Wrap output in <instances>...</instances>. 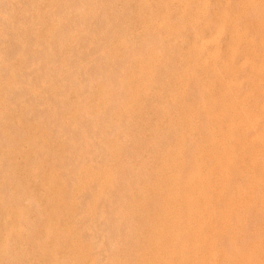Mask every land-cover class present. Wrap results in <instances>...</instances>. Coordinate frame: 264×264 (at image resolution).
Returning <instances> with one entry per match:
<instances>
[{
  "label": "rangeland",
  "instance_id": "374dc122",
  "mask_svg": "<svg viewBox=\"0 0 264 264\" xmlns=\"http://www.w3.org/2000/svg\"><path fill=\"white\" fill-rule=\"evenodd\" d=\"M21 1V2H20ZM23 0H0V16H2V17H0V20H4L3 22L2 21H0L1 23H0V25L2 24V25H5V26H7V25H9L10 26V28H13L12 29V31H11V29H10V31L8 30V29H6V27H4V29H3V27H2V25L0 26V30H1V32L0 33H2V31H3V33L2 34H0V35H2V37L3 38H7V39H5L6 41H8V44H6V46L4 45L5 43L4 42H6L1 36H0V39L2 38V41H4L3 43L2 42H0V44L1 45H4L3 46V48L2 47H0V49L2 48L3 49V51L2 50H0V52H1V54H2V52H6L7 51V45L9 46V43H11V42H13V44H10V46H9V50L11 49V52L10 51H8V52H10L11 54H9L8 52H7V54L8 55H10L9 56V58H8V55L5 53H3L2 55V57H4V55H5V58H7V59H5V58H3V59H1V60H4L5 59V61H8V59H9V61H10V63H13V64H11L10 65V63H9V61L8 62H5L4 61V63H7V64H9V65H7V66H9V67H7V70H6V65L5 64H3L2 63V65H3V67L2 66H0V73H1V75H2V73L4 72V75L5 76H1V78L2 79H4V80H1V78H0V83H2L3 85H4V87H3V85H1L0 84V95L2 94H4V97H5V99H4V97H2V96H0L1 97V99H0V105H2V109L3 110H1V107H0V114H1V112H2V114H4V115H1L0 117L2 118H0V123L2 124H0V128H1V133H0V137H2V138H0V144H2L3 145V147H4V149L5 148H7V147H5L4 146V144L6 145V143H11L10 144V146H9V144L8 145H6V146H8V148L7 149H9V147L10 148H12V149H9L8 151L9 152H7V149H5V151L8 153V154H10V152H11V154L10 155H14V156H7V155H5V153L6 152H4V149L2 148V146L0 147V150H1V155L3 156V154H4V161L1 163L2 165H0V166H2L1 167V172H3L4 173V169L5 168H3V167H6V166H8L9 164V166L8 167H6V168H8V169H6L5 171H11V173H13V174H11L10 173V171L8 172H5V173H9V174H7V176L10 178V179H8V180H6L7 182V184L4 182L5 181V178L7 177H3V176H1V175H3V173H1L0 172V182H3V183H0V188H1V190H2V187H1V184H5L4 186H3V190L5 191H1L0 190V194L1 195H5L6 194V196H7V193H11V196L8 194V196H7V198H6V196H4L5 197V199H4V197L3 196H1L0 195V197H2L1 198V200H5L6 202H10L9 204L10 205H12V206H14V203L15 202H17V197H16V195H15V193H17V191H18V193H17V196H18V198L20 197L21 198V200L20 199H18V204H17V206H18V208L20 207V209L21 210H19L17 207H16V205H15V207L18 209V210H16V208L15 207H12V206H9V204L7 205V203H4V202H1V204H2V206H3V204H4V207H6L5 205H7L8 206V208L6 209V208H3L1 205H0V207L2 208H0V216H2V217H0L1 219L4 217H6V216H8L9 215V217L11 216L13 219H14V221H18V224L16 223V222H13V219H11L12 221H11V223H13L12 225V228L10 229V227L8 228L7 226H9V224L10 223H8V222H10V219H9V217H6L4 220L2 219V221L0 220V224L2 225H0V229H1V231H0V234L3 232V228H4V226L6 227L5 229H4V231H6V229H7V231L5 232V233H7L8 231H10L11 230V232H9L10 234H5L4 232V234L2 233V235L0 236V238L1 239H5V241H3V240H1L0 239V241H2V242H4V243H2V242H0V246H4L3 247V249L0 247V250L2 249V250H4V251H0V253H1V255L4 253L5 255L7 254L8 255V253H9V255H11V254H13V256L12 257H8V256H5L4 255V257L6 258H9V260H7V258L5 259V258H3L1 255H0V259H1V257H2V261H3V263L2 264H6V262L9 264H11L12 262H11V258H13V262L16 264L17 262L19 263V261L21 262L22 260H24V256H25V252L27 251V254H26V260H24V263L26 264V261H27V264H38V261H39V264H49L48 263V261H50V262H52L53 260H55V258L57 257V260H55V261H53V262H55V264L57 263L58 264V262L60 261V260H62V262H63V264H69V263H71V264H74V263H77V264H80V262H81V259H85V261H83L82 260V264L84 263L85 264V262H86V264L87 263H89V260H90V258H92L91 256H93V255H96V253H97V255L99 256V254L98 253H100V255L103 253H105V255H101V256H99V259H97L98 258V256L96 255V258H94L95 256H93V259H91V264H93V261H95L94 262V264H98L97 262L98 261H100L99 262V264H103V261L104 260H102V259H105L107 262H109L110 264H113V263H115V264H142V263H144V264H166L167 262V264H264V217H263V214H264V124H263V122H264V118L262 119V117L261 116H264V105L262 106L261 104H260V102L262 103V104H264L263 102H264V98L262 99V97L264 96V82L262 83V79L264 80V77H263V75H264V52H262V51H264V34L262 35V34H259V33H264V31H263V29H264V0H224V1H222L221 2V0H212L213 2H212V4H211V1L210 0H182V2L184 3H182L181 2V0L179 1V0H151L150 2H148V0L145 2V3H143L142 1H141V3H140V0H119V2H118V0H103V2H102V0L100 1V0H89L88 2H87V0H80V2H79V0H74L75 2H77L78 4H80L81 5V1H82V7L81 6H79L81 9H83L84 7L86 8L87 7V4H88V7L85 9H83V10H81V11H84L85 10V12H83V13H85L86 14V12L88 13V14H86L87 16H85V18H83L84 16L83 15H85V14H83V15H78L80 18H81V20H82V18H83V23L82 24H84V22L86 21V20H88L89 19V21L87 22V23H85L84 25H85V27H84V25L82 26L81 25V23L80 22H78V20H80V18L79 17H77L76 19H78L77 21H76V19H75V17H76V15L74 14V11L76 10V11H78V13H79V11H80V8L77 6L78 4L77 3H75V2H72V1H70V2H72V5H71V3H70V5L68 4V6L66 5V3H68L69 1L68 0H66V1H64V0H41V1H37V0H35L37 3H33V2H35L34 0H26L27 1V3H26V1L24 0V2H22ZM32 2V3H30V2ZM57 1H59V2H57ZM62 1H64V3L62 2ZM93 1V3H91V2ZM97 1H99L97 4L95 3V2H97ZM114 1V2H113ZM116 1V2H115ZM127 3H126V2ZM143 1H145V0H143ZM157 1H158V3H157ZM168 1V2H167ZM170 1V2H169ZM173 2V4H172V2ZM191 1L193 2V3H191ZM204 2V1H207V3L206 2H204V3H202V2ZM217 1H219V2H217ZM235 1H238V2H235ZM260 1V2H259ZM41 2V3H40ZM51 2V3H50ZM60 2H62L63 4H60V6H62V7H60V6H58V8H55V7H57V3H58V5H59V3ZM106 2H109V3H106ZM161 2H162V4H161ZM188 2V3H187ZM223 4V6L221 5V3ZM226 2H227V4H226ZM234 2H235V4L236 5H234ZM249 2H250V4H249ZM11 3H12V5H11ZM15 5H14V4ZM18 3V4H17ZM85 3V4H84ZM99 3H101L100 5L101 6H99ZM117 3V4H116ZM140 3V4H139ZM143 3V4H142ZM146 3H150L149 5H147V7H146ZM153 3L156 5V4H158L157 6H155L154 7V5H153ZM169 3H171V4H169ZM175 3H177L176 5H174ZM178 3H180V6L178 5ZM199 3H202L201 5L204 7H202V6H200L199 5ZM219 3V4H218ZM224 3H225V5L226 6H224ZM232 3V4H231ZM238 3H239V8H241V9H239L238 8ZM17 4V5H16ZM20 4V5H19ZM31 4H35V6L33 7ZM53 4L55 5L56 4V6L55 7H53V9H51L52 8V6H53ZM73 4H76V7H78L79 8V10H78V8H76L75 7V9H74V6H73ZM92 4H93V7L95 6V9L97 10H95V9H93V7H91L92 6ZM96 4V5H95ZM105 4H107L106 6H105ZM122 4V5H121ZM142 4V5H141ZM152 4V5H151ZM165 4V5H164ZM166 4H168L167 6H166ZM185 4H186V6H185ZM204 4H205V6H204ZM259 4H261V5H259ZM36 5H38V7H40L41 9H42V11H41V9L40 8H38ZM39 5H41V6H39ZM48 5V6H47ZM66 5V6H65ZM104 5V6H103ZM113 5V6H112ZM114 5H115V8H117V7H119V8H117V9H115L114 8ZM117 5V6H116ZM119 5V6H118ZM141 5V6H140ZM143 5H145V6H143ZM162 5V6H161ZM170 5H173V6H175V8L172 6H170ZM178 5V6H177ZM188 5H191V6H189L188 7ZM197 5V6H196ZM207 5H208V7H207ZM210 5V6H209ZM221 5V6H220ZM30 6H32V7H30ZM48 7V8H46V7ZM65 6V7H64ZM73 8H72V7ZM97 6H99V7H97ZM108 6H111V7H108ZM128 6V7H127ZM150 6V7H149ZM181 6L183 7V6H185V8L183 9H181ZM218 6V7H217ZM230 6V7H229ZM232 6V7H231ZM251 6V7H250ZM62 8L61 10H60V8ZM66 8V7H68V8H66V9H64V8ZM69 7H70V10H69ZM99 8V9H97V8ZM101 7H102V10H100L101 9ZM107 7V8H106ZM125 7V8H124ZM147 8V10H149V8L151 9V7H152V9H153V11H152V9L151 10H149V12L146 10V8ZM154 7V8H153ZM158 7H159V9H158ZM177 7V8H176ZM197 7H202V8H197ZM214 7V8H213ZM223 7V8H222ZM224 7H225V11H227L226 13H225V11H224ZM253 7V8H252ZM254 7H256V8H254ZM31 8V9H30ZM35 9V13H34V9ZM36 8H38L37 10H38V12L40 13L41 12V14L40 15H37L38 14V12H37V10H36ZM43 8L44 9H47V11L49 12V14H48V12L46 11V10H43ZM55 8V9H54ZM104 8H105V10H104ZM108 8L110 9V10H108ZM113 8V9H112ZM120 8H122L121 10H120ZM128 8V9H127ZM163 8H164V11L162 12V10H163ZM173 8V9H172ZM189 8V9H188ZM217 8V9H216ZM222 8V9H221ZM227 8H228V10H229V8H234V9H231V10H229V11H233V13H229L228 12V10H227ZM239 10H237V9ZM243 8V9H242ZM258 8H259V11H258ZM48 9H50L51 11H49ZM58 9V10H57ZM69 10V12L67 13V11ZM89 9V10H88ZM107 9V10H106ZM125 9V10H124ZM156 9V10H155ZM166 9V10H165ZM172 9V10H171ZM179 9V10H178ZM201 9H205L204 11L203 10H201ZM210 9V10H209ZM214 9V10H213ZM244 9L246 10V12H244ZM257 9V10H256ZM29 10H32V13L33 14H30V12H29ZM54 10V11H53ZM59 10H60V13H58L59 12ZM66 10V12L64 13V12H62V11H65ZM72 10H74V11H72ZM100 10V11H99ZM113 10V11H112ZM117 10H118V12L120 13V14H118V12H117ZM144 10V11H143ZM158 10V11H157ZM169 10V11H168ZM171 10V11H170ZM175 10H177V11H175ZM183 10V11H182ZM191 10V11H190ZM202 12H201V11ZM250 10V13H251V15L252 14H254L252 17L253 18H255V19H253L252 17H251V15H250V13L248 14V12L247 11H249ZM44 11H46V14H45V12ZM75 11V13L77 14V12ZM81 11H80V14H82L81 13ZM92 11H94V12H92ZM102 11V12H101ZM103 11H107L108 13H103ZM110 11H111V13H110ZM125 11V12H124ZM127 11V12H126ZM145 11L146 12H148V14L146 13L145 14ZM179 11H182L183 13H179ZM213 11L215 12L214 13V16L212 15L213 14ZM221 11L222 12H224V14H226V16L227 15H229L230 14V18H229V20H227L228 19V16H227V18H226V16H224V14H223V16L221 15V17L219 18V16H220V14H221ZM235 11V12H234ZM240 11H241V13H240ZM243 11V12H242ZM261 11L263 12V13H261ZM20 14H19V13ZM44 12V13H43ZM51 12V13H50ZM90 12V13H89ZM98 12H99V14H98ZM114 12V13H113ZM117 12V13H116ZM153 12V13H152ZM156 12H159V13H157V14H155ZM165 12V13H164ZM193 12V13H192ZM204 12H206V13H204ZM210 12V13H209ZM219 12V13H218ZM255 12V13H254ZM259 12V14H261V15H259V14H257V13ZM54 13V14H53ZM58 13V14H57ZM71 13H73L74 14V16H73V14H71ZM92 13V14H91ZM96 13L98 14L97 16H96ZM101 13V14H100ZM112 13H113V15H112ZM129 13V14H128ZM151 13V15L153 14L154 15V17H156L155 19H156V22H155V19H154V17H153V15H152V21L154 22H152L151 21V23H149V19L151 18V15H149ZM165 15H164V14ZM171 13V14H170ZM178 13V16L176 15V14ZM187 13V14H186ZM189 13V14H188ZM204 13V14H203ZM207 13H209L208 15H206ZM218 13V14H217ZM237 13V14H236ZM239 13H240V15H239ZM35 14V15H34ZM51 14V15H50ZM53 14V15H52ZM66 14H67V16H66ZM75 20H73L72 18H70V17H68L69 15ZM89 14H91L90 16H91V20H92V17H93V19H95L94 17H96V19H95V21H92L93 22V24H92V22L90 23V17H89ZM121 14H123L124 16H122ZM145 14V15H144ZM163 14V15H162ZM170 14V15H169ZM174 14H175V17H176V19H175V17H174ZM194 14V15H193ZM200 14V15H199ZM215 14H216V16H218V17H216L215 16ZM233 14V15H232ZM249 16H248V15ZM21 15V16H20ZM25 15H27V17H28V15H29V17H31V20H30V18L28 17H26ZM31 15V16H30ZM32 15L34 16V18L32 17ZM42 15H43V17H42ZM63 15H65V17H63V18H60V16L62 17ZM95 15V16H94ZM101 15V16H100ZM103 15V16H102ZM112 15V16H111ZM115 15H117V16H115ZM118 15H120L123 19H121L120 20V16H118ZM128 17H127V16ZM156 15V16H155ZM172 15V16H171ZM181 15V16H180ZM183 15H185V16H183ZM187 15V16H186ZM192 17V16H194L192 19L193 20H191L190 18V16ZM203 15V17H201ZM9 17L10 19H8L7 17ZM16 16V17H15ZM17 16H20V17H17ZM40 16V17H39ZM45 16H47L48 17V19L47 18H45ZM83 16V17H82ZM99 16V17H98ZM115 16V17H114ZM142 16H143V18H142ZM146 16V17H145ZM150 16V18L149 19H147V17H149ZM161 16H163V17H161ZM165 16V17H164ZM213 16V17H212ZM232 16H234V18H235V16H236V18H238V19H236V20H234V18L232 17ZM258 16H260V17H258ZM4 17V18H3ZM55 17V18H54ZM66 17H68V18H66ZM88 17V18H87ZM98 17V18H97ZM113 17V18H112ZM118 17V18H117ZM161 17V18H160ZM170 17V18H169ZM172 17H174V18H172ZM179 17V18H178ZM186 17H187V19H186ZM196 17V18H195ZM223 17V18H222ZM251 17V18H250ZM257 17V18H256ZM261 17H263V19L261 18ZM1 18H3V19H1ZM59 18V20H57ZM106 18V20H104ZM117 18V19H116ZM140 18V19H139ZM146 18V19H145ZM162 18H163V20H162ZM184 18V19H183ZM188 18H189V20H188ZM214 18V19H213ZM223 19V20H220V19ZM231 18H233L232 20H231ZM258 18H260V19H258ZM8 21H7V20ZM46 19V20H45ZM62 19H63V27L61 26V21H62ZM66 19H67V22H66ZM69 19H71V20H69ZM102 19V20H101ZM109 19L113 22L114 21V24L111 22H109ZM113 19H115V20H117V23H115L116 21L115 20H113ZM145 19V20H144ZM154 19V20H153ZM159 21H158V20ZM170 19H172V20H170ZM178 19V20H177ZM194 19H196V21L194 20ZM242 19H243V22H244V20L246 21V22H244L245 24L247 23V25L246 26H244L245 24H243L242 23ZM251 19V21H249ZM253 19V20H252ZM258 19V20H257ZM9 20L11 21V22H9ZM49 20V21H48ZM53 20V22H51ZM71 21L72 22V24H71V26H74L75 24V29H74V34H72V33H69L70 32V30L72 31L73 30V27H68L69 25H70V22L69 21ZM99 20H101V22L99 21ZM125 20V21H124ZM147 20V21H146ZM167 20V21H166ZM176 20L177 21H180V22H177L176 23ZM182 20H183V23H182ZM186 20V21H185ZM200 20V21H199ZM209 20V21H208ZM221 21V24H219V22ZM225 20V21H224ZM231 20V22L232 21H234V22H230L229 23V21ZM238 20V21H237ZM240 20H241V22H240ZM7 21V22H6ZM28 21H29V23H28ZM45 21H46V23H45ZM104 21V22H103ZM122 21V22H121ZM127 21V22H126ZM141 21H142V23H141ZM184 21H185V23H184ZM189 21V22H188ZM202 21H203V23H202ZM205 21V22H204ZM218 21V22H217ZM228 21V22H227ZM249 23H248V22ZM260 21V22H259ZM8 22H9V24H8ZM67 23V25L68 26H66V24L65 23ZM76 22H78V24L76 23ZM99 22H100V24H99ZM109 22V23H108ZM125 22V23H124ZM146 22V23H145ZM169 22V23H168ZM196 22V23H195ZM199 22V23H198ZM207 22H208V24H209V26H208V24H207ZM211 22V23H210ZM241 23V24H238V23ZM251 22V23H250ZM258 22V23H257ZM10 23H14V24H10ZM26 23V24H25ZM48 23V24H47ZM69 23V24H68ZM88 23H90V25L88 24ZM94 23H95V25H96V27H94L95 25H94ZM97 23V24H96ZM109 25V27H108V25ZM119 23V24H118ZM140 23H141V27H140V29L141 30H143V31H141L139 28V30L137 29V27H139V25H140ZM145 23V24H144ZM148 23V24H147ZM170 24V25H178L179 23V26H175L176 28H174V29H176V31H174L173 30V28H172V31H174V32H172L171 31V28L170 27H172V26H170V27H168L166 24ZM173 23V24H172ZM198 23V24H197ZM202 23V26L201 25H199V24H201ZM215 23H216V25L218 26V27H221L222 28V33L219 35V37L217 38V42L215 41L214 43H215V45L216 46H218V48H216V50H218L217 52H218V58H216V61H217V63H219V64H217L216 63V61L213 59V62L209 59V58H205L204 59V57H209V49H210V47L211 46H213L214 47V43H213V41L212 40H210L209 38V40H206L207 39V37H212L213 35H215V33H216V30L215 29H217L218 27L215 25ZM237 23V24H236ZM260 23V24H259ZM16 24V26H22L21 28L23 29H20V27H12V26H14ZM58 24H60V28H59V30H60V32L61 31H63L62 29L63 28H66V30H68L69 32L67 33V31H66V33H67V36H69L70 35V37L71 38H68L67 37V39L69 40V39H72V40H67L66 39V36H64L65 34H64V31H65V29H64V31H63V34L62 35H60L59 33V30H58V28L57 29H55L54 27H57V25ZM64 24H65V26H64ZM80 24V25H79ZM105 24V25H104ZM120 24H122L121 25V27L123 26V28L125 29H123V30H121L122 28H119L118 29V27H120L119 25ZM151 25V24H156L157 26L158 25H161V27L159 26V27H156V26H154V25H151V26H148V25ZM183 24L185 25V26H183ZM199 26H197V25ZM226 24V25H225ZM251 24H253V26H255V25H257V24H259L256 28L255 27H253V29H251L252 27H250L251 26ZM262 24V25H261ZM12 25V26H11ZM47 25H49L48 27H47ZM51 25V26H50ZM55 25V26H54ZM89 27H91L92 25V28H93V30L92 29H87V27L88 26ZM107 25V26H106ZM110 25L112 26V27H114V28H112V27H110ZM114 25V26H113ZM132 25V26H131ZM191 25H193V26H191ZM212 25V26H211ZM223 25L226 27L227 25V29L226 28H224L223 27ZM231 25V26H230ZM237 25V26H236ZM241 25V27H245L244 29L245 30H247V32L245 31V30H243L242 31V35H240V34H238V35H240V36H244L243 38L245 39V36L247 35V33H248V31H249V29L251 30L249 33H248V35L249 34H251V35H249V37L248 36H246V37H248L250 40L249 41H247V40H244L243 38H241V40H243L242 42H240L239 44H237V46H236V48L239 50V48L238 47H240V51H242L243 52V54H238L239 52H238V50L236 49V53H237V55H238V57L239 56H241V59L245 62V61H248V59H244L245 58V53L244 52H246V47H249V44H250V47L251 46H254V45H252V44H255V46L257 47V50L258 49H260L259 50V54L261 53V55H260V59L258 60V59H251L250 61L252 62V60L253 61H255V63L257 62V60H258V62H257V64L256 65H261V67H262V71L261 72H256L255 71V67H257L256 65H255V63H249V62H247L248 64H250V67H248L247 66V64H245L244 62H242V61H240L241 59H240V57L239 58H237V56H236V54L234 55L235 56V58L234 57H232L231 59H230V57H229V59H228V55H229V53H227V52H229L228 50H229V48L232 46V43H234V38L237 40L238 39V37L239 36H236V32L239 30H241L240 28H239V26ZM243 25V26H242ZM9 26H8V28H9ZM25 26H27L28 28H30V30H28L29 32H31V33H29L28 31H27V27H25ZM53 26V27H52ZM80 26H82V27H80V30L78 31V29H79V27ZM87 26V27H86ZM103 26H105V27H103ZM126 26H128V27H126ZM137 26V27H136ZM187 26V27H186ZM215 26L217 27V28H215ZM236 26V27H235ZM260 26V27H259ZM51 27V28H50ZM78 29H77V28ZM133 27V28H132ZM135 27V28H134ZM145 27V29H146V31H144L145 29H143ZM152 28V29H150V28ZM156 27V28H155ZM179 27V28H178ZM194 27V28H193ZM202 27H203V29H202ZM211 27V28H210ZM230 27H233V29H234V27L236 28V29H238L235 33H234V31L236 30H234L233 31V33H234V35L232 34V31L231 30H233L232 28H230ZM248 27V28H247ZM18 28L21 30V32H18V31H20V30H18ZM26 30H25V29ZM34 28V29H33ZM37 28V29H36ZM48 28H50V30H48ZM55 30H54V29ZM62 28V29H61ZM96 28V29H95ZM131 28V30H129ZM147 28H149V29H147ZM153 28H154V30H155V32H154V30H153ZM167 28H169V29H167L168 30V32L167 33H169V31H171V33L170 34H167V35H164L163 33L164 32H166L167 30L166 29ZM210 28V29H209ZM247 28V29H246ZM3 29V30H2ZM16 29H17V32L15 33H12L13 32V30L14 31H16ZM31 29H33V30H31ZM115 29H117V30H115ZM128 29V30H127ZM138 31H136V30ZM162 29H164V30H166V31H162ZM181 29H183V30H181ZM197 31V33H200V30H201V34H199V37H198V34L197 33H195V30ZM206 29V30H205ZM224 29H226V30H229V32L228 31H226V30H224ZM255 29V30H254ZM262 29V30H261ZM27 31V34H24V33H26V32H23V31ZM39 31V32H36V31ZM48 30V32L49 33H47L46 31ZM58 30V31H57ZM92 30V31H91ZM151 30V31H150ZM153 30V31H152ZM159 30V31H158ZM178 30V31H177ZM191 30V31H190ZM209 30V31H208ZM258 30H259V33H256V32H258ZM7 31H8V33H7ZM56 31V32H58L57 34H59V35H56V33H55V35H54V32ZM79 33H82L81 35H79L78 34V32ZM126 31H127V33H126ZM136 31V32H135ZM148 31H150V33H148ZM162 32V35H164V36H162L161 34H159V33H161ZM215 31V32H214ZM7 34H6V33ZM36 32L37 33V38H35L36 37V33L34 34V33ZM53 32V34H50V33H52ZM90 32V33H89ZM103 32V33H102ZM111 32V33H110ZM115 32V33H114ZM124 32V34H122ZM152 32V33H151ZM159 32V33H158ZM175 32H177V34L175 33ZM253 32H255V34L253 33ZM5 33V34H4ZM19 33H20V35H19ZM23 33V34H22ZM40 33V34H39ZM46 33V34H45ZM78 34L79 36H77L76 34ZM107 33H108V35H107ZM111 35H110V34ZM148 33V34H147ZM155 33V34H154ZM175 33V35H173ZM189 33H190V35H189ZM241 33V32H240ZM246 33V35H244ZM3 34L4 35H7L6 37L5 36H3ZM9 34H12V35H10V36H12L11 38L13 39L14 38V40L16 41V34L17 35H19V40H21V41H19L18 39V41H14V40H12L11 38L9 39ZM13 34H14V36L15 37H13ZM32 34H34L35 35V37H33L34 35H32ZM72 34V35H71ZM99 34H103V35H105L104 36V39L103 38H101L102 37V35H99ZM112 34H116V37L117 38H114L115 37V35L114 36H112ZM185 34V35H184ZM186 34L188 35V36H186ZM212 35V36H210V35ZM226 34H227V38L225 37L226 36ZM229 34V35H228ZM25 37H24V36ZM30 36V38H32V39H30V40H33V41H36V42H34V43H32L33 41H30L31 43H29V39L27 40V37H29ZM46 35V36H45ZM49 35V36H48ZM50 35H51V37H50ZM55 37V39H57V41L59 42L60 41V44H57L58 42L55 40L54 41V39L51 41V39L53 38V36ZM74 35V36H73ZM96 35H98L99 36V38H101V39H98L97 37L98 36H96ZM112 36V37H107V36ZM119 36V38H120V42H119V39H118V36ZM162 37H161V36ZM168 35H173V36H168ZM184 35V36H183ZM192 35V36H191ZM202 35V36H201ZM225 35V36H224ZM257 35V36H256ZM259 35V36H258ZM22 36V37H21ZM38 36H39V38H40V41H42V42H39L38 40ZM57 36V37H56ZM63 38H62V37ZM85 36H87V37H85ZM89 36V37H88ZM126 36V37H125ZM135 37V41H133L134 39V37ZM166 36V37H165ZM182 36V38H180ZM231 38L232 37V39H229V37ZM250 36H251V38H250ZM261 36V37H260ZM21 37V38H20ZM46 37H48V38H46ZM77 37V38H76ZM127 37H129L130 39H128ZM138 37V38H137ZM142 37L143 38H145V40L146 39H149V41L148 42H146L144 39L142 40V41H144V42H142L141 41V39H142ZM159 37L161 38L160 40H159ZM167 37H171V39L170 38H167ZM202 37H203V39H202ZM220 37H223L222 38V40H221V38ZM234 37V38H233ZM256 37V39L255 40H259V38L261 39V40H263V43H260V42H262V41H258L257 40V42L259 43V45H260V47H259V45L255 42H252V38H255ZM16 38V39H15ZM44 38H46V39H44V40H46V43H45V41L43 40ZM59 38H61V39H59ZM64 38L66 39L65 41H67V42H65V41H63L64 40ZM85 38V41H86V43H88V44H86L85 43V41L83 40ZM89 38H91V39H89ZM106 38H109V39H106ZM113 38L115 39V40H118V41H115L114 40V42L116 43V45H117V47H116V45H115V43H113ZM124 38H126L127 39V41H128V43H127V41L126 40H124L123 41V39ZM141 38V39H140ZM152 38V39H151ZM165 38H167V39H165ZM178 38H180V39H182L181 41H180V39L178 40ZM263 38V39H262ZM38 39V40H37ZM97 39V40H96ZM138 39L141 41V43L138 41ZM157 39V40H156ZM24 40H26V41H24ZM74 40H75V42H74ZM76 40H79V41H76ZM96 40V41H95ZM99 40H101L102 41V44L100 43L101 41H99ZM104 40H107V42H108V45H107V42L106 43H104ZM159 40V41H158ZM170 40V41H169ZM177 40H178V42H177ZM201 40H203V42H204V40H205V42L203 43L204 45H201V44H199V43H201ZM230 41V43H228L229 41ZM233 42H232V41ZM48 41V42H47ZM49 41H50V45H52L53 44V47L51 46V48H50V45H49ZM61 41H63V42H61ZM73 42V44H71L72 42ZM91 41V43L93 44V43H95V42H97V41H99L97 44H99V46H97L96 44L93 46H91V47H93V48H91V49H89V46L88 45H91V43H89ZM155 41H156V43H155ZM198 41H199V43H198ZM210 41V42H209ZM211 41H212V43H211ZM17 43V44H15V43ZM23 42V43H22ZM52 42H55V43H52ZM65 42V43H64ZM69 42H71V43H69ZM84 42V43H83ZM112 43V45H110L111 43ZM119 42V43H118ZM131 42V44H129ZM134 42H135V44H136V47H137V49L138 50H135L136 48H135V44H134ZM137 42H138V46H137ZM146 42V43H145ZM157 42L159 43L160 42V44H161V42H163L161 45H162V47L161 46H159L160 48H161V53L159 52L160 51V49H158L159 47H158V44H157ZM177 42V43H176ZM188 42V43H187ZM190 42H192L193 43V45H194V43L196 44L195 45V47L197 46H199L198 47V49L197 50H194L193 52L191 51L192 49L191 48H193V49H195L194 48V46H192L191 44L192 43H190ZM219 42V43H218ZM224 42V43H223ZM245 44H244V43ZM247 42H251V43H247ZM19 43H21L22 45H23V47H21L22 45L20 44L19 45ZM48 43V44H47ZM62 43H64V44H62ZM86 45L87 46V48H85L84 46V48L83 47H81V45ZM110 43V44H109ZM121 43V48H118V47H120L119 46V44ZM139 43L141 44V45H139ZM142 43H145V44H149V46L147 47V45H146V47H144V44L142 45ZM155 43V44H154ZM167 45H166V44ZM179 43V44H178ZM185 43V44H184ZM198 43V44H197ZM211 44V46L209 47L208 46V48H207V44ZM16 45V46H13V45ZM24 44H27L26 45V48H25V45ZM32 44V46H30ZM40 44H42V45H40ZM55 44V45H54ZM62 44V45H61ZM78 44V45H77ZM114 44V45H113ZM154 44V45H153ZM163 44H165V45H163ZM183 44V45H182ZM206 44V45H205ZM242 46H241V45ZM257 44V45H256ZM263 44V45H262ZM12 45V46H11ZM18 45H19V49H18ZM38 45H40V46H44V48L47 46V45H49V47L47 46V48L49 49V51L51 50V52L53 53H55L56 51H55V49L58 51V53L56 54L57 56L59 55V52H61V51H64V50H66V51H68V53L66 54V51H64V53L63 52H61L60 54L61 55H59V57L57 58V56L56 55H54V54H52V53H50V52H48V55L46 54V52L48 51L46 48V52L45 51H43L44 49H42V47H40V50H39V47H38ZM56 45H58V46H56ZM79 46L80 48H82L81 50H80V48L78 47V49H77V47L75 48V47H73V46ZM100 45H102L101 47H103V46H105V45H107V47H105V48H107V49H109L108 50V54L106 53V51H107V49H105V48H102V50H101V48L100 49H97L98 47H100ZM125 45V46H124ZM153 45V46H152ZM173 45V46H172ZM181 45V46H180ZM191 45L192 47H189V46ZM244 45V46H243ZM33 46H35V47H33ZM60 46V47H59ZM62 46V47H61ZM113 46H115V47H113ZM141 46H143V47H141ZM151 46V47H150ZM164 46H165V48H164ZM167 46H168V48H167ZM189 47L190 48V51H189V49L187 48V47ZM201 46V47H200ZM206 46V47H205ZM215 46V47H216ZM219 46H222V48L221 47H219ZM228 48V49H226V47ZM4 47H7V48H5V50H4ZM12 47H13V49H12ZM15 47H17V49H14ZM97 47V48H96ZM126 47H127V49H129V50H125L126 49ZM129 47V48H128ZM141 47V48H140ZM149 47L151 48L150 49V52L148 51L149 50ZM177 47V48H176ZM188 49V50H186V48ZM214 47V48H215ZM244 48V50H243V48ZM21 48V49H20ZM29 48V50H28V54L30 55V50H31V52L34 54L35 52H40V51H42V52H40V53H36V54H39V56L42 58V59H40V57L38 56V58L41 60H38V58L36 57L37 55L36 54H34L35 55V57H36V61H35V57H33V59H34V61L32 60V57L31 56H33V54L32 55H30V57L31 58H29V57H27V56H29L27 53H26V58H27V61H25V59L23 60L22 59V56L25 54L24 52H27L26 50ZM37 48V50L35 51V49ZM72 48H75V49H72ZM96 48V50H100V51H98V52H102V54L104 55V53L106 54V55H108V56H104V58H106V60L102 57L103 55L101 54V53H99V54H101V59L99 60V58H98V55H97V53H96V50H94ZM115 48V49H114ZM123 48V49H122ZM146 48H148V49H146ZM180 48H183L182 50L183 51H181V49ZM185 48V49H184ZM199 48H201L200 50H199ZM213 48V49H214ZM222 49V50H220V49ZM263 48V49H262ZM25 50V51H21V50ZM70 49V50H69ZM72 49V50H71ZM78 50V52H76L77 50ZM94 50L93 52H91V53H89L87 50ZM104 49V50H103ZM112 49V51L114 50V52H112L111 51V56L112 57H114L115 56V58H111L110 57V50ZM118 49V50H117ZM121 49V50H120ZM131 49V50H130ZM143 49V50H142ZM144 49H146L145 50V52H146V54H145V52H143L144 51ZM155 49H156V51L157 52H154L155 51ZM202 49H204L205 51H203ZM208 49V50H207ZM211 49H212V47H211ZM212 49V50H213ZM12 50H14V51H12ZM15 50H16V52H15ZM54 50V51H53ZM61 50V51H60ZM73 50H75V51H73ZM106 50V51H105ZM126 51V52H124V51ZM134 50V51H133ZM140 50V51H139ZM152 50H154V51H152ZM165 50H167V51H165ZM174 50V51H173ZM207 50V51H206ZM215 49L213 50V52L214 51H216ZM227 52H226V51ZM17 51H21L22 53H23V55L22 54H20L21 52H19V53H17ZM35 51V52H34ZM73 51V52H72ZM104 51V52H103ZM117 51V52H116ZM129 51L131 52V53H129ZM135 51H136V53L138 54V53H141V52H143L144 54H145V56L146 55H148V56H151V55H153V54H158V52H159V54L157 55L158 56V58H157V56L155 55H153L154 57H156V59L152 56V57H144V54H143V58H145L144 60L143 59H141V57L140 56H142L141 54L138 56L136 53H135ZM182 52V53H180V52ZM185 51H189L190 52V54H191V56L189 55V53L188 52H186L185 53ZM197 52V54L199 55V52H203V53H205L204 54V56L203 55H199V57H201V56H203V58L201 57L200 59L198 58V56L196 57V52ZM221 51V52H220ZM222 51H224V52H222ZM13 52H14V54H18L17 56H20V55H22L21 57H20V59H19V57H17L16 55H13V58H16V60L14 61V60H12L10 57L12 56V54H13ZM45 52V54H44V56H43V54L42 53H44ZM69 52L71 53H74L73 55H72V53H71V55L69 54ZM88 52V53H87ZM94 52H95V54H96V61L92 58V57H94V56H92L91 57V59H88V57L90 58V56L91 55H93L94 54ZM121 52H122V56H123V54H125L124 55V57L129 53V54H133V56H138L137 58L138 59H141L142 61H145V64H148V63H150V62H152V63H150V64H148V65H143L142 66V64L140 63V62H142V61H140V62H138V60H137V58L136 57H134L135 58V60H136V62H137V64H136V62L133 60H131L132 59V55H129L128 54V56H129V60H126V59H128L127 57L128 56H126V58L125 59H123V61L125 60V61H129V63L130 62H132V63H130V65H134V66H136V67H134L133 65V67L134 68H136V69H138V67L140 66L141 67V69H143V70H139V73H138V71L136 72V74L134 73L135 71H134V69L132 68V70L134 71H132L131 70V68H130V66H129V64L128 65H126L125 63H124V65H122L123 63H122V60L120 61L119 59L121 58L122 59V56L120 55L121 54ZM148 52H149V54H148ZM154 52V53H153ZM77 53V54H76ZM93 53V54H92ZM127 53V54H126ZM150 53H151V55H150ZM183 53H184V55H183ZM192 53H193V55H194V57H192ZM195 53V54H194ZM200 53V54H201ZM202 53V54H203ZM220 53V54H219ZM227 53V56L225 55ZM263 53V54H262ZM20 54V55H19ZM41 54V55H40ZM63 54V55H62ZM90 54V55H89ZM113 54H114V56H113ZM116 54V55H115ZM117 54H118V56H120V58H118V62L116 61V56H117ZM136 54V55H135ZM175 54H176V56L177 57H179V59L178 58H176V56H175ZM186 54H188V55H186ZM224 54V55H223ZM7 55V56H6ZM46 55V56H45ZM52 55V56H51ZM53 55L55 56V57H53ZM66 55V56H65ZM83 55H85V57L83 56ZM87 55H89L88 57H87V59H86V56ZM178 55H180V56H178ZM186 55V56H185ZM206 55V56H205ZM208 55V56H207ZM222 57H221V56ZM244 55V56H243ZM49 57V59L52 57V61L54 60V58H55V60L54 61H58L57 62V64L61 67L63 64V66L66 68V66L67 67H69V68H71L72 67V63H73V65L75 66L76 65V67H75V72L77 71V73H78V71H80L81 70V72L80 73H75L74 71H73V67H72V69H69V68H66L67 69V72L66 73H64V74H58L59 76L57 77L58 79L60 78V76H61V78H60V80H64V79H62V78H65V77H73V79H72V77L70 78V79H72V80H69L68 78H65V80L64 81H60V82H58L57 81V78H56V75H57V73L59 72V73H63L64 72V70H65V68L63 69L62 67H61V69H60V67L58 66V65H54V64H56L54 61H53V63H52V61H51V64H50V61H49V63H48V60H46V64H45V59H47L48 57ZM61 56H62V61H61V63H62V65H60V63H59V58H61ZM69 56V57H68ZM70 56H71V58H70ZM73 56V57H72ZM75 56L77 57V58H75ZM117 56V57H118ZM183 56V57H182ZM188 56V58H189V60H188V58H185V57H187ZM224 56V57H223ZM263 56V57H262ZM44 57V58H43ZM45 57H47V58H45ZM79 57V58H78ZM111 58V61L108 63V65H112V60L114 61L115 60V63L116 64H114V62H113V64H114V67H115V65H117L119 62H121V65H119L118 64V66H123V67H121V69L123 70L124 68V70L122 71V70H120L119 68L120 67H115V68H113L112 69V67L110 68V70L113 72V73H115V72H117V70L119 69V71L117 72L118 74L116 75V79L115 78H113L114 76H115V74L113 75V73L111 72H109V71H107L106 72V70L108 69V67H107V69H105L106 67L104 66V63H105V61H108L107 59L108 58ZM123 57V58H124ZM130 57H131V59H130ZM191 57H192V59L193 58H195V59H199L200 61V63H202L204 60V64L202 65V64H200L199 62H197L196 60L195 61H193L192 59H191ZM219 57H221V58H219ZM244 57V58H243ZM0 58H1V56H0ZM23 58H25L24 56H23ZM57 58V59H56ZM64 58V59H63ZM73 58V60H75L74 62L75 63H78L77 61L80 59V58H83V62H81V59L79 60V62H81L82 63V65H80L81 63H78V65L77 64H75L74 62H73V60L71 61L70 59H72ZM147 58H151L150 59V61H146L147 60ZM170 58V59H169ZM173 60H172V59ZM185 58V59H184ZM227 58V60H226V63H227V65H226V63H224V66L228 69V66H229V63H230V66H229V68L230 69H226V68H224L223 69V62L221 61V60H225ZM28 59H30V63L28 64V65H26V62H28ZM66 59H69L68 61H71L70 62V65L68 64L69 62L66 60ZM78 59V60H77ZM86 59V60H85ZM105 60L104 61V63H102L103 61H101V60ZM153 59V60H152ZM155 59V60H154ZM157 59H158V61H157ZM165 59H167V60H165ZM168 59H169V63H172V64H170L169 65V63H168ZM203 61H202V60ZM209 59V61H210V63L209 64H211V66L209 65V67H208V69H206L207 68V66H208V64L207 65H205V63H206V60H208ZM233 59H236V60H234V62L235 61H237L238 62V64H245L244 66H242V65H236L237 64V62H236V64L233 62ZM263 59V60H262ZM17 60H20V61H17ZM89 60H92L91 62L89 61ZM93 60L95 61L94 63H96L97 61H99V62H101V63H99L98 62V64L96 63L95 65L97 66V65H99V67L97 66V68H98V70L95 68L96 66L93 64ZM110 60V59H109ZM164 60V61H163ZM172 60V61H171ZM177 60V61H176ZM180 60L182 61V62H180ZM223 60V61H224ZM261 60V61H260ZM22 61V62H21ZM37 61L40 63V65H41V63H42V66H43V63L45 64V66H46V68L43 66V68H45V74H44V72L42 73V70H40V65H38L37 64ZM64 61V62H63ZM86 61H88L87 63H86ZM154 61H156L155 63H154ZM183 61H184V63H183ZM186 61V62H185ZM188 61V62H187ZM197 62V63H199V66L198 67H195L193 64H196V63H189V62ZM209 61H207V63L209 62ZM219 61V62H218ZM221 61V62H220ZM236 65V68L237 69H235V68H233L234 66H233V64H232V62ZM15 62H17L18 64L20 63L21 64V66H23V67H25V68H27L28 66H30L31 65V63L33 62H35L36 64H33L34 66H31V69H32V67L35 69V65L37 66L36 68L37 69H32V70H34L35 72H37V77H34L36 74H32L31 73V69H25V70H27V71H24V69H22V68H20V64L17 66V63H15ZM65 62H67V64L65 63ZM134 62H135V64H134ZM148 62V63H147ZM159 62V63H158ZM161 62V63H160ZM167 64H166V63ZM261 62V63H260ZM0 63H1V61H0ZM22 63H24V65H22ZM47 63L52 67V66H56V67H59L58 69H60V70H57V68L56 69H54L55 67H53V69L49 66V65H47ZM86 63V64H85ZM89 63V64H88ZM138 63L139 64H141V65H138ZM144 63V62H143ZM162 63H164V65L162 64ZM183 63V64H182ZM222 65H221V64ZM259 63V64H258ZM85 64V65H84ZM101 64V65H100ZM157 64V65H156ZM158 64H160L161 65V67L162 66H164V67H162L163 69H159V68H161L160 67V65H158ZM169 67H166L165 68V66L166 65ZM179 64V65H178ZM182 64V65H181ZM186 64H188V65H185ZM191 64H192V67H190L191 66ZM216 65L217 64V67L216 66H214V65ZM1 65V64H0ZM12 65H13V67H12ZM16 65V66H15ZM26 65V66H25ZM66 65V66H65ZM83 65L84 66H86V67H84L86 70H88L89 71V73H88V71L86 72V70L84 71L81 67H83ZM128 67H126V66ZM154 65V66H153ZM171 65H172V69H171ZM198 65V64H197ZM196 65V66H197ZM202 65V67H206L205 69L207 70H205V73H206V76H205V73L204 72H202V70H201V68H200V66ZM205 65V66H204ZM253 65H255V66H253ZM49 66V67H48ZM71 66V67H70ZM125 66V67H124ZM131 66V67H132ZM153 66V67H152ZM157 66V67H156ZM159 66V67H158ZM178 66H179V68H178ZM219 66H221V67H219ZM231 66H233V67H231ZM238 66V67H237ZM240 66V67H239ZM38 67H40V68H38ZM140 67H139V69H140ZM143 67V68H142ZM151 68L150 70H149V68ZM155 67V68H154ZM186 67H189L188 69L186 68ZM195 67V68H194ZM219 67V69H216V68H218ZM245 67V68H244ZM246 67L247 68H249V69H252V70H249V69H246ZM254 67V68H253ZM11 68H13V70L11 69ZM17 68H19V69H17ZM43 68H41V69H43ZM47 68H48V71H46L47 70ZM51 68V69H50ZM79 68V69H78ZM95 68V70H97V71H95V72H97V74L98 75H95L94 76V74H96V73H94V71L92 70V69H94ZM103 68H104V70H103ZM117 68V70L115 71V69ZM127 68V69H126ZM130 68V69H129ZM154 68V69H153ZM174 68L176 69V70H174ZM182 68V69H181ZM186 70L187 69V72L185 73V76L186 75H188V76H184L183 75V73H184V69ZM192 68H194V69H197V70H194V69H192ZM211 68V69H210ZM233 68V69H232ZM241 68H243V70L241 69ZM10 69V70H9ZM19 70V72H18V74L20 73V71H21V69L23 70V71H21V73H20V75L18 76V74H15L14 75V72L16 71L17 72V70ZM68 69H69V73H68ZM92 70L93 72L92 73H90V70ZM132 72V75H131V72L129 71V70ZM155 69H159L157 72H155L156 70ZM166 71H165V70ZM190 69V70H189ZM226 69V70H225ZM239 69V70H238ZM245 69H246V71H245ZM44 70V69H43ZM49 70H50V72H49ZM53 70H54V72H53ZM61 70H63V71H61ZM73 72H72V71ZM109 70V69H108ZM128 70V71H127ZM146 70V71H145ZM162 70V71H161ZM164 70V71H163ZM179 70V72L180 71H182V72H177ZM184 70V71H183ZM188 70L189 71H194L193 73H191V72H189L188 73ZM200 70V71H199ZM210 72H209V71ZM219 72H218V71ZM225 70V71H224ZM229 70H231V73L229 72ZM234 70H236V72L234 71ZM237 70L239 71V72H237ZM8 71V72H7ZM28 71H30V72H28ZM34 71H32V72H34ZM39 71H41V73H40V75H39ZM51 71L55 74V72L56 71H58L55 75L52 73V77L54 78V76H55V78L56 79H53L50 75L51 74H48V72L49 73H51ZM66 71V70H65ZM105 72V74L103 75L102 74V72ZM125 71H126V73H125ZM149 73H148V72ZM167 71L169 72V73H167ZM173 71V72H172ZM174 71H176V72H174ZM203 71H204V69H203ZM220 71H221V73H222V75H220ZM222 71H224L225 73H226V75H224V72H222ZM233 71V72H232ZM242 71V72H241ZM246 72V74H248V75H246L245 74V72ZM256 73H255V72ZM13 72V73H12ZM25 72V73H24ZM29 73L30 75L32 74L33 75V77H32V75L31 76H27L28 74H26V73ZM70 72H72L71 74H76V75H78V76H75V75H71L70 74ZM85 74H89V75H85L84 76V73ZM100 72H101V74H100ZM121 72H123V73H121ZM130 74H129V73ZM142 73V75H141V73ZM153 72H155L154 74H153ZM160 72H161V74H160ZM173 73V74H171V73ZM199 74H197V73ZM228 72V73H227ZM252 72H254L255 74H253ZM8 74V78L6 77V74ZM13 75H11V74ZM22 73H23V75H22ZM70 74V75H68V74ZM83 73V74H82ZM110 75H109V74ZM128 73V74H127ZM137 73H138V75H137ZM151 73H152V75H154V77H156V79L151 75ZM163 73H165V74H163ZM179 73V74H178ZM182 73V74H181ZM194 73L196 74L195 75V77H194ZM204 73V76H202V74ZM210 73V74H209ZM214 75H213V74ZM216 73V74H215ZM236 73V74H235ZM261 73V74H260ZM43 74H44V76H43ZM66 74H67V76H66ZM113 76H112V75ZM121 74H122V76H121ZM123 74H124V77H123ZM127 75V77H126V75ZM137 76V77H139V74L142 76V77H144V74H146L145 76H148V74L150 75V76H152L153 78H151L150 76H149V78H151V80H153V82L151 81V80H149V78L148 77H146L145 79H143L141 76V78L139 77L138 79V81H136V79H137V77L135 76V75ZM157 74V75H156ZM162 74L164 75V77H162ZM168 74H169V76H168ZM177 74H178V76H177ZM201 74V75H200ZM217 74H218V76H217ZM229 74H230V78H229ZM233 74V75H232ZM244 74V75H243ZM251 74H253L252 76H251ZM260 74V75H259ZM11 75V76H10ZM24 75H26V77L24 76ZM48 75V76H47ZM81 75V77L79 78V76ZM102 75V76H101ZM111 76L113 79H115L116 80V82L118 83V82H120L122 79V81L123 82H120L121 83V85L122 84H126V83H124V82H126V80H127V84L125 85V86H118V85H120L119 83L118 84H115L114 83V80H111L112 78H108L107 79V76ZM133 75H134V77L136 78L135 80L133 79V78H131L130 79V77L129 76H131V77H133ZM160 75V76H159ZM174 75H176V76H174ZM184 76V79H182L183 77L182 76ZM192 75V76H191ZM198 75V76H197ZM211 76L212 78H213V80L211 81V78H207V76ZM232 75V76H231ZM249 75H250V77H249ZM259 76V78L258 79H256L257 77L256 76ZM15 76V77H14ZM16 76H18L17 77V79H16ZM25 77V78H23V77ZM39 76H41L40 78H38ZM64 76V77H63ZM76 78H75V77ZM82 76H84V77H86V78H84V80L82 79L83 77ZM96 77L98 80L99 79H101L103 76V79H102V81L101 80H97L96 78H94V77ZM99 76V77H98ZM100 76H101V78H100ZM106 76V77H105ZM108 76V77H109ZM159 76V77H158ZM172 76V77H171ZM181 76V79L179 78ZM191 76V77H190ZM201 78H200V77ZM217 76V77H216ZM221 76V77H220ZM228 76V77H227ZM256 77V78H254V77ZM10 77H12V78H10ZM13 77H14V79H13ZM30 78V80L31 81H28L27 82V80H29V78ZM123 77V78H122ZM161 77V78H160ZM165 77H167L166 79H167V81H168V83H166L167 81H165ZM169 77H170V79H169ZM176 77H177V80H178V82H176V81H174L175 79H176ZM189 77H190V79H189ZM205 77V78H204ZM223 77V78H222ZM227 79V78H229V79H231V80H233V81H231V80H226L225 78ZM233 79H232V78ZM252 77V78H251ZM262 77V78H261ZM22 78V79H21ZM28 78V79H27ZM38 78V79H37ZM43 79V78H48L47 80L46 79H44V80H42V82H41V80L40 79ZM52 78V79H51ZM75 78V79H74ZM107 79V81L109 82V85H110V83L111 82H113V85L115 84V86L117 85L118 87V89L117 88H114L113 90H115V92H116V97H114V99L116 100V101H118V99H119V102H114L115 100L114 99H112V98H108V97H103L104 95L106 96V94L108 95V93L109 92H111L112 91V88L113 87H115V86H111L110 85V87L108 88L107 86H108V82L107 81H105V79ZM119 78H122L120 81H119ZM158 78H160L159 80H158ZM164 80H163V79ZM179 78V79H178ZM194 80V82H195V80H196V82H197V84L196 83H194V82H192L194 85L191 87V83H190V81H192V79ZM195 78V79H194ZM197 78V79H196ZM219 78V79H218ZM11 79H12V81H14V83H12L11 82ZM23 79H24V81H25V79H26V81L25 82H21V81H23ZM32 79H36V80H32ZM49 79H51V80H49ZM86 79V80H85ZM93 79H95L96 80V82L98 83V85L96 84V82H95V80H93ZM117 79H118V81H117ZM141 79H143V80H141ZM187 81H186V80ZM189 79V80H188ZM203 79V80H202ZM207 79H208V81H207ZM222 79V80H221ZM223 79L225 80V81H223ZM15 80H17V81H15ZM49 80V81H48ZM53 80V81H52ZM56 82H55V81ZM91 80V82L93 83H95V84H92L91 82H88L87 83V81H90ZM93 80V81H92ZM130 80H133V81H131L130 82ZM140 80H141V82H140ZM149 80V81H148ZM155 80V81H154ZM185 80V83H183V81ZM200 80H201V83H199L200 82ZM218 80V81H217ZM240 80V81H239ZM247 80V81H246ZM261 80V82H259ZM23 84L22 86L24 87V89L25 90H27L29 87L27 86V85H30L29 84V82L30 83H35V85H36V82H38V81H40V83L42 84V85H40L39 83H37L38 85H40V86H44V87H47L46 85H44L45 84V82H48V83H46L47 85H50V86H48L47 88H40V86H39V89L40 90H35V89H37V87H38V85L37 86H35L34 84L32 85V87L30 86V91H29V89L24 93V95L27 93L28 94V96L26 95V96H24L23 95V93H21V92H18V91H22L21 89L23 88V87H21V83ZM33 81V82H32ZM50 81H52V82H50ZM83 81H86V84H85V82H83ZM105 81V82H104ZM143 81V82H142ZM144 81H146V82H144ZM151 81V82H150ZM158 81V82H157ZM163 82V83H161V82ZM165 81V82H164ZM172 81V83H170V82ZM179 81H180V83H181V85L179 84ZM210 81H211V83H212V85H210L209 86V83H210ZM216 81V82H215ZM219 81H223V82H219ZM229 81H231L230 82V84L229 83H227V82ZM235 81H238V83L236 82L235 83ZM250 83H249V82ZM6 82H9V83H6ZM12 84H14V85H12L11 87H10V85H11V83ZM15 82H18V84L17 83H15ZM28 84H27V83ZM43 82H44V84H43ZM56 84H55V83ZM63 82H66V84H64ZM100 82V83H99ZM101 82H103V83H107V86L105 85V84H103L104 86H106L107 87V90L105 91V89H106V87H104L102 84H101ZM129 82V83H128ZM132 82H135V83H133V84H131ZM137 82H140L139 84L137 83ZM147 82H149V83H147ZM154 82H155V84L158 86H154V88H153V85H154ZM190 84H189V83ZM203 82H205L203 85H202V83ZM259 82V83H258ZM27 85H26V84ZM50 83H52V84H50ZM142 83V84H141ZM146 85V83H147V85H146V87H144V84ZM159 83H161L160 85H159ZM226 83V84H225ZM240 83H241V85H240ZM260 83H262V85L260 84ZM5 84H10V85H8L9 86V88L5 85ZM18 85V87L19 88H21V89H19L18 87H16L15 85ZM19 84H20V86H19ZM66 85L65 86V90H67V89H69V91L67 90V92L66 91H62V89H64V87H62L61 86V91L63 92H61L60 90H59V86L60 85ZM84 84V85H83ZM112 84V83H111ZM129 84V85H128ZM149 84V85H148ZM153 84V85H152ZM169 84V85H168ZM171 84V85H170ZM174 84H177V85H174ZM187 84L191 87V89H192V91H190L191 89L190 88H187L186 89V86H187ZM228 84V85H227ZM238 85V86H236V85ZM250 84V85H249ZM28 87V88H26V86ZM51 85H52V87H53V85L55 86V88H53L52 89V87H51ZM80 85H83V87H81ZM131 85L134 87V85L136 86V87H132L131 89H130V87H131ZM173 85V86H172ZM196 85H198V86H196ZM219 85V86H218ZM239 85H240V87H241V89H239L240 87H239ZM249 85V86H248ZM257 85V87L255 88V86ZM2 86V87H1ZM5 86H6V88L8 89V93L6 92V89H5ZM13 86H15V88L13 87ZM99 86V87H98ZM100 86H103L102 87V89L100 88ZM127 86V87H126ZM138 86H142V87H144L145 89H143V88H139ZM150 86H152V87H150ZM165 86V87H164ZM168 86H171L170 87V89L172 88V87H174L175 88V90H174V88L173 89H171V91L172 92H170V89H169V87ZM176 86V87H175ZM183 86V88H184V90H183V88H181V87ZM189 86H187V87H189ZM204 86V87H203ZM226 88V90H225V88ZM34 87H36V88H34ZM49 87H51V88H49ZM58 87V88H57ZM78 87V88H77ZM87 88V89H85V88ZM94 87V88H93ZM127 89H126V88ZM138 87V88H137ZM160 87V88H159ZM162 87L164 88V89H162ZM180 87V88H179ZM198 88V90L196 89V91H195V89L194 88ZM211 87V89H210V91H209V88ZM216 87V88H215ZM239 87V88H238ZM19 89V90H17V89ZM31 88H33L35 91L33 92V90H31ZM76 88V89H75ZM96 88V89H95ZM99 88H100V92H99ZM122 88H124L123 90H122ZM148 88L150 89V90H148ZM153 88V89H152ZM166 88V89H165ZM213 88V89H212ZM220 88V89H219ZM222 88H224V89H222ZM229 88H231V89H229ZM233 88V89H232ZM235 88V89H234ZM238 88V89H237ZM2 89H5V90H2ZM12 89V90H11ZM16 91H15V90ZM51 89V90H50ZM56 89V90H55ZM58 89V90H57ZM71 89H72V91H71ZM84 90L85 92H86V90L88 91V93L86 92L85 94H83V97H85V95L87 94H89L90 96L88 97L87 95V97H85V98H82V96H80L81 95V92H79L80 90ZM104 89V90H103ZM117 89V90H116ZM131 91H130V90ZM139 89H141L140 91H139ZM143 89V90H142ZM177 89H179V90H177ZM194 89V90H193ZM201 89V90H200ZM251 91H250V90ZM12 92H14V93H12ZM25 90H23L22 92H24ZM47 90V91H46ZM50 90V91H49ZM73 90H75V92L73 91ZM78 90V91H77ZM82 90V91H83ZM98 90V91H97ZM110 90V91H109ZM118 90H119V92H121V93H123V95L121 94V93H119L118 92ZM137 90H138V92H137ZM184 91L183 93H182V91ZM189 90V91H188ZM207 90V91H206ZM217 91V93H216V91ZM230 90V91H229ZM233 90H235V91H233ZM247 90V91H246ZM248 90H249V92H248ZM32 91V92H31ZM84 91L82 92V93H84ZM93 91V92H92ZM102 91H103V93H102ZM127 91H130V92H128L127 93ZM136 91V92H135ZM143 91H146V93L145 92H143ZM147 91H149V92H147ZM157 91V92H156ZM181 93H180V92ZM185 91L187 92V93H185ZM202 91V92H201ZM209 91V92H208ZM231 91H233L232 92V95H231ZM240 91V92H239ZM247 93H246V92ZM256 91V92H255ZM11 92V93H10ZM18 92L19 93V95L18 96H20V98L19 97H16V93ZM35 92H36V94H38V97L40 98V100H39V98H37L36 97V95H35ZM48 92V93H47ZM77 95V92H78V98L79 99H77L76 100V98H77V96L76 95H74V93ZM95 92V93H94ZM105 92V93H104ZM119 93V95L121 94V96H119L118 95V93ZM124 92L126 93L125 95H124ZM133 92V93H132ZM141 92V93H140ZM168 92H170V93H168ZM188 92H190L189 94H192L191 92H193L194 94H192L193 95V99H192V96L191 95H189L188 94ZM198 92V93H197ZM213 92V93H212ZM241 92H242V94H241ZM254 92V93H253ZM261 92H263V93H261ZM17 93V94H18ZM32 94V96H34V97H32L30 94ZM72 93V94H71ZM90 93H92V94H90ZM129 93H131V95H127V94H129ZM136 93V94H135ZM148 93H150V95L148 94ZM163 95H162V94ZM246 94V95H244V94ZM257 93V94H256ZM70 94H71V98L70 99H68L69 97H70ZM80 94V95H79ZM99 94V95H98ZM110 94V93H109ZM114 94V91L111 93V95H113ZM139 94V95H138ZM143 94V95H142ZM160 94L161 96H162V98H160V97H158V95ZM170 95V97H169V95ZM173 94H175L174 96H173ZM177 94V95H176ZM180 94V95H179ZM186 94H187V97H186ZM216 94V95H215ZM218 94V95H217ZM237 94V95H236ZM254 94V95H253ZM21 95H23L22 96V98H21ZM29 95H30V97L32 98H30L29 97ZM53 95V96H52ZM60 95V96H59ZM96 95V96H95ZM103 95V96H102ZM111 95H109V96H111ZM115 95H113V96H115ZM117 95L119 96L118 98H117ZM136 95H138V98H137V96ZM165 95L167 96L165 99L163 98V97H165ZM171 95H172V98H171ZM197 95H200V96H202L201 98H199L200 96H197ZM208 95V96H207ZM233 95H235V97H238L237 99L233 96ZM249 95V96H248ZM18 99H21V100H16V98ZM42 98H41V97ZM52 96V97H51ZM59 96V98L58 99H55V97H58ZM74 96H76V97H74ZM93 96H94V98H93ZM97 96L99 97V99L97 98ZM112 96V97H113ZM124 96V97H123ZM133 96H134V100H135V102H134V100H132L133 99ZM141 96V97H140ZM241 96V97H240ZM251 96H252V99L253 100H251ZM261 96V97H260ZM27 97H29L30 98V100L29 99H27ZM37 98V100H36V98ZM60 97H64V98H60ZM92 98V102H94L95 103V105H94V103H92L91 102V98ZM155 97H158V98H160V99H158V98H155ZM177 97H179V98H177ZM219 97H221V98H219ZM226 97H228V98H226ZM234 97V98H233ZM248 97V98H247ZM8 98V99H7ZM13 98L15 99V101L16 102H14V101H12L13 100ZM27 100H25V99ZM51 98H53V99H55V102L56 103H53L54 102V100L53 99H51ZM73 98H74V100H73ZM81 98V99H80ZM95 98H97L98 99V103L97 102H95V101H97V99H95ZM103 98H105V99H103ZM106 98L108 99V100H106ZM124 98V99H123ZM142 98V99H141ZM156 100V102H155V100ZM175 98H177V101H176V99ZM241 98H243V99H240ZM261 98V99H260ZM22 99L24 100L23 101V103L24 102H26V103H31V100H32V102H33V99L37 102H35L34 101V103H35V105L37 104H39V107H41V102H43V101H46V102H44V103H46L47 105H48V103H49V105L50 104H52V105H54L55 106V109H54V107L51 105V106H49L48 105V107H46L48 110L47 111H49V109H50V107H52L51 109H50V111L49 112H51V110L53 109V112L55 111V110H57V112L55 111V113L57 114H55V113H52V114H54L53 116H56L57 118H58V116L61 118V123L64 121V124H65V122H66V124H68L69 122H70V120L71 119H73V117H75L76 119H78L77 117H79V116H76V115H78L77 114V112L75 113V109H76V107L78 108L77 110H78V112H80V114L79 115H81V114H83V112L88 108V110L89 109H91V112L90 111H87L86 110V112L87 113H85L84 112V115H81L80 117H79V120H77L76 121V119L75 120H73L74 121V123H73V121L71 120V125L73 126V128L75 127L76 128V126H77V130H78V128H79V124L77 125V123H80L82 120H84V119H86V123H84L85 122V120H84V122L83 123H81V125H80V127L81 128H79V130L78 131H80V130H82L84 127H85V129H83V131H81V132H79V133H81L82 135L83 134H85L86 132L85 131H87V129H89V131H87V132H90V130L91 131H94L93 129H94V125L95 126H104L105 127V125H106V127L108 126V128H109V132H108V129L105 127V130H104V128H103V126L101 127H96L97 128V132H98V134L100 135V137L98 136V134L96 133V130H95V132H91L90 134H93V136H94V134H95V136L97 135V137L99 138V140L100 141H98V138L96 137V139H95V136H94V138H92L93 136L91 135V137H90V134H85V136L86 135H88V140H89V142L91 141V140H95V141H92V144H91V147H89L90 146V144H89V142L88 141H86V139H85V142L83 141L84 139H82V137L83 136H80V137H78V134H77V130L76 129H73L72 128V126H70L71 127V129L69 128V126L67 127V125L65 124V128L67 127V129H65L64 130V128H62L63 127V125H61V123H60V125L59 124H57V123H59V120H60V118H53V119H55V121L57 120V123L56 122H54L53 121V119L51 118V117H53L52 115H51V117H50V113H48V112H46V109H45V105H44V103H42V107L41 108H43L42 110L43 111H45L44 112V114L45 113H48L49 114V116H48V114H47V116H44L43 114L42 115H40V114H36V117L37 118H39L40 119V117L42 116L43 117V119H42V117H41V121H39V119L37 120V124H35L36 123V119L33 117V113H34V115H35V113L36 112H39L40 111V113H43V111L41 110V108H39V110H38V108H36V112H34L35 111V109L34 108H31V107H35V106H33V104H30L31 106H30V108L32 109V116L29 114L30 112H31V109H30V111H29V108L27 109V107L25 106H23V105H25V103L22 105V108H18V107H20L18 104H20L21 102H22ZM44 99V100H43ZM51 99V100H50ZM59 99H62V100H60V102L62 101V103L64 102V105L62 104V106H59V105H61V103L59 102V101H57V100H59ZM65 99H68V100H70V102L68 101V103H67V101L65 100ZM71 99L73 100L72 102L74 103V105L76 106V107H72V106H74V105H70L72 102H71ZM84 99V100H83ZM87 99V100H86ZM130 100L129 101V103H127V101L128 100ZM168 99H170V100H168ZM173 99V100H172ZM175 99V100H174ZM181 99V100H180ZM225 99L228 101V103L225 101ZM230 99V100H229ZM2 100H3V102H2ZM43 100V101H42ZM51 102H50V101ZM65 100V101H64ZM76 100V101H75ZM80 100H82V101H79ZM86 100V102L88 101H90L91 103H88L87 102V104L86 103H81V102H84ZM100 100H102V102L100 101ZM104 100V101H103ZM110 100V102H108ZM114 100V101H113ZM137 100V101H136ZM141 100V101H140ZM144 100V101H143ZM158 100V101H157ZM186 100V101H185ZM256 100V101H255ZM78 101V102H77ZM111 101H113L114 102V104H115V106H116V108L114 109V105L112 106L111 104H113ZM123 101H125V103L123 102ZM151 101H153L154 103H153V105H152V102ZM167 101V102H166ZM171 102V104H170V102ZM199 103H198V102ZM205 101V102H204ZM245 101L247 102V103H245ZM257 101L259 102V103H257ZM18 102V103H17ZM48 102V103H47ZM57 102H58V104H57ZM75 102H77V103H75ZM105 104H104V103ZM106 102H108V105L106 104ZM121 102V103H120ZM137 102V103H136ZM141 102V103H140ZM150 102V103H149ZM242 102V103H241ZM14 103V104H13ZM60 103V104H59ZM65 103H67V104H69L70 105V107H72V109H70L68 106H65ZM72 103V104H73ZM97 103V104H96ZM111 103V104H110ZM122 103H124L125 104V106H126V109H125V106H124V104H122ZM157 103H158V105H157ZM167 103V104H166ZM168 103H169V105H168ZM174 103H176V105H172V104H174ZM231 103V104H230ZM238 103H240V105L238 104ZM254 103H256V104H254ZM5 104H7L6 106L8 107H6V106H4ZM13 104V105H15L16 104V106H14L15 108H18V109H20V110H18V109H15V108H12L13 107V105L11 106V105ZM29 104H26V105H28V107H29ZM57 104V105H56ZM66 104V105H67ZM77 104H80V105H77ZM82 104H84V105H88V106H86V109H84L85 107H83L82 108V106H84V105H82ZM100 104H104V106H106V108H104L103 107V105H102V107H101V105ZM135 104V105H134ZM154 104L156 105V106H154ZM167 106L166 108H165V105ZM192 104H193V107H192ZM208 104V105H207ZM209 104H210V106H209ZM217 104V105H216ZM229 104V105H228ZM252 104V105H251ZM36 105V106H37ZM46 105V106H47ZM94 105V106H93ZM98 105H100V107L98 106ZM110 105V106H109ZM124 106V110L125 111H123V106ZM142 105V106H141ZM150 105V106H149ZM196 105V106H195ZM206 105V106H205ZM215 105H216V107H215ZM234 105V106H233ZM4 106V107H3ZM11 108H10V107ZM56 106L58 107V108H62V109H57L56 108ZM79 106L81 107L80 109H84L83 110V112L82 111H80L79 110ZM93 106V107H92ZM109 106V107H108ZM112 106V107H111ZM122 106V107H121ZM147 106H149L150 107V109L148 110V108L149 107H147ZM153 106V107H152ZM157 106H159V107H157ZM174 106H176V107H174ZM195 106V107H194ZM231 106V107H230ZM241 106V107H240ZM244 106V107H243ZM259 106L261 107L262 106V108H259ZM5 107H6V109H5ZM65 107V108H64ZM97 107H98V110H95V109H97ZM110 108V110L108 109V108ZM128 107V108H127ZM152 107V108H151ZM162 107V108H161ZM172 107L173 108H175V109H173L172 111H171V109H172ZM182 107H184V111H182L183 110V108ZM210 107V108H209ZM239 107V108H238ZM249 107V108H248ZM252 107V108H251ZM257 107V108H256ZM70 109V112H68V114H66V112L68 111V110H66V109ZM93 108H94V111H92L93 110ZM103 110H105V111H109V113H108V111H107V113L104 111L103 113L102 112H100L101 111V109ZM154 108H156V109H154ZM160 108H161V110H160ZM218 108V109H217ZM226 108V109H225ZM238 108V109H237ZM259 108V109H258ZM15 109V111H13L12 112V110H14ZM28 110V113H27V110ZM34 109V110H33ZM64 109V110H63ZM73 109H74V111H73ZM112 109L114 110V112L112 111ZM133 109H135V110H133ZM153 109V110H152ZM168 109H170V110H168ZM178 109V110H177ZM197 109H198V111L200 112H198L197 111ZM202 109V110H201ZM203 109H204V111H203ZM210 109V110H209ZM232 109H233V112H232ZM238 111H237V110ZM243 109V110H242ZM251 109V110H250ZM253 109L255 110V111H253ZM256 109H258L257 111H256ZM17 110V111H16ZM23 110L25 111V114L23 113ZM38 110V111H37ZM65 111V115H66V117L63 115L64 113H63V111ZM76 110V111H77ZM115 110H116V112H115ZM120 110V111H119ZM137 110V111H136ZM152 110V111H151ZM159 110V114L157 113V111ZM178 112H177V111ZM194 110V111H193ZM208 110H209V112H208ZM215 110H216V112H215ZM224 110V111H223ZM22 113V114H18V113H20V112ZM42 111V112H41ZM98 112V114H96L97 112ZM133 111L137 114H135V116H137V118L134 116V113H133ZM141 111V112H140ZM191 111V112H190ZM206 111V112H205ZM241 111V112H240ZM251 111V112H250ZM12 112V113H11ZM15 112V113H14ZM18 112V113H17ZM61 112H62V114H61ZM73 112V116L71 117V118H69L70 120H67L68 119V117L67 116H69L70 114L69 113H72ZM91 114H93L91 117H90V113ZM93 112V113H92ZM111 112V113H110ZM113 112V113H112ZM117 112H118V114H117ZM120 112H122V113H120ZM123 112H126V114H124ZM140 112V113H139ZM147 113V114H144V113ZM154 112H156L157 113V115L154 113ZM176 112V113H175ZM195 112V113H194ZM214 112V113H213ZM224 112V113H223ZM227 112V113H226ZM249 112V113H248ZM257 112L259 113V114H257ZM261 112V113H260ZM90 114V115H87V114ZM114 113H116V115L114 116ZM143 113V114H142ZM150 113V114H149ZM171 113V114H170ZM178 113V114H177ZM180 113H182L183 114V116H182V114H180ZM193 113V114H192ZM207 113V114H206ZM210 113H212V114H210ZM230 113V114H229ZM251 113V114H250ZM29 114V115H28ZM76 114V115H75ZM85 114H86V116H89L90 118H92V123L94 124H91V120H90V118H87L86 116H85ZM101 114H102V116H103V114L105 115V114H107V117H108V119L109 118H111L109 121L110 122H108V120H106L107 119V117H106V115L105 116H103V119H105V120H103L101 117ZM111 115L110 117L108 116V115ZM120 114V115H119ZM133 114V115H132ZM142 114V115H141ZM168 114V117L166 116ZM170 114V115H169ZM180 114V115H179ZM213 114H214V116H213ZM216 114V115H215ZM247 114V115H246ZM7 115V116H6ZM19 115V116H18ZM20 115H22V117H24V118H21V116ZM28 115V116H27ZM37 115H39V117L37 116ZM46 115V114H45ZM98 116V117H96L95 119H93V117L94 116ZM126 115V116H125ZM154 115V116H153ZM155 115H156V119H155ZM159 115V116H158ZM160 115H161V117H160ZM179 115V116H178ZM196 115V116H195ZM202 115V116H201ZM211 115V116H210ZM219 115V116H218ZM229 115V116H228ZM231 115H232V117H231ZM242 115V116H241ZM250 115V116H249ZM11 116V117H10ZM18 118H17V117ZM31 116V117H30ZM64 116L65 118L63 119L62 117ZM71 116V115H70ZM84 116V117H83ZM119 116V119H117V117ZM122 116H124V118L122 117ZM130 116L132 117V118H130ZM145 116V117H144ZM147 116H149L150 118H148ZM153 116V117H152ZM158 116V117H157ZM170 116H171V118H170ZM182 116V117H181ZM198 116V117H197ZM216 116H218V118L216 117ZM237 116H238V119H237ZM245 116V117H244ZM258 116V117H257ZM14 117H16V118H14ZM29 117L32 119L33 118V122H32V120L30 119L29 120ZM48 117V118H47ZM81 117H82V120H81ZM148 119H147V118ZM163 117V118H162ZM175 117V118H174ZM176 117H177V119H176ZM181 117V118H180ZM190 117V118H189ZM208 117V118H207ZM210 117V118H209ZM216 117V118H215ZM234 117V118H233ZM247 117V118H246ZM8 118V119H7ZM19 118H21L20 120H16V119H19ZM26 118H27V120H26ZM45 118H47L48 119V121H53L54 123H52L51 122V125H50V122H45V121H47V119L44 121V119ZM50 118L52 119V120H50ZM122 118V119H121ZM135 118V119H134ZM140 118V119H139ZM153 118V119H152ZM168 118V119H167ZM195 118V119H194ZM202 118V119H201ZM229 119V121H228V119ZM245 118V119H244ZM254 118V119H253ZM257 118V119H256ZM261 118V119H260ZM87 119H89L88 121V123H87ZM97 119H98V121L99 120H101V121H99V122H97ZM125 119H126V121H125ZM146 119V120H145ZM151 119V120H150ZM167 119V120H166ZM208 119V120H207ZM223 119V120H222ZM11 120H14V121H12L11 123H10V121ZM23 120H26L25 122L26 123H24V121ZM113 120H115V123L113 122ZM122 120V121H121ZM142 120V121H141ZM153 120V121H152ZM179 120V121H178ZM185 120V121H184ZM188 120H190V121H188ZM195 122H194V121ZM200 120V121H199ZM213 120V121H212ZM217 120V121H216ZM263 120V121H262ZM17 121H20V122H22L23 121V123H20V126H19V128H21V125H23V124H26L25 126H23L21 129L23 130V128H24V132H26V133H28V134H26V133H24L22 130H19L18 129V127H16L17 126V124H19V122H17ZM79 121V122H78ZM108 122V124L110 125V123H111V128L109 127V125L107 124V122H106V124L104 125L103 123L104 122ZM116 121H118V122H116ZM146 121V122H145ZM154 121H155V124H154ZM158 121V122H157ZM163 121V122H162ZM186 122L187 121V123H184V122ZM207 121H209V122H207ZM211 121V122H210ZM3 122V123H2ZM13 122H15V123H13ZM35 122V123H34ZM40 122H44V123H40ZM102 122V123H101ZM113 122V123H112ZM121 122L123 123V124H121ZM148 122V123H147ZM152 122V123H151ZM160 122V123H159ZM167 122V123H166ZM206 122V123H205ZM225 122H227L226 124H225ZM235 122V123H234ZM240 122V123H239ZM244 122V123H243ZM245 122H249L248 124L247 123H245ZM5 123V124H4ZM9 123L11 124V125H9ZM48 123V124H47ZM97 123V124H96ZM118 123V125H116ZM126 123V124H125ZM132 123V124H131ZM134 123V124H133ZM141 123V124H140ZM224 123V124H223ZM251 123H252V125H251ZM260 123V124H259ZM15 124H16V126H15ZM39 124H41V126L39 125ZM57 124V125H56ZM63 124V123H62ZM75 126H74V125ZM84 124H88V125H85L84 126ZM113 124H115V125H113ZM140 124V125H139ZM154 124V125H153ZM157 124V125H156ZM168 124V125H167ZM204 124V126H205V128H204V126H202ZM221 124V125H220ZM235 124V125H234ZM242 124H244V125H242ZM246 124H247V126H246ZM4 125H6V126H4ZM11 126V127H13L14 129H18V131L17 130H14V129H12L11 127H9V126ZM14 125V126H13ZM36 125L37 126V128H36V126H35V128H31V129H29L30 130V132H29V130H28V128L29 127H34V126ZM61 127H59V126ZM68 125H70V123L68 124ZM93 125V126H92ZM131 125V126H130ZM153 125V126H152ZM158 125L160 126V127H158ZM185 125V126H184ZM198 125V126H197ZM209 125V126H208ZM217 125H220V126H217ZM227 125V126H226ZM231 125V126H230ZM234 126V128H231V127H233ZM255 125H256V127H255ZM259 125V126H258ZM262 125V126H261ZM3 126H4V128H3ZM8 126V127H7ZM29 126V127H28ZM45 126V127H44ZM112 126H113V128H112ZM152 126V127H151ZM165 126V127H164ZM169 126V127H168ZM183 126V127H182ZM215 126V127H214ZM226 126V127H225ZM237 126V128L239 129L240 128V131L239 130H237V132H236V134L234 133L235 132V127ZM239 126V127H238ZM250 126V127H249ZM5 127H7L8 128V130H9V128H11L9 131H11V132H9V131H7V128H6V132H2V131H4V129H5ZM28 127V128H27ZM51 127H54V129L53 128H51ZM86 127H87V129H86ZM89 127V128H88ZM90 127L92 128V129H90ZM115 127H117V128H115ZM136 127V128H135ZM138 127V128H137ZM154 127H156V128H154ZM162 127V128H161ZM177 127V128H176ZM188 127V128H187ZM193 127H194V129H193ZM197 127V128H196ZM219 127H221V128H223V129H221V128H219ZM258 127V128H257ZM263 127V128H262ZM25 128H27V129H25ZM46 128V129H45ZM49 128L50 129H52V131H53V134H52V131L51 130H49ZM95 128V129H96ZM101 128H103V130L101 129ZM125 128V129H124ZM151 128V129H150ZM166 128V129H165ZM184 128H185V130H184ZM187 128V129H186ZM208 128V129H207ZM218 128V129H217ZM224 128H225V130H224ZM229 128V129H228ZM236 128V129H237ZM247 128V129H246ZM251 128V129H250ZM257 130V132H258V134H257V132H255L256 130ZM44 129V130H43ZM48 129V130H47ZM55 129H56V133H55ZM61 131H60V130ZM68 129H70L72 132H75L74 133V137H78L79 139H82V142H80L81 144H83L82 146L83 147H81L80 145V143H77L78 141H80V140H77L76 138H71V136L73 137V135H70V133H71V131L70 130H68ZM112 131H111V130ZM116 131H115V130ZM121 130V131H117V130ZM157 129H158V131H157ZM205 129V130H204ZM226 129H228V131L226 132ZM248 129H250V131L248 130ZM33 130H35V132L33 131ZM38 130H40V131H38ZM41 130H43L44 131V133H43V131H41ZM46 130H47V132L48 131H50L49 133H48V135H47V133H46ZM59 130V131H58ZM70 131L69 133H65L64 131ZM73 130H76V131H73ZM106 130H107V133H108V136L105 134V133H103L104 131L106 132ZM155 130V131H154ZM161 130H162V132H161ZM169 130V131H168ZM188 130V133H186L185 131H187ZM229 130H230V132H229ZM241 130H242V132H243V130H245L243 133V135L241 134L242 132H241ZM14 131V132H13ZM20 131H22L21 133H20ZM115 131V133H113ZM154 131V134H150V133H152V132ZM216 131V132H215ZM246 131H248V132H246ZM253 131V132H252ZM262 131V132H261ZM9 132V133H8ZM35 134H33V133ZM37 132H38V134H37ZM82 132H85V133H82ZM110 132L111 133H113V134H115L114 136H117V137H114L112 134H110ZM120 132V133H119ZM123 132V133H122ZM128 132V133H127ZM147 132V133H146ZM158 132V133H157ZM224 132H226V134H228L226 137H225V135L226 134H224ZM241 132V133H240ZM246 132V133H245ZM249 132H250V134H249ZM261 132V133H260ZM11 133V134H10ZM13 133V134H12ZM19 133L21 134L20 135V137H19ZM23 133H24V135H23ZM41 133V134H40ZM43 133V134H42ZM67 134V135H65V134ZM101 133V134H100ZM103 133V134H102ZM130 133V135H128ZM142 133V134H141ZM159 133H161L160 134V136H159ZM205 133V134H204ZM207 133V134H206ZM222 133H223V135H222ZM234 133V136H231L232 134ZM255 134V135H252V134ZM2 134H6V136H4V135H2ZM10 134V136L8 137V135ZM51 134V135H50ZM62 134H64L62 137H63V139L65 138H67V136H69L68 138H71V141L67 138L66 139V142H72L73 141V139H75L74 141H76V143L75 142H72V143H70L69 144V142H68V144L67 143H63V144H61L60 145V142H62V141H64L65 142V140H62V137H61V135ZM69 134V135H68ZM71 134H73V133H71ZM75 134H77L76 136H75ZM80 134V135H81ZM110 134V135H109ZM117 134V135H116ZM126 134V135H125ZM132 134V135H131ZM133 134H134V136H133ZM146 134V135H145ZM156 134V135H155ZM163 134V135H162ZM168 134V135H167ZM175 134H178V136L177 135H175ZM263 134V135H262ZM12 135H15V136H12ZM34 135V136H33ZM41 135H42V137L44 136V138L42 139L41 138ZM120 135H122V136H120ZM125 135V136H124ZM128 135V136H127ZM181 135H182V137H181ZM208 135H209V137H208ZM213 136V138H212V136ZM239 137H237V136ZM240 135H242L243 137L241 138L240 137ZM248 135V136H247ZM258 135H260L259 137H258ZM4 136V137H3ZM17 136V137H16ZM25 136H26V139L28 138V140H26L25 139ZM29 136V137H28ZM31 136H32V138L33 137H35L34 138V140L32 141V138H31ZM37 136V137H36ZM47 136V137H46ZM48 136L50 137L49 139H52V141H49L48 140ZM59 136V137H58ZM85 136H84V138H85ZM120 136V138H118ZM141 136H143V138L141 137ZM148 136L150 137V139L148 138ZM166 136V137H165ZM222 138H221V137ZM223 136L226 138V139H224L223 138ZM245 136V137H244ZM251 136V137H250ZM6 137L9 139H6ZM23 139H22V138ZM41 138V139H38V138ZM61 137V138H60ZM90 137V138H89ZM109 137H111V138H109ZM154 137V138H153ZM157 137H159V138H157ZM171 137V138H170ZM188 137V138H187ZM210 137H211V140H210ZM232 137H234V138H232ZM237 137V138H236ZM3 138H5L8 142H6V140H5V142H4V140H3ZM11 138V139H10ZM19 138V139H18ZM53 138H56L55 140L53 139ZM117 138V139H116ZM122 138H124V140L122 139ZM175 138H176V140H175ZM179 138V139H178ZM252 138V139H251ZM261 138H263V139H261ZM18 139V140H17ZM31 139V140H30ZM47 140L46 142H45V140ZM59 139V140H58ZM103 139V140H102ZM119 139H121V140H119ZM140 139V140H139ZM159 139H161V140H163V142L161 141L160 142V140ZM164 139H167V140H164ZM172 139V140H171ZM220 139H221V142L223 141V145H224V148L221 146L222 145V143L220 142ZM257 139V140H256ZM261 139V140H260ZM11 140H13V141H11ZM14 140H16V141H14ZM26 140V141H25ZM62 140V141H61ZM144 140V142H147V143H145V144H143V141ZM156 140H157V142L159 141V143H157L156 142ZM177 140H180V142L179 141H177ZM226 140V141H225ZM236 140H237V143H236ZM240 141V145H239V141ZM243 140V141H242ZM260 140V141H259ZM28 141V142H27ZM31 141V142H30ZM39 141V142H38ZM57 141V143H55V142ZM58 141H60L59 143H58ZM96 141H98V143L96 142ZM139 143H138V142ZM150 141V142H149ZM167 141V142H166ZM171 141V142H170ZM213 141H215L216 143H214ZM231 142V144H230V142ZM247 141V142H246ZM258 141V142H257ZM262 141V142H261ZM4 144H3V143ZM13 142V143H12ZM15 142V143H14ZM18 142V144L19 145H22L23 146V148L24 147H26V146H28V149H27V147H26V149L29 151H27V150H23L22 149V147L21 148H15V150H18V149H21L20 151L18 150V152L17 151H15L14 150V147H16L17 146V143ZM27 142V143H26ZM49 142H52V144L53 143H55V144H57V145H54L53 144V146L49 143ZM94 142H95V145L97 144V146H95L94 145ZM102 143L101 145L99 144V143ZM108 144H107V143ZM125 142V143H124ZM127 142V143H126ZM164 142H165V146L163 145L164 144ZM170 142V143H169ZM174 144H173V143ZM176 142V143H175ZM183 142V143H182ZM206 142V143H205ZM218 142H219V144H218ZM228 142V143H227ZM245 142V143H244ZM25 143V144H24ZM36 143V144H35ZM73 143H75V145H77V144H79V146L81 147V149L79 150L78 148H77V146L76 147H74L75 145L73 144ZM113 143V144H112ZM116 143V144H115ZM155 143V144H154ZM162 144V146H160L161 144ZM172 143V144H171ZM181 143V144H180ZM189 143H190V145H189ZM205 143V144H204ZM209 143V144H208ZM226 143V144H225ZM241 143H243V144H241ZM253 143H254V145H253ZM260 143V144H259ZM13 144V146H11ZM27 144V145H26ZM35 144V145H34ZM37 144H39V146H37ZM44 145V147H43V149L41 150V146L40 145ZM72 144H73V151L74 152H76L75 151V149L74 148H76V150H78L76 153H74V154H77L79 151H81V153H82V151H85L84 153L86 154V157L84 156L85 154L83 153V154H77L78 155V157L80 158L82 155H83V157H81L80 159H78V161L80 160L81 162H79L80 163V165L82 164L83 166H84V169H87V171L89 170V172H91V174H92V176L94 175V177H91L90 175H89V172H85L84 171V174H83V166L81 165L80 167L81 168H79L78 167V169H75V168H77V166L79 165H77V162L78 161H75L76 160V157H77V155H74L72 152H71V148H72ZM86 144H88V146L86 145ZM107 144V145H106ZM112 144V145H111ZM115 144V145H114ZM130 144V145H129ZM168 145V148H167V145ZM178 144H180V145H178ZM210 144H212V145H210ZM214 144V145H213ZM238 144V145H237ZM24 145H26V146H24ZM29 145H30V147H29ZM48 145H49V147H48ZM66 145H68L69 147H67ZM84 145H85V147H86V149L87 148H89V153H90V155L88 156V152H86V149H85V147H84ZM92 145H93V147L94 148H92ZM98 145H99V148H98ZM117 145V146H116ZM155 145V146H154ZM159 145V146H158ZM169 145H170V147H169ZM172 145V146H171ZM173 145H174V147H173ZM177 147H176V146ZM245 146V145H247V148H246V146L245 147H243V146ZM258 145V146H257ZM49 148V149H51V153H53L52 155H51V153H49V155H51V156H53L54 154H58L57 156H59L60 154V156L59 157H56V155H54L53 156V159H52V157H51V159H49L50 157H49V155L47 156L46 154V151L47 152H49V150L47 149V147ZM54 146H56V149L54 148ZM60 146V147H59ZM63 146L65 147V148H68V149H65V148H63ZM78 146V147H79ZM102 146H104V147H102ZM105 146H107L106 147V149H105ZM143 146V147H142ZM158 146V147H157ZM164 146V147H163ZM189 146V147H188ZM198 146V147H197ZM214 146V147H213ZM235 146H236V148H235ZM241 146V147H240ZM254 146V147H253ZM31 147H32V150H30L31 149ZM51 147V148H50ZM62 147V148H61ZM71 147V148H70ZM79 147V148H80ZM95 147H96V150H95ZM166 147V148H165ZM173 147V148H172ZM184 147H185V149H184ZM188 147V148H187ZM192 147V148H191ZM195 147H197L196 149H194ZM208 147V148H207ZM220 147V148H219ZM239 147V148H238ZM253 147V148H252ZM255 147H257V148H255ZM30 148V149H29ZM35 148V149H34ZM38 148H39V151H38ZM59 148H61L62 149V151H64V152H61L60 150H58ZM90 148H92L93 149V153H92V151L90 152V150H92V149H90ZM102 148H104V150H101ZM107 148H109V150L107 149ZM120 148V149H119ZM138 148V149H137ZM155 148V149H154ZM161 148V149H160ZM163 148V149H162ZM170 148H171V150H170ZM199 148H200V151H199ZM202 148V149H201ZM204 148H205V150H204ZM227 148V149H226ZM240 148H242V149H240ZM259 148V149H258ZM2 149H3V151H2ZM25 149V148H24ZM33 149L35 150L34 152H33ZM83 149H85V150H83ZM101 150V152H100V150ZM113 149V150H112ZM114 149H115V152H114ZM133 149H136V150H134V152L132 151ZM152 149V150H151ZM156 149H160V151L159 150H156ZM167 149H168V152H167ZM197 149H198V151L199 152H197ZM209 149V150H208ZM212 149H213V153H212ZM218 149V150H217ZM222 149H224L225 150V152H224V150H222ZM239 149V150H238ZM257 149H258V151H257ZM14 151V154L12 153V151ZM55 150V151H54ZM69 150V151H68ZM88 150V149H87ZM108 150V151H107ZM130 150V151H129ZM144 150V151H143ZM149 150V151H148ZM164 150L167 152H164ZM172 150H173V153H172ZM183 150V151H182ZM184 150H186V152H187V154H186V152L184 151ZM189 150V151H188ZM192 152H191V151ZM215 150V151H214ZM234 150H235V152H234ZM241 150V151H240ZM244 150L245 151H247L246 153H244ZM249 150H250V152H249ZM25 151H26V153H25ZM41 151V152H40ZM54 151V152H53ZM56 151H59V152H56ZM68 151V152H67ZM97 151V152H96ZM104 151V152H103ZM106 151V152H105ZM113 151V152H112ZM129 151V152H128ZM136 151V152H135ZM141 151V153L139 154V152ZM161 151H163V152H161ZM169 151H171V152H169ZM211 153H210V152ZM243 151V152H242ZM252 151V152H251ZM258 153H257V152ZM4 152V153H3ZM39 153V155H37L38 153ZM46 153V154H44L45 156H47V157H42V156H44V155H41L40 153ZM70 152H71V154H70ZM96 154H95V153ZM128 152V153H127ZM136 153L135 155L134 154H132V153ZM149 152V153H148ZM152 152H153V154H152ZM157 152V153H156ZM214 152H215V154H216V152H219V153H217L216 155H213L214 154ZM221 152V153H220ZM242 152V153H241ZM6 153V154H7ZM21 153L22 155H19V154ZM31 155H30V154ZM65 153L66 155H64L65 157H66V159L68 158V156H67V153H68V155H69V160L67 159V160H65V158H64V156H63V154ZM97 153H98V156H97ZM117 153V154H116ZM122 153V154H121ZM124 153V154H123ZM154 153H155V155H154ZM191 153H192V155H191ZM250 154V153H252L251 155H249L248 156V154ZM256 153V154H255ZM24 154H26V155H24ZM35 154H36V159H35ZM91 154L92 155H94L95 157H93V156H91ZM101 154V157H99V155ZM106 155V158H104L105 156L104 155ZM113 154H115V155H113ZM128 154V155H127ZM130 154H132V155H130ZM138 154L141 156V157H139L138 156ZM164 154H165V156H164ZM168 154H169V156H168ZM187 155V156H185V155ZM201 156H200V155ZM204 154V155H203ZM212 154V155H211ZM225 154H226V156H225ZM228 154H229V158H228ZM240 155V157H239V155ZM243 154V155H242ZM0 155V156H1ZM18 155V156H17ZM41 155V156H40ZM104 157H103V156ZM119 155H120V157H119ZM121 155H123L124 156V158H121V157H123V156H121ZM136 155L138 156V157H136ZM189 155H191L190 157H189V160H194V161H192V162H190V166H192L193 168H194V166L195 165H197V166H195V168L197 167V169H194V170H196V172L193 170V168L192 167H189V160H188V158L186 159V158H184V156L185 157H188ZM202 155H203V157H202ZM6 156L9 158H7L6 159ZM20 156H22V160H23V157L24 156H26V157H24V160H23V163H22V161H21V159L19 158ZM37 156H40V157H42V159H44V160H42L40 157H37ZM74 157V159H73V157ZM109 156V157H108ZM115 156H116V158H115ZM118 156V157H117ZM129 157V158H132L133 157V159H129V160H127V157ZM154 156V157H153ZM178 156V157H177ZM193 156V157H192ZM199 156H200V158H199ZM216 158H214V157ZM245 156V157H244ZM3 157H0V160L2 161L3 160ZM16 157L18 158V161H17V159H16ZM30 157H33L34 159H35V161H37L36 163L38 164V165H35L36 163H34V160H33V158H30ZM71 157V158H70ZM85 157V158H84ZM93 157V158H92ZM96 157H98V158H96ZM112 158V161L110 160L109 162H110V164L109 165H107V163H109L108 162V159L107 158ZM135 157L137 158V160L135 159ZM144 157H146V158H144ZM171 157V158H170ZM178 159H177V158ZM227 157V158H226ZM26 158V159H25ZM30 158V159H29ZM48 158V160H50L49 161V163L47 162V159ZM54 158H55V160L57 161H55L54 160ZM57 158V159H56ZM60 158V160H61V162H60V160H58ZM64 158V159H63ZM82 158H84V160L82 159ZM86 158H88V160L86 159ZM91 158V159H90ZM99 158H101V159H103V160H101V159H99ZM121 158V159H120ZM141 158V159H140ZM181 158L183 159V160H181ZM192 158V159H191ZM213 158V159H212ZM219 158V159H218ZM251 158V159H250ZM11 159V160H10ZM14 159V160H13ZM38 159H39V161H38ZM41 159V160H40ZM62 159L63 160H65L66 162L68 161V162H70L71 163V161H73L71 164L69 163V165L71 166V168H74V167H72L73 165L75 166V165H77L74 169H71L70 168V166L66 163V162H64L63 163V161H62ZM72 159V160H71ZM85 159H86V161H87V163H85ZM92 159H95L93 162L91 161ZM98 159V160H97ZM115 159V160H114ZM142 159H145V160H142ZM178 160V161H176V160ZM215 159V160H214ZM239 159H241V160H239ZM10 160V161H9ZM15 161V162H12L11 163V161ZM32 161V162H30V161ZM52 160V161H51ZM107 160V161H106ZM125 160V161H124ZM134 160V161H133ZM148 160L150 161V162H148ZM154 160V161H153ZM163 160H164V162H163ZM168 160H170V161H168ZM187 160H188V162H187ZM197 160V161H196ZM201 160H203L202 162V164H204L203 166H201L202 164H201ZM211 160V161H210ZM0 161V162H1ZM5 161H8V162H5ZM20 161V163H18ZM27 161V162H26ZM44 163V165L43 166H40V163H42V162ZM60 163H59V162ZM74 161L76 162L75 164H74ZM89 161V162H88ZM96 161H99L101 164L103 163L104 164V166L106 165V166H110V167H106L105 166V168L103 167V164H102V167H101V164H99V162L97 163ZM104 161V162H103ZM129 161V162H128ZM174 161H176V162H174ZM186 161V162H185ZM206 161V162H205ZM209 161V162H208ZM217 161V162H216ZM235 162V164H234V162ZM52 162V163H51ZM56 162L58 165H62V164H64L63 166H62V169H61V165L60 166H58L56 163H55V165H54V167H52V168H50L49 169V167H50V165L52 166L54 163ZM128 164H127V163ZM159 162V163H158ZM161 162H163L164 164H165V166H163V165H161V164H163V163H161ZM173 162V165L171 166V163ZM200 162V163H199ZM227 162V163H226ZM250 162V163H249ZM6 163H8V165H6ZM29 163H31V164H29ZM42 163V164H43ZM47 165H49V166H46V164ZM66 163V164H65ZM88 163H89V165H88ZM95 163H97L98 165H96ZM133 163H134V165H133ZM141 163H142V165H141ZM155 163V164H154ZM160 164L161 166H159L158 164ZM184 163H188L187 165H185V167H182V166H184ZM210 163H211V165H210ZM213 163V164H212ZM238 163V164H237ZM242 163V164H241ZM263 163V164H262ZM11 164H13V166H16V164H17V166L16 167H13V166H11ZM21 164H23V165H21ZM26 164H29V167H28V165L26 166ZM41 164V165H42ZM86 166H85V165ZM94 164H95V166H94ZM114 164V165H113ZM118 164V165H117ZM194 166H193V165ZM217 164V166L216 167H214V165H216ZM237 164V165H236ZM249 164V165H248ZM19 165H21L20 167L22 168V170H23V172H21V170L19 171ZM33 165H35V166H33ZM65 165H67V166H69L68 168H70V169H68L69 170V172L68 171H65L66 169H64L63 170V168H66L65 167ZM87 165H88V167H91V169H88V167H87ZM112 165V166H111ZM148 165V166H147ZM36 166H38V167H36ZM127 166H130V167H128V168H126ZM142 166V167H141ZM186 166H188L187 167V170H188V172H191V170L193 171V173H188L187 171H186ZM209 166V167H208ZM212 166V167H211ZM238 166H241L240 168L242 169H240ZM12 167H13V170H11L12 169ZM25 167V168H24ZM27 167V168H26ZM34 167H36V168H38L37 169V171L38 170H41V173H43V176L44 177H46V178H44L43 176V178H41V179H43V180H46V181H49L50 180V174H51V176H52V173L55 175L54 177H52V180L54 181L57 177H62V175H63V173L62 172H68V173H66V174H64L63 175V177L65 176V179L64 178H62V181H61V178H57L53 183H55V185L58 183V182H62V184H60V183H58L56 186L58 187V190L55 188L56 186L54 185V184H52V182L51 181H49V182H51L50 184L48 183V182H46V181H43V180H41L40 179V177H39V179H38V176H40V171L39 172H37L36 171V169L34 168ZM44 167H46L47 169H49V171L48 172H50L52 169H54V171H56V172H54V171H51L52 173H50V174H44V171L45 172H47L45 169L46 168H44ZM60 167V168H59ZM85 167H87V168H85ZM93 167V168H92ZM98 167H101V168H98ZM113 167V171L112 170H109V169H111ZM125 168L126 170H128V171H126L125 169H123V171H122V168ZM168 167H170L169 169H166V168H168ZM182 167V168H181ZM201 167V168H200ZM227 167V168H226ZM10 168V169H9ZM14 168H16V169H14ZM18 168V169H17ZM41 168V169H40ZM43 168V169H42ZM56 168H58V169H61V170H58V169H56ZM98 169V170H96V169ZM119 170H118V169ZM140 168V169H139ZM141 168H143V169H141ZM145 168H146V172L144 171L145 170ZM149 168V169H148ZM151 168H153V169H151ZM156 170H155V169ZM160 168V170H158ZM178 168V169H177ZM189 168H192L191 170L189 169ZM211 168V169H210ZM221 168V169H220ZM33 169V170H32ZM35 169V170H34ZM56 169V170H55ZM79 169H81V170H79ZM92 169H94V170H92ZM101 169V170H100ZM106 170L105 171V173L107 174V175H104V170ZM130 169L131 170H134V171H130ZM181 169H182V171H181ZM183 169H185V170H183ZM205 169V170H204ZM214 169V170H213ZM14 170H16L17 171V173H16V171H14ZM24 170H25V172L27 173V174H29L28 172H29V170H32L31 172H30V174L29 175H27V174H25V172H24ZM57 170H58V172L60 173H57ZM78 170H79V172H78ZM92 170V171H91ZM116 170V171H115ZM118 170V171H117ZM124 170L128 173H126V172H124ZM139 170H141L140 172H142V173H140L139 172ZM143 170V171H142ZM148 170V171H147ZM150 170V171H149ZM165 170H169V171H165ZM199 170V171H198ZM204 170V171H203ZM208 170H210V171H208V173H207V171ZM237 170H238V172H237ZM244 170V171H243ZM14 171V172H13ZM28 171V172H27ZM34 171H36V172H34ZM72 172V174H71V172ZM81 171V172H80ZM96 171V172H95ZM99 171V172H98ZM103 173V174H101V172ZM135 171H137V173L135 172ZM162 171H164L163 173L165 174L164 175V177L166 178V177H171V179H169V178H164V177H162L163 176V173H162ZM171 171V172H170ZM175 171H176V174H175ZM187 173H186V172ZM202 171V172H201ZM214 171H216V172H214ZM232 171V172H231ZM19 172H20V175H19ZM33 172V173H32ZM47 172V173H48ZM75 172V174H73ZM78 172V173H77ZM94 174H93V173ZM111 172V173H110ZM118 174H116V173ZM122 172H124V173H122ZM131 172V174H129ZM135 172V173H134ZM138 172H139V174H138ZM145 172V173H144ZM154 174H153V173ZM160 172H161V174H160ZM168 172H169V174H168ZM177 172H178V174H177ZM194 172H195V174H194ZM200 172V173H199ZM212 172H214V173H212ZM226 172V173H225ZM251 172V173H250ZM5 173H4V175H5ZM23 173L25 174V176L27 175L28 176V178L31 176V178L32 179H34L35 180V178H36V180H35V183H39V184H37V186H36V184H34V180H32L31 178H29V180H28V178L26 179L25 178V181H24V177H23ZM31 173L33 174V175H31ZM39 174L38 176H37V174ZM61 173H62V175H61ZM83 174V175H86V176H83V175H80V174ZM122 175H121V174ZM149 173V174H148ZM158 173V174H157ZM171 173H173V174H175L174 176H172L173 174H171ZM184 175H183V174ZM202 173V174H201ZM207 173V174H206ZM210 173H211V175H210ZM218 173V174H217ZM234 173V174H233ZM235 173H237V174H235ZM241 173V174H240ZM18 174V175H17ZM36 174V175H35ZM58 174V175H57ZM68 174V175H67ZM71 174V175H70ZM99 176H97V175ZM100 174V175H99ZM132 174H133V176L134 177H136L135 178V180H134V177L132 176ZM145 174H147V175H145ZM153 175L152 177H155L154 179L153 178H150V176L149 175ZM158 175V177L156 178V175ZM181 174V175H180ZM188 174V175H187ZM189 174H190V176H189ZM204 174V175H203ZM215 175V176H213L212 177V175ZM240 174V175H239ZM18 177H17V176ZM35 175V178L33 177ZM70 175V178H71V176L73 177V178H69V177H67V176H69ZM76 175H78L77 177H80L81 176V178L79 179V178H77L76 179V177L74 178V176H76ZM80 175V176H79ZM90 176V178H88L89 176ZM101 175H102V177H101ZM111 177H109V176ZM124 175V176H123ZM127 175H129V177L127 176ZM141 175V176H140ZM143 175V176H142ZM160 175V176H159ZM169 175V176H168ZM195 175H197V177H198V179H194V177L193 176ZM210 177H209V176ZM12 176V177H11ZM82 176L85 178V180L87 179V180H91V181H96L97 180V184H99L98 182L100 181V184H102L103 186H97L98 188H100L99 190H101L102 189V191H98V189H97V187L95 188L94 186H95V182H93L94 183V185H93V183L92 182H88L87 180L84 182L83 180H84V178H82ZM103 176L105 177L106 176V178L104 179L103 178ZM116 176H117V179H116ZM120 176H122V177H120ZM132 177V179L134 180V181H136V183L134 182V181H131V182H129L130 180H132L131 179V177ZM184 176V177H183ZM186 176V177H185ZM232 176V177H231ZM233 176H234V178H233ZM3 177V178H2ZM19 178L20 177V180H21V182L19 181V179L17 180V178ZM22 177V178H21ZM56 177V178H55ZM87 177V178H86ZM97 177H98V179H97ZM113 177V178H112ZM114 177H115V179H114ZM120 177V178H119ZM127 177V178H126ZM143 179H145V180H143ZM150 179H149V178ZM159 177H162V178H160L159 179ZM189 177V179H187ZM193 177V178H192ZM196 177V178H197ZM214 177H216L215 179H213ZM13 178H16V181H18V183L20 182V184L22 185H18L17 186V182L15 181V179H13ZM48 178V179H47ZM55 178V179H54ZM91 178H93V179H91ZM122 178V179H121ZM130 178V179H129ZM148 178V179H147ZM184 178H186L185 179V183L187 184L188 182V184H191L192 185V183H195V182H197V180H198V182L197 183H195L196 184V187L198 188V190H197V188L195 187V184H193L194 186L192 187V186H190V185H186V184H184V181H182V180H184ZM191 178V179H190ZM233 178V179H232ZM3 179H4V181H3ZM12 179V180H11ZM65 180V182L67 181V183H65L66 184V186L64 185L63 186V188H61L62 186L61 185H63L64 184V180ZM67 179V180H66ZM68 179H70V181L68 180ZM83 179V180H82ZM109 179H112V180H108V183H112V184H110L109 185V187H111L112 185H114V183H115V185H116V187L118 188H116L115 189V185L113 186V188H114V190H115V192L113 193L112 192V187L110 188L111 190H109V188H108V183H107V185L105 184V182H103V181H106L107 182V180ZM142 179V180H141ZM158 179H159V181H158ZM161 179H163L162 181L164 182V184H163V182L161 181ZM192 179H194V181L192 180ZM211 179H212V181H211ZM232 179V180H231ZM236 179V180H235ZM243 179H248L247 181H249L248 183H246L245 182V180H243ZM254 179V180H253ZM263 181H262V180ZM10 180V184L11 183H13V184H11V186L12 185H14V187H20V191L24 194H19L20 193V191H19V188H17V191L15 190V188L13 187H10V188H8L9 187V183H8V181ZM14 180V181H13ZM30 180H32V182H29V184H34L35 186L34 187H36V188H40V187H42L41 186V184H43L44 182L46 183V184H48V185H45V183H44V185L46 186H44V187H42L43 189H41V191L42 192H44V198L43 199H45V197H46V194L48 193L49 194V192L48 191H46V188L48 189V188H54V189H49L50 190V192L51 193H53L55 190L56 191H58L57 193H56V191L54 192V194L56 193L57 194V196L59 195V193H61L60 195H62V194H64V195H66L67 193H68V197L70 196V198H75L74 199V201H75V203L73 202V199H68V197H67V195H66V197L65 196H63L64 198H65V200H64V198H61L60 196H56V195H54L53 194V196H54V198L52 199H49L48 200V198H46L45 200H48V202H46L45 200L43 201V199H41L43 196V194H42V192L39 190V188H38V191H37V189H36V192H35V189H34V187H31V189L34 191H32L31 189H28L29 191H27L26 189L29 187L30 188V186L28 185V181H30ZM40 180V182L41 181H43V183L41 182H38V181ZM58 180V181H57ZM81 180V181H80ZM99 180V181H98ZM114 180H116L117 181V183L119 184H117L116 183V181L114 182ZM118 180H120V182L122 183H120V182H118ZM123 180V181H122ZM126 180V181H125ZM151 180V181H150ZM165 180H166V182H165ZM168 180V181H167ZM205 180V181H204ZM216 180V181H215ZM27 181V182H26ZM71 181L74 183V187L72 186L73 185V183H72V185L70 184L71 183ZM76 181H79L78 183H76ZM103 183H102V182ZM151 183H150V182ZM160 184H158L157 182ZM161 181V182H160ZM172 181H173V183H172ZM176 181V182H175ZM193 181V182H192ZM207 181V182H206ZM234 181V182H233ZM251 181V182H250ZM262 181V182H261ZM24 182V183H23ZM25 182H26V184H25ZM70 182V183H69ZM80 182H81V184H80ZM82 182H84V183H88L89 185H90V183L93 185H90V186H92V188L94 187V191H93V189H89V185L86 183V185L88 186H86V188H87V190H88V192L89 193H86V194H83V198H84V201H83V198L82 197H80V198H78L80 195L78 194L79 192H80V194H81V196H82V193H83V191H87V190H84V189H86L85 188V184L84 183H82ZM127 182V183H126ZM129 182V183H128ZM132 182H134V183H132ZM147 182V183H146ZM172 184H170V183ZM192 182V183H191ZM210 182V183H209ZM214 182H216V183H214ZM233 182V183H232ZM123 183H125V184H123ZM131 183V185H128V184H130ZM138 183V184H137ZM139 183H140V185H139ZM145 183V184H144ZM152 184V186L151 185H149V184ZM155 183V184H154ZM199 183V184H198ZM202 183V184H201ZM229 183L230 184H233V186H235V188H232L233 186H230L229 185ZM262 183V184H261ZM16 184V185H15ZM23 184H24V186L25 187H27V188H25V187H23ZM31 184V186H33ZM99 184V185H100ZM132 184H134L133 186H132ZM146 184H148V185H146ZM162 184V185H161ZM167 184V185H166ZM207 184V185H206ZM209 184V185H208ZM211 184L214 186V189L212 188L213 186H211ZM221 184V185H220ZM240 184V185H239ZM261 184V185H260ZM8 185V186H7ZM39 185V186H38ZM49 185H50V187H49ZM53 185V186H52ZM67 185H70L69 187L67 186ZM80 185V186H79ZM81 185H83V186H81ZM123 186L122 188H120L119 189V187H121V186ZM127 185V186H126ZM136 185H138L137 187H136ZM156 185H157V188H156ZM170 185V186H169ZM176 187V189H175V187ZM186 185V186H185ZM202 185V186H201ZM219 185V186H218ZM225 185V186H224ZM250 185V186H249ZM252 185H253V187H252ZM55 186V187H54ZM59 186H61L60 187V189H59ZM79 186L80 188H78V190H77V187ZM141 186V187H140ZM145 186V187H144ZM149 186H151V188H153V189H150V187ZM154 186V187H153ZM160 186V187H159ZM166 186H167V189H166ZM179 186H180V188H179ZM185 186V187H184ZM188 186V187H187ZM189 186H190V188L191 189H189ZM207 186V187H206ZM209 186H210V189H209ZM246 186V187H245ZM261 186H263L262 187V189H261V191H260V187ZM68 187V189H66V188ZM73 187V189L74 190H76V191H74V194H72V195H70L71 193H73L72 191H73V189H71ZM76 187V188H75ZM83 188V190H82V188ZM105 187V188H104ZM131 187H132V192H129V190L131 191ZM147 187V190H145V188ZM172 187V188H171ZM182 187V188H181ZM186 187L188 188V189H186ZM196 189H195V188ZM229 187H230V189H229ZM250 187V188H249ZM252 187V188H251ZM257 187H258V189H257ZM7 188V190H5ZM12 188V189H11ZM21 188L24 190L25 189V191H23V190H21ZM44 188H45V190H44ZM69 188H70V190H69ZM128 188H130V189H128ZM137 188V189H136ZM142 188V189H141ZM144 188V189H143ZM149 188V189H148ZM156 190H155V189ZM163 188V189H162ZM123 189V191H121ZM126 189V190H125ZM158 189H159V191H158ZM193 189V190H192ZM194 189L195 190H197V191H195L194 193L195 194H193V192H192V194H193V196H192V198L190 197L191 195L188 193V192H191V191H194ZM202 189V190H201ZM209 189V190H208ZM217 189H219V190H217ZM230 190V191H228V190ZM248 192V193H246L245 192V190ZM256 189V190H255ZM10 190V191H9ZM51 190H54L53 192L51 191ZM59 190L61 191V192H59ZM65 190H69L68 192H66V194L64 193V191ZM107 190V192L108 193H110V192H112V194L110 193L109 194V197H108V195L106 196L105 194L106 193H104L105 191ZM119 190V191H118ZM136 190V191H135ZM140 190V191H139ZM149 190V191H148ZM161 190V191H160ZM162 190H164V191H162ZM172 190V191H171ZM184 192H186V193H188V194H186V193H184ZM186 190V191H185ZM189 190H191V191H189ZM221 190H223V192L221 191ZM237 192H235V191ZM8 191V192H7ZM33 192V194H31L32 192ZM41 192V194L42 195H40L39 193ZM45 191H46V193H45ZM71 191V192H70ZM82 191V192H81ZM91 191V192H90ZM135 191V192H134ZM142 191H144L143 192V194H142ZM152 191H153V195H156L157 193V195H156V197L155 196H153L152 195ZM156 191V192H155ZM176 191V192H175ZM201 191L203 192V194L201 193ZM215 191H217V192H215ZM227 191V192H226ZM232 191V192H231ZM234 191V192H233ZM256 191H258V192H256ZM3 194H2V193ZM25 192L27 193V194H25ZM31 192V193H30ZM39 192V193H38ZM77 194H76V193ZM84 192V193H85ZM94 192H96V194L94 193ZM98 192H100V193H98ZM119 192V193H118ZM121 192V193H120ZM123 192V193H122ZM127 192H129V193H127ZM134 192V193H133ZM147 192V193H146ZM161 192H162V194H161ZM165 192V193H164ZM175 192V193H174ZM177 192H178V194H177ZM183 192V193H182ZM200 192V193H199ZM226 192V193H225ZM263 194H261V193ZM12 193H14V194H12ZM28 193L29 194H31V196L30 195H28ZM37 194H39V196H41V200L42 201H38L37 199H34L33 198V200H32V198L31 197H35V198H37L36 197V195ZM70 193V194H69ZM90 193H93L94 195H90V196H88ZM103 193V194H102ZM118 193V194H117ZM124 193H127L128 195H126V194H124ZM142 194V196L141 195H138V194ZM156 193V194H155ZM198 193H199V195L201 196V197H198V198H195V197H197V195H198ZM218 193V194H217ZM236 193V194H235ZM242 193V194H241ZM255 193H257V194H255ZM115 194H117L118 196H116ZM131 194V195H130ZM148 194V195H147ZM164 194H166V195H164ZM168 194H170V195H168ZM183 194H186V195H183ZM207 194H208V196H207ZM225 194H227V196L225 195ZM229 194V195H228ZM21 195V196H20ZM25 195H28L27 197H29V198H31V199H29V198H27ZM32 195H34V196H32ZM76 197H75V196ZM87 195V196H86ZM95 195H97V196H95ZM98 195H100L99 197H98ZM102 195H104V198H102L103 196ZM111 195H115L114 197L116 198V200L114 199V197L112 198L111 197ZM152 195V196H151ZM162 195V196H161ZM177 195H179V196H177ZM190 195V196H189ZM198 195V196H199ZM205 196V198H204V196ZM213 195V196H212ZM251 195V196H250ZM258 195V196H257ZM260 195H262V196H260ZM15 197L16 199L15 200H9L8 198H12V197ZM28 199L27 201H29V200H32L33 202H31V201H29V203H27L25 200V197ZM38 196V197H39ZM48 196V195H47ZM49 196L50 197H53V196H51V194H49ZM73 196V197H72ZM78 196V197H77ZM94 196V197H93ZM102 196V197H101ZM106 196V197H105ZM121 196V197H120ZM147 196V197H146ZM150 196H151V198H153L152 200L150 199ZM165 196V197H164ZM178 197V200H177V197ZM187 196V197H186ZM195 196V197H194ZM216 196V197H215ZM257 196V197H256ZM13 197V198H14ZM22 197H24V198H22ZM60 197V198H59ZM93 198V200H92V198ZM96 197V198H95ZM124 197V198H123ZM126 197V198H125ZM134 197V198H133ZM136 197H137V199H136ZM139 197V198H138ZM142 197H143V199H142ZM148 198V199H146L145 200V198ZM163 197V198H162ZM171 197V198H170ZM186 197V198H185ZM190 197V198H189ZM207 197V198H206ZM236 197V198H235ZM262 197V198H261ZM55 198H57L58 200H54ZM86 198H91V200H90V202L92 201V202H94V204H99L98 205V207L100 208V207H102L104 204H106V201H107V199L108 200H110V201H112L110 204H109V202L110 201H107V203L111 206H114L115 205V203H116V201L117 200H119V199H121V200H119V201H117V203H116V206L118 207V204L119 205H121L120 204V202L122 201L124 204H126L125 206L126 207H124L123 205L124 204H122L121 206H123L124 208H126L125 210H124V208H122L121 206L120 207H108L107 206V204H106V206L104 205L103 207H102V209H104L105 210V208L107 209V208H110V210H113V211H110L109 209L108 210H101V208H100V210H99V208L97 209L96 207V205H94L93 203L92 204H90V203H87V202H85V200H86ZM95 198V199H94ZM100 198H102V199H100ZM110 198V199H109ZM112 198V199H111ZM119 198V199H118ZM141 198V199H140ZM181 199V201H180V199ZM186 200H185V199ZM188 198V199H187ZM247 198V199H246ZM9 201H8V200ZM60 199H62V200H60ZM79 199H82L81 201L83 202H81V201H77V200H79ZM97 199L98 200H100L99 201V203H97ZM104 199V200H103ZM105 199H106V201H105ZM124 199H126V201H124ZM127 199H128V201H127ZM131 199V200H130ZM136 199V200H135ZM171 199H172V201H171ZM189 199H193L194 200V202H193V200L191 201V200H189ZM197 199L199 200L200 199V202H201V204H203V205H201L200 203H198V201H197ZM212 199H213V201H212ZM238 199V200H237ZM259 199V200H258ZM261 199V200H260ZM263 199V200H262ZM22 201L21 203H24L25 204V206H29V208L31 207V209L32 208H34V207H38V208H34V211L33 210H31V211H33V213L30 211V209H28L27 207L25 208V206L22 204L21 206H22V208H21V206H20V201ZM34 200H37L38 201V203L37 204H35L36 203V201H34ZM53 202H52V201ZM66 200H68V202H70V201H72L73 203H69L68 204V202L66 201ZM140 200H141V202H140ZM143 200V201H142ZM155 200H156V204H155ZM161 200V201H160ZM175 200V201H174ZM189 200V201H188ZM236 200V201H235ZM13 203H12V202ZM51 201V202H50ZM60 202V205H58L57 203H56V205H54L55 206V208H54V206H51V204L52 203H54V202ZM86 201H88L89 202V200L87 199ZM102 201V202H101ZM104 201V202H103ZM114 201H115V203H114ZM131 201V202H130ZM136 201V202H135ZM145 201V202H144ZM149 201H151V202H149ZM153 201V202H152ZM159 201V202H158ZM180 201V202H179ZM197 201V202H196ZM219 201V202H218ZM247 203H246V202ZM26 202V203H25ZM41 204H40V203ZM43 202V203H42ZM65 202V204H66V207H65V204H63ZM102 203V206H101V203ZM119 202V203H118ZM178 202V203H177ZM183 202H184V204H186V205H184L183 204ZM188 202H190V203H188ZM191 202H192V204H191ZM211 202H213V203H211ZM224 203V205H223V203ZM227 202V203H226ZM30 203H33V207L32 206H30V205H32V204H30ZM47 204V203H51V204H47V205H45V204ZM79 205H78V204ZM85 203L88 205H91L90 207V209L87 207V205H85ZM114 203V204H113ZM139 203L141 204V205H139ZM143 203V204H142ZM150 203H154L155 205L154 206H152L153 204H150ZM168 203V205H166ZM181 203V204H180ZM207 205H209V206H206V208L204 207L206 204ZM217 203V204H216ZM221 203V204H220ZM258 203H259V205H258ZM26 204H29V205H26ZM39 204H40V206H39ZM44 204V205H43ZM61 204H63V205H61ZM71 204V205H70ZM78 205L79 207H81L80 209H78L76 206H74V205ZM83 204H84V206L87 208V211L88 210H90V211H86V209L84 210V208H82L83 207ZM129 204V205H128ZM132 204V209H130L131 208V205ZM135 204V205H134ZM146 204V206L144 207V205ZM147 204H149V205H147ZM191 204V205H190ZM199 204V205H198ZM205 204V205H204ZM212 206H211V205ZM214 204V205H213ZM244 204V205H243ZM246 204V205H245ZM48 205L49 206H51L52 208H54V209H52V210H49L50 212H52V213H47L48 211ZM53 205V204H52ZM69 205V206H68ZM81 205V206H80ZM88 205V206H89ZM94 205V206H93ZM136 205H139V207L141 208H139L138 206H136ZM151 205V206H150ZM157 205H159V206H157ZM166 205V206H165ZM189 205V206H188ZM216 205H217V207H219V209H217V207H216ZM221 205V206H220ZM237 205H239V207H237ZM41 206H47L44 210L45 211H47V212H43L44 210L42 209V207ZM61 206H64V207H61ZM73 206V209L75 210V211H77L78 212V210L80 211V213H81V211H83L84 210V212L86 211L87 213H88V215L89 214H91V212H92V214L91 215H89V217H88V215H87V213H82L83 214V216H82V214H78L77 215V212H75L74 213V211H72V212H70V210L72 209H69L68 208V210H67V207H72ZM127 206H129V208L127 207ZM134 206V207H133ZM151 207V209L149 208V207ZM164 206V207H163ZM192 206V207H191ZM194 206H196V207H194ZM203 206V207H202ZM232 206V207H231ZM250 206H251V208H250ZM253 206V207H252ZM10 207H11V209H10ZM23 207H24V209H23ZM57 207V208H56ZM60 209H59V208ZM74 207H76V208H74ZM92 207H94V208H92ZM105 207V208H104ZM136 207V208H135ZM147 207V208H146ZM153 207V208H152ZM175 207H176V209H175ZM183 207H184V210H183ZM187 207V208H186ZM188 207H189V209L190 208H192V210L193 211H191V209L189 210L188 209ZM199 207V208H198ZM201 207H202V209H201ZM210 207V208H209ZM256 207V208H255ZM13 208V209H12ZM15 208V209H14ZM41 208V209H40ZM63 208H66V210L65 209H63ZM117 208V209H116ZM147 209V211H146V209ZM159 208V209H158ZM179 208V209H178ZM187 209V211L189 210V215H188V212H186L185 210ZM207 208H208V210H207ZM212 208H216V209H212ZM246 208V209H245ZM6 209V210H5ZM10 209V210H9ZM26 209V211H30L31 212V214L28 212V214L30 215V216H28L27 214H26V212H25V215H24V217L28 220H26L25 221V219H23L22 217H23V210H25ZM28 209V210H27ZM38 209H40L41 210V212H40V210H38ZM49 209H51V208H49ZM56 209V211H54ZM83 209V210H82ZM93 209V210H92ZM119 209V210H118ZM121 209H123L122 211H121ZM129 209V210H128ZM137 211V212H135V210ZM142 209H143V211H142ZM149 209H150V212H151V214H150V212H149ZM195 209H196V211L197 212H200V213H197L196 211H195ZM204 209H205V211H204ZM211 209V211H209ZM239 209V210H238ZM4 210V211H3ZM36 210H38V211H36ZM114 210H116L117 211V213L120 215H118L119 216V218L120 217H122V218H120V219H118V216L116 215L117 213H116V211H114ZM131 210V211H130ZM133 210H134V213H132V215H130L129 213L130 212H133ZM157 210H158V212H157ZM161 210V211H160ZM166 210V211H165ZM170 210H172V211H170ZM175 210V211H174ZM203 210V211H202ZM7 213H6V212ZM9 211V212H8ZM13 211H15V212H13ZM20 213H19V212ZM23 211V212H22ZM35 211H36V213H35ZM94 211V212H93ZM96 211V212H95ZM98 211V212H97ZM100 211V212H99ZM106 211H109V212H106ZM120 211H121V214H120ZM127 213L128 212V214L130 215H128V214H124V215H122L123 213H125V212ZM130 211V212H129ZM207 211V212H206ZM213 211V212H212ZM217 211H218V214H217ZM232 211V212H231ZM40 212V213H39ZM54 212V213H53ZM55 212L58 214V215H56L55 214ZM59 212V213H58ZM68 212V213H67ZM90 212V213H89ZM104 214V212H105V215H103L102 213ZM115 212V213H114ZM138 212H139V214H138ZM140 212H142V213H140ZM146 212V213H145ZM191 212H193L194 213V216H193V213H191ZM201 212H204L203 214L201 213ZM210 214H209V213ZM215 212V214L213 215H211V213H214ZM223 212H224V214H223ZM235 212V213H234ZM250 212H253V214L252 213H250ZM257 212V213H256ZM262 212V213H261ZM3 213H6V215H4ZM16 215H15V214ZM43 214V216H42V214H41V218L39 217V214ZM44 213H45V215H44ZM46 213L48 214V217H47V215H46ZM66 213V215H64ZM72 213V214H71ZM94 213H95V215H94ZM98 213H101L102 214V216H100V215H98V217H101L102 219H100L99 218V220L98 221H96L95 219L97 218V217H95L96 216V214H98ZM111 213H113V214H115L116 216H117V219H116V217H114L113 218V214H111ZM155 213V214H154ZM157 213H158V215H157ZM191 213V214H190ZM242 213V214H241ZM11 214V215H10ZM49 214H54L55 216L54 217H52V216H50ZM70 214L73 216H71L72 217V219H71V217L69 218V216H70ZM86 214V217L84 216ZM107 214H109V215H107ZM136 214V215H135ZM144 214H146V215H144ZM148 214H150V215H148ZM155 216H153V215ZM188 216H187V215ZM199 214H201V215H199ZM209 216H208V215ZM217 214V215H216ZM240 214V215H239ZM260 214V215H259ZM17 215H19V216H17ZM64 215V216H63ZM69 215V216H68ZM77 217H76V216ZM110 215H111V217H110ZM113 215V216H112ZM126 215H127V217H126ZM135 217H134V216ZM139 215H141V216H139ZM144 215V216H143ZM191 215V216H190ZM211 215V216H210ZM223 217H226V221H225V218H223ZM227 215V216H226ZM235 217H234V216ZM251 215H252V217H251ZM262 215V216H261ZM20 217L19 218V220L16 218V217ZM46 216V217H45ZM59 216V219H60V217L61 216H63V217H67L68 219L67 220H65V218H63V217H61V219L63 220L62 222L63 223H60L59 221H58V217ZM91 216V217H90ZM94 216V217H93ZM104 216V217H103ZM105 216H107L106 218H105ZM124 216H125V218H124ZM131 216H133L132 218H135V219H133V221H132V218H129V217H131ZM142 216H143V219L144 220H147V221H145V222H143L144 220L142 219ZM197 216V217H196ZM200 216V217H199ZM216 216H218V217H216ZM230 216H232V218L230 217ZM238 216V217H237ZM248 216V217H247ZM256 218H255V217ZM260 218H259V217ZM51 217V218H50ZM56 217V221L59 223V224H61V225H59V224H56L57 222L55 221V220H53L54 218ZM75 217V218H74ZM80 217V218H79ZM82 217L85 219V222H87V220H86V218L88 217V218H90L91 220H89L90 221V223H89V221H88V223L90 224L89 226V229H91V231L90 230H88V231H90V232H88L87 230H86V232H85V230H82V229H84V227H82V226H85V229L86 228H88L87 227V224H85L84 223V221H83V219H82ZM95 218V219H93V218ZM141 217V218H140ZM172 217V218H171ZM189 217V218H188ZM194 217V218H193ZM202 217V218H201ZM242 217H243V220L244 221H242L241 219H242ZM246 217V218H245ZM254 217V218H253ZM262 217V218H261ZM7 218H8V222H7ZM40 219V221H39V219ZM42 218H46L45 220L48 222V218L49 219H52L53 221L52 222H54L53 224L56 226H58L59 228H60V230H61V232L60 231H58L59 230V228L58 227H56V229H58V230H55V233L54 234H52L51 232V230L52 229H50L49 228V226H50V223L49 224H46V222H45V220H43ZM110 218H112L111 220H110ZM128 220H127V219ZM146 218V219H145ZM192 218H193V220H192ZM195 218H198L197 220H195ZM206 220H205V219ZM223 218V219H222ZM248 218V219H247ZM250 218V219H249ZM17 219V220H16ZM23 219V220H22ZM42 219V220H41ZM60 219V220H61ZM77 219V220H76ZM79 219H82V221L81 220H79ZM117 220L116 222H114L115 220ZM124 219V220H123ZM132 221H130V220ZM142 221H141V220ZM150 219V220H149ZM153 219V220H152ZM183 219L185 220V221H183ZM188 219V220H187ZM202 219V220H201ZM231 219V220H230ZM239 219V220H238ZM252 219V220H251ZM6 220V221H5ZM72 220H76V222L75 221H72ZM81 221V222H79V221ZM101 220V221H100ZM108 222H112V223H114V224H111V223H107V221ZM120 220V221H119ZM139 220V221H138ZM172 220V221H171ZM194 220H195V223H194ZM215 220V221H214ZM221 220V221H220ZM230 220V221H229ZM234 220L236 221V222H234ZM239 222H238V221ZM249 220V221H248ZM251 220V221H250ZM5 221V222H4ZM22 221H25V223H27L28 225V227L26 226V225H24L25 223H23ZM37 221H39L43 226H44V223H45V227L44 228H42V230L44 229V231H46V233L44 232V231H42V230H39L40 232H44V233H42V234H45L44 235V237H42V236H39V231H36V232H38V234L36 233V235H34V231L35 230H37L38 229V227H40L41 225H38V224H40L39 222H37ZM42 221H44V223L42 222ZM51 221V220H50ZM104 221L106 222L105 224H104ZM125 221V222H124ZM127 221H129V223L127 222ZM135 221H136V223H135ZM148 221L150 222V223H148ZM159 221L161 222V223H159ZM164 221V222H163ZM198 221V222H197ZM202 221V222H201ZM8 223V225H7V223ZM19 222H20V224L21 223H23L22 224V226H25V227H27L26 228V232H25V234H24V232L22 231V230H25V228L23 227V229H22V226H19L20 224H19ZM52 222H51V224H52ZM66 224H65V223ZM70 222V223H69ZM71 222H73V224H74V222L75 223H77V224H79V223H81L80 225H79V227L80 228H82L81 230L86 234L87 233V235H89V237L88 236H86L84 233V237L82 236L81 237V234L82 233H80V229H79V227H76V226H78V225H76L75 224V227H73V224H71ZM96 222V224H94ZM120 222H123V224L122 223H120ZM142 222V223H141ZM187 222V223H186ZM200 222V223H199ZM254 222V224H252ZM2 223H6L5 225H3ZM14 223H15V225L17 224L19 227H21V229L19 228V227H17V225H16V228H18L17 229V231H18V233H20V235H21V233L23 234V236L21 235V236H19L18 237V233H17V231H16V229H15V231H16V236L12 233V232H15L14 231ZM98 223H99V226H102V224H100V223H103V226L102 227H99V229L100 230H98V232H97V229H96V227H95V225L97 226L98 225ZM117 223V224H116ZM138 223V224H137ZM139 223H141V224H139ZM147 223H148V225H147ZM190 223V224H189ZM194 223V224H193ZM198 223V225H196ZM203 223V224H202ZM204 223H208V224H204ZM210 223V224H209ZM227 223V224H226ZM263 223V224H262ZM30 224V225H29ZM67 224H69V225H71V226H69V225H67ZM82 224H85V225H82ZM93 224H94V226H93ZM106 224H107V226H106ZM122 225V229L120 228V225ZM126 224V225H125ZM128 224V225H127ZM129 224H130V226H129ZM135 225V227L136 228H134V230L135 231H132V225ZM145 224V226H143ZM162 224V225H161ZM199 224H202V225H199ZM244 224H245V227H244ZM252 224V225H251ZM49 225V226H48ZM54 225H51V228H53V230L55 229L54 227ZM66 226L67 225V227H71V228H66V227H60V226ZM105 225V226H104ZM115 226V228H117L116 230H114L115 228L113 227H110V226ZM170 227H169V226ZM174 225V226H173ZM186 225H188L187 227H186ZM191 225V226H190ZM193 225V226H192ZM233 225H236V227L234 226V228H233ZM241 227H239V226ZM242 225V226H241ZM10 226H11V224H10ZM43 226H41V227H43ZM52 226H54V227H52ZM91 226H93V228L95 229V231L93 230V228H91ZM118 226H119V228H118ZM128 226V227H127ZM138 226V227H137ZM147 226V227H146ZM148 226H149V228H148ZM151 226V227H150ZM157 226V227H156ZM250 226V227H249ZM256 226V227H255ZM32 227V228H31ZM47 227L50 229H47ZM104 227V229H105V231H103L101 228H103ZM109 227V228H108ZM130 227V228H129ZM160 227V228H159ZM194 227V228H193ZM238 227V228H237ZM243 227V228H242ZM260 227V228H259ZM30 228V229H29ZM74 228V229H73ZM79 230H78V229ZM98 228V227H97ZM108 228V230H110V232L109 231H107L106 229ZM127 228H129V230L127 229ZM154 228H157V229H155L154 230ZM222 228V229H221ZM235 228H237L236 230H235ZM246 228V229H245ZM249 230H248V229ZM10 229V230H9ZM32 229V230H31ZM49 230V231H51V232H48L47 230ZM69 229H72V232H71V230H69ZM75 229H77V231H75ZM111 229H112V231H115L114 233L111 231ZM129 231V234H128V231ZM149 229V230H148ZM173 229V230H172ZM175 229V230H174ZM185 229V230H184ZM243 229H245V230H243ZM19 230H20V232H19ZM27 230H28V232H27ZM103 231V234H105V236H102L101 235V233H102V231ZM123 230H126L127 232H125L124 231V233L122 232ZM157 230H159L158 232H157ZM162 230V231H161ZM167 230H168V232H167ZM205 230V231H204ZM241 230V231H240ZM248 230V231H247ZM22 231V232H21ZM33 231V232H32ZM60 232V233H58V232ZM92 231H94V232H96V233H94V232H92ZM99 231H101V233H100V235H97V234H99ZM109 232L108 234V236H107V233H104V232ZM122 232V233H119V232ZM133 232V233H131V232ZM149 231V232H148ZM166 231V232H165ZM237 231V232H236ZM57 232V233H56ZM69 232V233H68ZM77 232H79V233H77ZM138 232V233H137ZM143 232V233H142ZM184 232H185V234H184ZM203 232V234H202V236H200L201 235V233ZM209 232V233H208ZM252 232V233H251ZM27 233H28V235H27ZM68 233V234H67ZM92 233H94V234H92ZM113 235H111V234ZM116 233H118L119 234V236L117 235L116 236ZM135 233L137 234V236L135 235ZM145 233H146V235H145ZM197 233V234H196ZM226 233V234H225ZM12 234V236H10V237H12V238H15L16 237V239H12V238H9L8 236L9 235H11ZM32 234V235H31ZM41 234V233H40ZM41 234V235H42ZM71 234H75V235H71ZM76 234H78L79 235V237L76 235ZM82 234V235H83ZM90 234H92V235H95L96 234V238H95V236H93L92 237V235H90ZM120 234H122V235H124V236H122V235H120ZM127 234H128V236H127ZM133 234H134V238H132L133 237ZM141 234V235H140ZM143 234V235H142ZM154 234V235H153ZM196 236V237H194V235ZM249 234H250V236H249ZM258 234V235H257ZM3 235H5L6 236V238L5 237H3ZM8 235V236H7ZM13 235L15 236V237H13ZM34 235V236H33ZM48 235H49V237H48ZM111 235V238L109 237ZM213 237H212V236ZM27 236V238H25ZM29 236V237H28ZM30 236H31V238L32 239H34V237H35V241L34 240H32V239H29L30 238ZM38 236V238H36ZM58 236V237H57ZM75 236H76V238L78 239H76L75 238ZM98 236H99V238H98ZM107 236V237H106ZM130 236V238H129V240H128V237ZM150 236V237H149ZM153 236V237H152ZM170 236V237H169ZM205 236H208V237H205ZM210 236V237H209ZM245 236H246V238H245ZM259 236V237H258ZM3 237V238H2ZM22 237H24L22 240H21V238ZM40 237H42V238H40ZM45 237H47V239L48 240H50L51 238V241H53V240H55L54 241V243L56 242V241H58L57 242V245L59 246H57V245H55L54 243H52L51 241V243L50 244H54L53 246H51L50 247V249H53V247H54V249H53V251L56 253V251H58L59 252V254H58V252L56 253V254H58L57 256H56V254L54 255L53 254V252H52V250H50V249H48L49 247H47L46 245H50V244H48L49 242L48 241H46V243H44L45 242V240H47ZM51 237V238H50ZM58 239H56V238ZM65 237V238H64ZM72 237H74V239L72 238ZM81 237V238H80ZM103 237L105 238V239H103ZM112 237H115V238H112ZM122 237V238H121ZM125 237V238H124ZM138 237H139V239L141 238V241L138 239ZM144 237V238H143ZM159 237V238H158ZM168 237V239H165V238H167ZM184 237V238H183ZM186 237V238H185ZM8 238V240H10V241H8V240H6ZM55 238V239H54ZM61 238V239H60ZM67 238L68 239H70L71 238V240H67ZM79 238L82 240L81 241V243H80V241H79ZM92 238V239H91ZM93 238H95V239H93ZM148 238V239H147ZM204 238V239H203ZM210 238L212 239V241L210 240ZM225 238H226V240H225ZM228 238V239H227ZM230 238V239H229ZM12 239V240H11ZM24 239L26 240V239H28L27 241H26V243H27V245H26V243H25V241H24ZM37 239H42V241H40V240H38L37 241ZM76 242H78L79 241V243L80 244H76L75 242H72L73 240ZM84 239H85V242H83L84 241ZM90 239V240H89ZM107 239V242L106 241H104V240H106ZM108 239H111V241H109ZM112 239H114V240H112ZM120 240V241H118L117 243H115L117 240ZM133 239V240H132ZM146 239V240H145ZM165 239V240H164ZM250 239V240H249ZM15 240V241H14ZM31 240V241H30ZM89 240V241H88ZM99 240V241H98ZM100 240H101V243H102V240H103V242H105V243H103V245L100 243H98V242H100ZM123 240H124V243H123ZM128 240V241H127ZM131 240V241H130ZM142 240H143V242H142ZM144 240H145V242H144ZM159 240V241H158ZM180 240V241H179ZM229 240V241H228ZM239 240H240V242H239ZM247 240V241H246ZM254 240V241H253ZM9 243H11V244H13V243H15V244H17L16 242H18V241H20V242H18V245H19V247L18 246H15L14 244L13 245H11V244H9ZM21 241H24V243L22 242V244L23 245H21V244H19V243H21ZM28 241H30V242H28ZM36 243H40V244H38L37 246L39 247V249L36 247L35 248V246L36 245H34L33 243L34 242ZM64 241H66V242H68V243H66V242H64ZM109 241V242H108ZM114 241V242H113ZM125 241H126V243H125ZM132 242V243H130V242ZM135 241V242H134ZM156 241V242H155ZM183 241V242H182ZM225 241V242H224ZM238 241V242H237ZM32 242V246L29 244V243H31ZM111 242V244H109ZM120 242H121V244H120ZM153 242V243H152ZM160 242V243H159ZM199 242V243H198ZM261 242V243H260ZM44 243V244H43ZM61 243V245H62V247H63V249L61 248V245H59ZM71 243V244H70ZM73 243H74V245H73ZM88 243V244H87ZM91 243V244H90ZM92 243H93V246H92ZM97 245H95V244ZM109 244V245H107V244ZM115 243V244H114ZM127 243H129V244H127ZM133 243H135V244H133ZM167 243V244H166ZM231 243V244H230ZM239 243V244H238ZM248 245H247V244ZM6 244V245H5ZM8 244V245H7ZM43 244V245H42ZM83 244H85V245H83ZM86 244H87V247H86V249H87V251L85 250L84 251V249H85V246H86ZM119 246V244H120V246L118 247L117 245ZM125 244V245H124ZM162 244V245H161ZM242 244H243V248H245V249H243L242 248ZM25 245V246H24ZM43 247H42V246ZM84 246V248H83V246ZM90 245V246H89ZM105 245H107L106 247H104V249H102L103 248V246H105ZM134 245V246H133ZM138 245H139V247H138ZM153 245V246H152ZM164 245V246H163ZM182 245V246H181ZM214 245V246H213ZM9 247V246H15L14 247V249L11 247V249H13L12 251H15V252H12L11 250H8L9 248H7V247ZM20 246H22L21 248H23V246L25 247V248H27L25 251H24V249H20ZM27 246V247H26ZM28 246L30 247L29 249H28ZM89 246V247H88ZM94 246H96V247H98L99 249H100V252H99V250L97 251V249H96V247H95V249L96 250H94ZM100 246H101V248H100ZM125 246H127L125 249H123ZM136 246L138 247L137 249H136ZM169 246V247H168ZM210 246H211V248H210ZM5 247H6V249H5ZM18 247V250L20 249V250H22V252L20 253L18 250H16L15 248H17ZM42 247V248H41ZM45 247H47V249L45 248ZM56 247H57V249H56ZM90 247H93V249L91 250V248ZM116 247H118V248H116ZM128 247H130V248H128ZM159 247V248H158ZM183 247V248H182ZM185 247V248H184ZM195 247V248H194ZM196 247H197V249H196ZM209 247V248H208ZM223 247V248H222ZM249 248V250H248V248ZM257 247H259V248H257ZM43 249L42 250V252L46 249L47 250V252L50 250L51 251V253L53 254V256H54V259L52 258V255H50L51 253H49L48 254V256L50 255L51 256V258L49 257H47V253L46 252H43V253H45L46 254V257H45V260H44V257H42V256H44L43 255V253L42 252H40V253H37L36 254V252H38V251H40L41 249ZM58 248H61V249H58ZM83 249V250H78V249ZM107 248V249H106ZM112 248H114V250L112 249ZM116 248V249H115ZM34 249H36V252H34L35 250ZM38 249V250H37ZM56 249V250H55ZM74 250L73 252L71 251V250ZM75 249H76V254H75ZM91 251H93L94 250V252H96V253H93V252H91ZM119 249V250H118ZM132 249H135V250H132ZM142 249V250H141ZM146 249V250H145ZM225 249V250H224ZM232 249V250H231ZM255 249V250H254ZM5 250H7V252H5ZM64 250V251H63ZM122 250H125V252L124 251H122ZM129 250H130V253H129ZM9 251H11L12 253H10ZM16 251L18 252V254L16 253ZM24 251V252H23ZM63 251V252H62ZM77 251H79V253H83V251H84V253H83V258H79L80 257V255L81 254H79L78 256V258H77V254H78V252ZM112 252V254H111V252ZM116 251H118V252H116ZM120 251V252H119ZM136 251V252H135ZM158 251V252H157ZM211 251V252H210ZM224 251V252H223ZM66 252V253H65ZM89 252V253H88ZM106 252H107V254L108 253H110L109 255H107L106 254ZM114 252H116L115 254L116 255H114ZM122 252V253H121ZM155 252V253H154ZM186 252V253H185ZM17 254V256L15 257L14 256V254ZM25 253V254H24ZM73 253L75 254V255H73ZM89 254L88 256H85L84 257V255H86V254ZM202 253V254H201ZM207 253V254H206ZM248 253V255H246V254ZM23 254H24V256H23ZM33 254H36V256L38 255L39 256V260L37 259V257L34 255L33 256ZM40 254V255H39ZM65 254H69L68 256L66 255L65 256ZM90 254H92V255H90ZM124 254H126V255H124ZM129 254H130V256H129ZM132 254L135 256V254H137L136 256H138V257H134V256H132ZM142 254V255H141ZM147 254V255H146ZM159 254V255H158ZM212 254V255H211ZM253 254V255H252ZM42 255V256H41ZM113 256L114 257V259H113V257H111V256ZM121 255V256H120ZM122 255H124L123 257H122ZM141 255V256H140ZM151 255V256H150ZM18 256H22L21 257V259H20V257H18ZM41 256V257H40ZM61 256V257H60ZM104 256V257H103ZM110 256V257H109ZM120 256V257H119ZM126 256V257H125ZM60 259H59V258ZM88 257V258H87ZM107 257H109L110 258V260H109V258H107ZM130 257H132L131 259H130ZM142 257V258H141ZM147 257V258H146ZM155 257V258H154ZM218 257V259H216ZM14 258H17V259H14ZM30 258H32V259H30ZM43 258V261L41 262V259ZM48 259V261H47V259ZM62 258H65V259H62ZM86 258L87 259H89L88 261H86ZM102 258V259H101ZM134 258V259H133ZM178 258H180V259H178ZM11 259V260H10ZM31 260V261H29V260ZM49 259H53L52 261L51 260H49ZM59 259V260H58ZM67 259V263H66V261L64 262L63 260H66ZM72 259H74V260H72ZM80 259V260H79ZM96 259V260H95ZM101 259V260H100ZM144 259H145V261H144ZM149 259V260H148ZM164 259V260H163ZM229 259V260H228ZM249 259H251L252 261L250 262V263H247L248 261H250ZM4 260H7V261H5L4 262ZM32 260H33V262H32ZM72 260V262H70ZM75 260H79L78 262L77 261H75ZM93 260V261H92ZM98 260V261H97ZM114 260V262L113 263H111L112 261ZM115 260H117V263H116V261ZM122 260V261H121ZM130 260V261H129ZM224 260V261H223ZM17 261V262H16ZM47 261V262H46ZM75 261V262H74ZM106 261L104 262V264H109V263H106ZM129 261V262H128ZM135 263H134V262ZM138 261V262H137ZM29 262V263H28ZM35 262V263H34ZM61 262V263H62ZM253 262V263H252ZM14 263H12V264H14ZM23 263V261H22V264H24ZM60 262H59V264H61ZM89 263V264H90ZM0 264H1V262H0ZM51 264V263H50ZM52 264H54V263H52Z\"/></svg>",
  "mask_w": 264,
  "mask_h": 264
},
{
  "label": "bare ground",
  "instance_id": "6f19581e",
  "mask_svg": "<svg viewBox=\"0 0 264 264\" xmlns=\"http://www.w3.org/2000/svg\"><path fill=\"white\" fill-rule=\"evenodd\" d=\"M25 1H26V0H25ZM30 1H31V0H30ZM30 1H29V2H30ZM34 1H35V0H34ZM37 1H38V0H37ZM39 1H41V0H39ZM46 1H47V0H46ZM50 1H51V0H50ZM60 1H61V0H60ZM64 1H66V0H64ZM64 1H62V2L64 3ZM68 1H69V0H68ZM70 1H72V0H70ZM70 1H69L68 3H66L67 6H68V4L70 5V3H71V5H72V2H75L74 0H73L72 2H70ZM82 1H83V0H82ZM82 1H81V5L83 4ZM88 1H89V0H87V2H88ZM100 1H101V0H100ZM108 1H109V0H108ZM141 1H142L143 3H145L147 0H145V1L140 0V3H141ZM150 1H151V0H148V2H150ZM153 1H154V0H153ZM161 1H162V0H161ZM179 1H180V0H179ZM184 1H185V0H184ZM193 1H194V0H193ZM199 1H200V0H199ZM210 1H211V4H212L213 1H212V0H210ZM222 1H224V0H221V2H222ZM226 1H227V0H226ZM228 1H229V0H228ZM231 1H232V0H231ZM238 1H239V0H238ZM238 1H235V2H238ZM248 1H249V0H248ZM20 2H21V1H20ZM22 2H24V0H23ZM47 2H48V1H47ZM57 2H59V1H57ZM62 2H60L59 5H58V3H57V7H55L56 4H55V5L53 4V6H52L51 9H53V7L58 8V6H60V4H63ZM66 2H67V1H66ZM79 2H80V0H79ZM90 2H91V1H90ZM98 2H99V1H97V2H95V3L97 4ZM102 2H103V0H102ZM113 2H114V1H113ZM115 2H116V1H115ZM118 2H119V0H118ZM125 2H126V1H125ZM167 2H168V1H167ZM169 2H170V1H169ZM171 2H172V1H171ZM173 2H174V1H173ZM173 2H172V4H173ZM181 2H182V0H181ZM185 2H186V1H185ZM201 2H202V1H201ZM204 2L207 3V1H204ZM204 2H202V3H204ZM217 2H219V1H217ZM221 2H220V3H221ZM235 2H234V5H236ZM259 2H260V1H259ZM26 3H27V1H26ZM30 3H32V2H30ZM33 3H37V2L35 1V2H33ZM38 3H39V2H38ZM38 3H37V4H38ZM40 3H41V2H40ZM50 3H51V2H50ZM75 3H77V2H75ZM91 3H93V1H92ZM106 3H109V2H106ZM126 3H127V2H126ZM140 3H139V4H140ZM143 3H142V4H143ZM157 3H158V1H157ZM182 3H183V2H182ZM187 3H188V2H187ZM191 3H193V2L191 1ZM202 3H199V5L202 6V5H201ZM13 4H14V3H13ZM17 4H18V3H17ZM17 4H16V5H17ZM77 4H78V3H77ZM84 4H85V3H84ZM96 4H95V5H96ZM100 4H101V3H99V6H101ZM116 4H117V3H116ZM142 4H141V5H142ZM149 4H150V3H146V7H147V5H149ZM161 4H162V2H161ZM169 4H171V3H169ZM176 4H177V3H175L174 5H176ZM183 4H184V3H183ZM218 4H219V3H218ZM226 4H227V2H226ZM231 4H232V3H231ZM249 4H250V2H249ZM11 5H12V3H11ZM14 5H15V4H14ZM19 5H20V4H19ZM31 5H32V6H33V5L35 6V4H31ZM66 5H65V6H66ZM81 5L78 4L77 6L79 7V6H81ZM97 5H98V4H97ZM106 5H107V4H105V6H106ZM121 5H122V4H121ZM141 5H140V6H141ZM151 5H152V4H151ZM153 5H154V7H155V6H157L158 4L155 5V4L153 3ZM164 5H165V4H164ZM167 5H168V4H166V6H167ZM178 5L180 6V3H178ZM178 5H177V6H178ZM221 5L223 6L222 3H221ZM221 5H220V6H221ZM259 5H261V4H259ZM263 5H264V4H263ZM12 6H13V5H12ZM32 6H30V7H32ZM34 6H33V7H34ZM36 6L38 7V5H36ZM39 6H41V5H39ZM47 6H48V5H47ZM62 6H63V5H62ZM62 6H60V7H62ZM65 6H64V7H65ZM73 6H74V9H75L76 4H73ZM99 6H97V7H99ZM103 6H104V5H103ZM112 6H113V5H112ZM116 6H117V5H116ZM118 6H119V5H118ZM143 6H145V5H143ZM158 6H159V5H158ZM161 6H162V5H161ZM170 6L172 7L173 5H170ZM185 6H186V4H185ZM185 6H183V7L185 8ZM189 6H191V5H188V7H189ZM196 6H197V5H196ZM204 6H205V4H204ZM209 6H210V5H209ZM224 6H226L225 3H224ZM45 7H46V6H45ZM60 7H59V8H60ZM64 7H63V8H64ZM71 7H72V6H71ZM78 7H76V8H78ZM81 7H82V6H81ZM87 7H88V4H87ZM87 7H86V8H87ZM91 7H93V4H92ZM97 7H96V8H97ZM108 7H111V6H108ZM119 7H120V6H119ZM119 7H117V8H119ZM127 7H128V6H127ZM146 7H145V8H146ZM149 7H150V6H149ZM154 7H153V8H154ZM167 7H168V6H167ZM173 7L175 8V6H173ZM183 7L181 6V9H182ZM186 7H187V6H186ZM202 7H203V6H202ZM202 7H200V8H202ZM205 7H206V6H205ZM207 7H208V5H207ZM217 7H218V6H217ZM229 7H230V6H229ZM231 7H232V6H231ZM250 7H251V6H250ZM38 8H40V7H38ZM38 8H36V10H37ZM46 8H48V7H46ZM55 8H54V9H55ZM66 8H68V7H66ZM66 8H64V9H66ZM72 8H73V7H72ZM79 8H80V7H79ZM79 8H78V10H79ZM84 8H85V7H84ZM84 8H83V9H84ZM86 8H85V9H86ZM106 8H107V7H106ZM114 8H115V5H114ZM117 8H115V9H117ZM124 8H125V7H124ZM176 8H177V7H176ZM184 8H183V9H184ZM197 8H199V7H197ZM200 8H199V9H200ZM203 8H204V7H203ZM213 8H214V7H213ZM222 8H223V7H222ZM222 8H221V9H222ZM238 8H239V3H238ZM252 8H253V7H252ZM254 8H256V7H254ZM30 9H31V8H30ZM33 9H34V8H33ZM40 9H41V8H40ZM61 9H62V8H60V10H61ZM83 9L80 8V11L83 10ZM93 9H95V6L93 7ZM97 9H99V8H97ZM112 9H113V8H112ZM121 9H122V8H120V10H121ZM127 9H128V8H127ZM151 9H152V7H151ZM151 9L149 8V10H151ZM158 9H159V7H158ZM172 9H173V8H172ZM172 9H171V10H172ZM188 9H189V8H188ZM216 9H217V8H216ZM231 9H234V8H229V10H231ZM236 9H237V8H236ZM239 9H241V8H239ZM242 9H243V8H242ZM43 10H46V11H47V9H44V8H43ZM48 10L51 11L50 9H48ZM57 10H58V9H57ZM60 10H59L58 13H60ZM67 10H68V9H67ZM69 10H70V7H69ZM69 10L67 11V13L69 12ZM88 10H89V9H88ZM95 10H96V9H95ZM100 10H102V7H101ZM100 10H99V11H100ZM104 10H105V8H104ZM106 10H107V9H106ZM108 10H110V9L108 8ZM124 10H125V9H124ZM146 10H147V8H146ZM149 10H147V11L149 12ZM155 10H156V9H155ZM165 10H166V9H165ZM171 10H170V11H171ZM178 10H179V9H178ZM201 10H203V9H201ZM201 10H200V11H201ZM204 10H205V9H204ZM204 10H203V11H204ZM209 10H210V9H209ZM213 10H214V9H213ZM227 10H228V8H227ZM229 10H228V12L230 13L231 11H229ZM237 10H238V9H237ZM256 10H257V9H256ZM30 11H31V12H30ZM33 11H34V13H35V9H34ZM41 11H42V9H41ZM46 11H44L45 14H46ZM53 11H54V10H53ZM70 11H71V10H70ZM72 11H74V10H72ZM75 11H76V10H75ZM75 11H74V14L76 15L75 19H76L77 17H79L80 15L85 14V13H83V12H85V10H84V11H81L82 14H80V11H79V13H78V11H76V12H77V14H76ZM96 11H97V10H96ZM112 11H113V10H112ZM143 11H144V10H143ZM152 11H153V9H152ZM157 11H158V10H157ZM163 11H164V8H163L162 12H163ZM168 11H169V10H168ZM175 11H177V10H175ZM182 11H183V10H182ZM182 11H179V13H183ZM190 11H191V10H190ZM224 11H225V7H224ZM238 11H239V10H238ZM258 11H259V8H258ZM29 12H30V14H33V13H32V10H29ZM37 12H38V10H37ZM44 12H43V13H44ZM47 12H48V11H47ZM51 12H52V11H51ZM51 12H50V13H51ZM62 12L65 13L66 10H65V11H62ZM92 12H94V11H92ZM101 12H102V11H101ZM117 12H118V10H117ZM117 12H116V13H117ZM124 12H125V11H124ZM126 12H127V11H126ZM148 12L145 11V14H146V13L148 14ZM201 12H202V11H201ZM215 12H216V11H215ZM215 12L213 11V14H212L213 16H214V13H215ZM226 12H227V11H225V13H226ZM234 12H235V11H234ZM242 12H243V11H242ZM244 12H246L245 9H244ZM247 12H248V14H249V13H250V10L247 11ZM18 13H19V12H18ZM58 13H57V14H58ZM89 13H90V12H89ZM103 13H108V12H107V11H106V12L103 11ZM110 13H111V11H110ZM113 13H114V12H113ZM113 13H112V15H113ZM120 13H121V12H120ZM120 13L118 12V14H120ZM152 13H153V12H152ZM154 13H155V12H154ZM157 13H159V12H156L155 14H157ZM164 13H165V12H164ZM164 13H163V14H164ZM192 13H193V12H192ZM204 13H206V12H204ZM204 13H203V14H204ZM209 13H210V12H209ZM209 13H207L206 15H208ZM218 13H219V12H218ZM218 13H217V14H218ZM222 13L224 14V12L221 11V14H220L219 18L221 17V15L223 16ZM231 13H233V11H232ZM240 13H241V11H240ZM240 13H239V15H240ZM254 13H255V12H254ZM256 13H257V12H256ZM261 13H263V12L261 11ZM19 14H20V13H19ZM40 14H41V12H40V13L38 12L37 15H40ZM48 14H49V12H48ZM53 14H54V13H53ZM53 14H52V15H53ZM71 14H73V13H71ZM74 14H73V16H74ZM86 14H88V13L86 12ZM86 14L83 15L84 17H83V16H82V17L85 18V16H87ZM91 14H92V13H91ZM91 14H89L90 20H91V16H90ZM98 14H99V12H98ZM98 14L96 13V16H97ZM100 14H101V13H100ZM128 14H129V13H128ZM145 14H144V15H145ZM163 14H162V15H163ZM170 14H171V13H170ZM170 14H169V15H170ZM175 14H176V13H175ZM175 14H174V17H175ZM186 14H187V13H186ZM188 14H189V13H188ZM233 14H234V13H233ZM233 14H232V15H233ZM236 14H237V13H236ZM248 14H247V15H248ZM257 14H259V12H258ZM263 14H264V13H263ZM34 15H35V14H34ZM46 15H47V14H46ZM50 15H51V14H50ZM68 15H69V14H68ZM78 15H79V16H78ZM112 15H111V16H112ZM121 15L124 16L123 14H121ZM149 15H151V13H150ZM152 15H153V14H152ZM152 15H151V18H150V16L147 17V19L150 18V19H149V23H151V21H152V20H151V19H152ZM157 15H158V14H157ZM164 15H165V14H164ZM176 15L178 16V13H177ZM193 15H194V14H193ZM199 15H200V14H199ZM250 15H251V13H250ZM253 15H254V14H252L251 17H252ZM259 15H261V14H259ZM20 16H21V15H20ZM20 16H17V17H20ZM25 16L27 17V15H25ZM30 16H31V15H30ZM66 16H67V14H66ZM71 16H72V15H71ZM71 16L69 15L68 17L72 18ZM94 16H95V15H94ZM100 16H101V15H100ZM102 16H103V15H102ZM115 16H117V15H115ZM115 16H114V17H115ZM118 16H120V15H118ZM126 16H127V15H126ZM155 16H156V15H155ZM171 16H172V15H171ZM180 16H181V15H180ZM183 16H185V15H183ZM186 16H187V15H186ZM189 16H190V15H189ZM213 16H212V17H213ZM215 16H216V14H215ZM224 16H226V14H224ZM227 16H228V19H227V20H229V18L231 17L230 14L227 15ZM227 16H226V18H227ZM229 16H230V17H229ZM248 16H249V15H248ZM0 17H2V16H0ZM6 17H7V16H6ZM15 17H16V16H15ZM28 17H29V15H28ZM28 17H27V18H28ZM32 17L34 18L33 15H32ZM39 17H40V16H39ZM42 17H43V15H42ZM63 17H65V15H63L62 17L60 16V18H63ZM68 17H66V18H68ZM98 17H99V16H98ZM98 17H97V18H98ZM120 17H121V16H120ZM127 17H128V16H127ZM145 17H146V16H145ZM153 17H154V15H153ZM156 17H157V16H156ZM156 17H154V19H155ZM161 17H163V16H161ZM161 17H160V18H161ZM164 17H165V16H164ZM174 17H172V18H174ZM190 17H191V16H190ZM193 17H194V16H192L190 19L193 20V19H192ZM201 17H203V15H202ZM216 17H218V16H216ZM232 17L234 18V16H232ZM251 17H250V18H251ZM253 17H254V16H253ZM253 17H252V18H253ZM258 17H260V16H258ZM3 18H4V17H3ZM3 18H1V19H3ZM7 18L10 19L9 17H7ZM29 18H30V20H31V17H29ZM43 18H44V17H43ZM45 18L48 19L47 16H45ZM54 18H55V17H54ZM73 18H74V17H73ZM73 18H72V19H73ZM79 18H80V17H79ZM79 18H78V19H79ZM83 18H82V20H83ZM87 18H88V17H87ZM94 18L96 19V17H94ZM112 18H113V17H112ZM117 18H118V17H117ZM117 18H116V19H117ZM142 18H143V16H142ZM157 18H158V17H157ZM169 18H170V17H169ZM178 18H179V17H178ZM195 18H196V17H195ZM222 18H223V17H222ZM222 18H221L220 20H223ZM233 18H231V20H232ZM235 18H236V16H235ZM235 18H234V20L238 19V18H236V19H235ZM256 18H257V17H256ZM261 18L263 19V17H261ZM63 19H64V18H63ZM63 19H62V21H61V22H62V23H61V26H62V27H63ZM78 19H76V21H77ZM95 19H93V17H92V20L90 21V23H91L92 21H95ZM121 19H123V18L121 17L120 20H121ZM139 19H140V18H139ZM145 19H146V18H145ZM145 19H144V20H145ZM154 19H153V20H154ZM175 19H176V17H175ZM183 19H184V18H183ZM186 19H187V17H186ZM213 19H214V18H213ZM253 19H255V18H253ZM253 19H252V20H253ZM258 19H260V18H258ZM258 19H257V20H258ZM6 20H7V19H6ZM45 20H46V19H45ZM57 20H59V18H58ZM69 20H71V19H69ZM69 20H68V21H69ZM73 20H74V19H73ZM82 20H81V18H80V20H78V22H80V23L82 22V23H83L84 20H83V21H82ZM101 20H102V19H101ZM101 20H99V21L101 22ZM104 20H106V18H105ZM107 20H108V19H107ZM107 20H106V21H107ZM113 20H115V19H113ZM157 20H158V19H157ZM162 20H163V18H162ZM170 20H172V19H170ZM177 20H178V19H177ZM177 20H176V23H177V22H180V21H177ZM188 20H189V18H188ZM194 20L196 21V19H194ZM220 20H219V21H220ZM231 20L229 21V23L231 22ZM238 20H239V19H238ZM238 20H237V21H238ZM245 20H246V19H245ZM245 20H244V22H246ZM0 21H2V20H0ZM3 21H4V20H3ZM3 21H2V22H3ZM7 21H8V20H7ZM7 21H6V22H7ZM48 21H49V20H48ZM71 21H72V20H71ZM71 21H69V22H70V25H69V26L67 25V23H65V22H64V23L66 24V26L70 27L71 24H72V22H73V21H72V22H71ZM74 21H75V20H74ZM86 21L88 22L89 19L86 20ZM86 21L84 22V24L87 23ZM110 21H111V20L109 19V22H110ZM115 21H116L115 23H117V20H115ZM124 21H125V20H124ZM146 21H147V20H146ZM158 21H159V20H158ZM166 21H167V20H166ZM185 21H186V20H185ZM185 21H184V23H185ZM199 21H200V20H199ZM208 21H209V20H208ZM224 21H225V20H224ZM249 21H251V19H250ZM9 22H11V21L9 20ZM9 22H8V24H9ZM51 22H53V20H52ZM66 22H67V19H66ZM78 22H76V23L78 24ZM100 22H99V24H100ZM103 22H104V21H103ZM109 22H108V23H109ZM111 22H112V21H111ZM111 22H110V23H111ZM121 22H122V21H121ZM126 22H127V21H126ZM152 22H153V21H152ZM155 22H156V19H155ZM188 22H189V21H188ZM204 22H205V21H204ZM217 22H218V21H217ZM227 22H228V21H227ZM232 22H234V21H232ZM232 22H231V23H232ZM240 22H241V20H240ZM240 22H239L238 24H241ZM244 22H243V19H242V23H243V24H245ZM247 22H248V21H247ZM251 22H252V21H251ZM251 22H250V23H251ZM259 22H260V21H259ZM0 23H1V22H0ZM28 23H29V21H28ZM45 23H46V21H45ZM82 23H81V25L83 26L84 24H82ZM90 23H88V24L90 25ZM112 23L114 24V21H113ZM124 23H125V22H124ZM141 23H142V21H141ZM141 23H140L139 27L136 26L137 29H138V28L140 29V27L142 26ZM145 23H146V22H145ZM145 23H144V24H145ZM153 23H154V22H153ZM168 23H169V22H168ZM180 23H181V22H180ZM180 23H179V24H180ZM182 23H183V20H182ZM195 23H196V22H195ZM198 23H199V22H198ZM198 23H197V24H198ZM202 23H203V21H202ZM202 23L199 24V25L202 26ZM210 23H211V22H210ZM223 23H224V22H223ZM223 23H222V24H223ZM248 23H249V22H248ZM257 23H258V22H257ZM10 24H14V23H10ZM25 24H26V23H25ZM47 24H48V23H47ZM65 24H64V26H65ZM68 24H69V23H68ZM92 24H93V22H92ZM96 24H97V23H96ZM106 24H107V23H106ZM118 24H119V23H118ZM147 24H148V23H147ZM165 24H166V23H165ZM170 24H171V23H170ZM170 24H166V25H167L168 27L172 26V27H170V28H171V31H172V28H173L174 31H176V29H177L176 27L179 26V24H178V25H174V26H173V25H170ZM172 24H173V23H172ZM197 24H196V25H197ZM203 24H204V23H203ZM207 24H208V22H207ZM219 24H221V21L219 22ZM222 24H221V25H222ZM236 24H237V23H236ZM259 24H260V23H259ZM259 24L255 25V26L257 27ZM1 25H2V24H1ZM1 25H0V26H1ZM56 25H57V24H56ZM58 25L60 26V24H58ZM58 25H57V27H54V28H55V29L58 28V30H59L60 27H59ZM75 25H76V24H75ZM75 25H74V26H75ZM79 25H80V24H79ZM85 25H86V24H85ZM85 25H84V27H85ZM94 25H95V23H94ZM100 25H101V24H100ZM104 25H105V24H104ZM107 25H108V24H107ZM107 25H106V26H107ZM114 25H115V24H114ZM114 25H113V26H114ZM121 25H122V24L119 25L120 27H118V29H119V28H122L121 30H123L125 27L123 28V26L121 27ZM151 25H154V24H151ZM151 25L149 24L148 26H151ZM169 25H170V26H169ZM185 25H186V24H185ZM185 25L183 24V26H185ZM215 25H216V23H215ZM225 25H226V24H225ZM246 25H247V23H246L244 26H246ZM261 25H262V24H261ZM3 26L6 27V29H8L9 31H10V29H11V31H12V29H13V28H10L9 25H7V26L2 25V27H3ZM8 26H9V28H8ZM11 26H12V25H11ZM22 26H23V25H22ZM22 26H21V27H22ZM48 26H49V25H47V27H48ZM50 26H51V25H50ZM54 26H55V25H54ZM66 26H65V27H66ZM74 26H71V27H73V30H72V31L70 30V32H69L68 30H66V28H63V29L61 28V29H62L63 31H64V29H65L64 34L66 33V31H67V33H68V32H69V33H72V32L74 31V29H75ZM82 26H80V27H82ZM87 26H88V25H87ZM87 26H86V27H87ZM92 26H93V25H92ZM92 26H91V27L88 26L87 29H92V30H93ZM131 26H132V25H131ZM154 26H156V27H159V26H160V27H161V25H158V26H157L156 24H155ZM175 26H176V27H175ZM180 26H181V25H180ZM180 26H179V27H180ZM191 26H193V25H191ZM197 26H198V25H197ZM208 26H209V24H208ZM211 26H212V25H211ZM216 26H217V25H216ZM216 26H215V28L218 27V26H217V27H216ZM227 26H228V25H227ZM227 26H226V27H227ZM230 26H231V25H230ZM236 26H237V25H236ZM236 26H235V27H236ZM242 26H243V25H242ZM255 26H253V24H251L250 27H252L251 29H253V27H255ZM4 27H3V29H4ZM12 27H20V26H16V24H15V25L12 26ZM21 27H20V29H22ZM23 27H24V26H23ZM25 27H27V26H25ZM52 27H53V26H52ZM71 27H70V28H71ZM78 27H79V26H78ZM80 27H79V29L76 27V28L78 29V31L80 30ZM94 27H96V25H95ZM103 27H105V26H103ZM108 27H109V25H108ZM110 27H112V26L110 25ZM126 27H128V26H126ZM151 27H152V26H151ZM156 27H155V28H156ZM162 27H163V26H162ZM162 27H161V28H162ZM179 27H178V28H179ZM186 27H187V26H186ZM198 27H199V26H198ZM223 27L226 28L224 25H223ZM235 27H234V29H233V27H230V28L233 29V30H231L233 35H234V33H235V32L241 27V25L239 26L238 29H236ZM256 27H255V28H256ZM259 27H260V26H259ZM27 28H28V27H27ZM50 28H51V27H50ZM50 28H48V30H50ZM54 28H53V29H54ZM112 28H114V27H112ZM132 28H133V27H132ZM134 28H135V27H134ZM141 28H142V27H141ZM149 28H150V27H149ZM149 28H147V29H149ZM174 28H176V29H174ZM193 28H194V27H193ZM210 28H211V27H210ZM210 28H209V29H210ZM241 28H242V29H241ZM241 28H240V29H241L240 31L238 30V31L236 32V36H239L238 39L236 40V39L233 37V38H234V43H232V46L229 48V50H228L229 52H227V51L225 50L227 53H229L228 56H227V53L225 54V55L228 57V59H229V57H230V59H231L232 57L235 58V56H234L235 54H236L237 58L240 57V59H241V56L238 57L237 53L239 52L238 54H243V52L240 51V47H238L239 50L236 48L237 44H239L240 42L243 41V40H241V38H243L244 36H240V35L243 34L242 31L245 30V29H244L245 27H244V28L241 27ZM247 28H248V27H247ZM247 28H246V29H247ZM257 28H258V27H257ZM3 29H2V30H3ZM20 29L18 28V30H20ZM24 29H25V28H24ZM33 29H34V28H33ZM33 29H31V30H33ZM36 29H37V28H36ZM55 29H54V30H55ZM95 29H96V28H95ZM139 29H138V30H139ZM143 29H145V27H144ZM150 29H152V28H150ZM165 29H166V28H165ZM167 29H169V28H167ZM167 29H166V30H167ZM202 29H203V27H202ZM226 29H227V28H226ZM226 29H224V30H226ZM235 29H236V30H235ZM4 30H5V29H4ZM22 30H23V29H22ZM25 30H26V29H25ZM25 30H24L23 32H26V33H24V34H27V31L30 30V28H28L27 31H25ZM48 30L46 31L47 33L50 32V31L48 32ZM58 30H57V31H58ZM92 30H91V31H92ZM115 30H117V29H115ZM124 30H125V29H124ZM127 30H128V29H127ZM129 30H131V28H130ZM135 30H136V29H135ZM140 30H141V29H140ZM140 30H139V31H140ZM153 30H154V28H153ZM153 30H152V31H153ZM163 30H164V29H162V31H163ZM166 30H164V31H166ZM181 30H183V29H181ZM194 30H195V29H194ZM205 30H206V29H205ZM215 30H216L215 35L212 36V35L209 34V35L212 36V37H207L206 40H209V39L211 38L210 40H212L213 43L217 40V38L219 37V35L222 33V28H221V27H218V28L215 29ZM234 30H235V31H234ZM254 30H255V29H254ZM261 30H262V29H261ZM11 31H10V32H11ZM35 31H36V30H35ZM63 31L60 32V30H59V32H60L59 34L62 35V34H63ZM78 31H77V32H78ZM136 31H137V30H136ZM136 31H135V32H136ZM141 31H143V30H141ZM144 31H146V29H145ZM150 31H151V30H150ZM150 31H148V33H150ZM158 31H159V30H158ZM171 31H169V33H167V32H168V30H167V31L164 32L163 34H164V35L170 34ZM174 31H172V32H174ZM177 31H178V30H177ZM190 31H191V30H190ZM197 31H198V30H197ZM197 31L195 30V33H197ZM208 31H209V30H208ZM226 31L229 32V30H226ZM231 31H230V32H231ZM233 31H234V33H233ZM245 31L247 32V30H245ZM250 31H251V30L249 29L248 33H249ZM263 31H264V29H263ZM0 32H1V30H0ZM14 32L16 33V32H17V29H16V31L13 30L12 33H14ZM18 32H21V30L18 31ZM18 32H17V33H18ZM28 32H29V31H28ZM31 32H32V31H31ZM31 32H29V33H31ZM36 32H39V31H36ZM36 32H35V33H36ZM53 32H54V31H53ZM53 32L50 33V34H53ZM74 32H75V31H74ZM74 32H73L72 34H74ZM137 32H138V31H137ZM154 32H155V30H154ZM160 32H161V31H160ZM214 32H215V31H214ZM230 32H229V33H230ZM238 32H239V33H238ZM240 32H241V33H240ZM2 33H3V31H2ZM2 33H0V34H2ZM5 33H6V32H5ZM5 33H4V34H5ZM7 33H8V31H7ZM7 33H6V34H7ZM33 33H34V32H33ZM35 33H34V34H35ZM55 33H56V35H59V34H57L58 32L55 31V32H54V35H55ZM67 33L64 35V36H66V39H67V37H68V38H71L72 36H71V37H70V35L67 36ZM89 33H90V32H89ZM102 33H103V32H102ZM110 33H111V32H110ZM110 33H109V34H110ZM114 33H115V32H114ZM126 33H127V31H126ZM148 33H147V34H148ZM151 33H152V32H151ZM158 33H159V32H158ZM175 33L177 34V32H175ZM175 33H174L173 35H175ZM237 33L240 34V35H238ZM248 33H247V35H246V33H245L244 35H246V36L249 37V35H251V34L248 35ZM253 33L255 34V32H253ZM256 33H259V30H258V32H256ZM4 34H3V36L6 37L7 35H4ZM22 34H23V33H22ZM34 34H32V35H34ZM39 34H40V33H39ZM45 34H46V33H45ZM72 34H71V35H72ZM75 34H76V33H75ZM78 34L81 35L82 33H79V32H78ZM78 34H76V35L79 36ZM122 34H124V32H123ZM154 34H155V33H154ZM159 34L162 35V32L159 33ZM171 34H172V33H171ZM197 34H198V37H199V34H201V30H200V33H197ZM259 34H262V35H263L264 33H259ZM10 35H12V34H9V36H10ZM19 35H20V33H19ZM19 35L16 34V36H17L16 38H17V39L19 38ZM35 35H36V37H35ZM35 35H34L33 37L37 38V33H36ZM99 35H102L101 38L104 39V36H105V35H103V34H99ZM107 35H108V33H107ZM107 35H106V36H107ZM110 35H111V34H110ZM114 35H115L114 38H117V37H116V34H112V36H114ZM161 35H160V36H161ZM164 35H162V36H164ZM173 35H168V36H173ZM184 35H185V34H184ZM184 35H183V36H184ZM189 35H190V33H189ZM228 35H229V34H228ZM0 36L2 37V35H0ZM23 36H24V35H23ZM25 36H26V35H25ZM25 36H24V37H25ZM28 36H29V35H28ZM45 36H46V35H45ZM48 36H49V35H48ZM52 36H53V35H52ZM64 36H63V37H64ZM73 36H74V35H73ZM96 36H98V35H96ZM112 36H107V37H112ZM117 36H118V35H117ZM162 36H161V37H162ZM186 36H188V35L186 34ZM191 36H192V35H191ZM201 36H202V35H201ZM224 36H225V35H224ZM246 36H245V39H244V38H243V39L249 41L250 39H249L248 37H246ZM256 36H257V35H256ZM258 36H259V35H258ZM11 37H12V36H10L9 39H10ZM13 37H15L14 34H13ZM21 37H22V36H21ZM21 37H20V38H21ZM50 37H51V35H50ZM56 37H57V36H56ZM61 37H62V36H61ZM63 37H62V38H63ZM85 37H87V36H85ZM88 37H89V36H88ZM125 37H126V36H125ZM133 37H134V36H133ZM165 37H166V36H165ZM225 37L227 38V34H226ZM228 37H229V36H228ZM260 37H261V36H260ZM263 37H264V36H263ZM2 38H3V37H2ZM2 38L0 39V42L3 43L4 41H2ZM7 38H8V37H7ZM7 38H3V39L5 40V39H7ZM16 38H15V39H16ZM46 38H48V37H46ZM46 38H44V39H46ZM76 38H77V37H76ZM97 38H98V39H101V38H99V36H98ZM114 38H113V40H112L113 43H115V42H114V40H115ZM127 38L130 39L129 37H127ZM137 38H138V37H137ZM167 38H170V39H171V37H167ZM167 38H165V39H167ZM180 38H182V36H181ZM180 38H178V40H179ZM208 38H209V39H208ZM220 38H221V40H222L223 37H220ZM250 38H251V36H250ZM11 39H12V38H11ZM17 39H16V41L19 40V39H18V40H17ZM28 39H29V43H31L30 41H33V40H30V39H32V38H30V36L27 37V40H28ZM38 39H39V40H38ZM38 39H37V40H38L39 42H42V41H40L39 36H38ZM42 39H43V38H42ZM44 39H43V40H44ZM53 39H54V41H55V40L57 41L58 38L55 39V37L53 36V38L51 39V41H52ZM59 39H61V38H59ZM66 39L64 38L63 41H65ZM72 39H73V38H72ZM72 39H69V40H72ZM89 39H91V38H89ZM106 39H109V38H106ZM118 39H119V42H120V38H119V36H118ZM133 39H134L133 41L136 40L135 37H134ZM140 39H141V38H140ZM143 39L145 40V38L142 37L141 41H142ZM151 39H152V38H151ZM160 39H161V38L159 37V40H160ZM202 39H203V37H202ZM223 39H224V38H223ZM229 39H232V37H231V38L229 37ZM255 39H256V37H255V38H252V42L255 41V42L259 45V43L257 42L258 39H257V40H255ZM262 39H263V38H262ZM7 40H8V39H7ZM12 40H14V38H13ZM67 40H68V39H67ZM69 40H68V41H69ZM83 40L85 41V38H84ZM87 40H88V39H87ZM87 40H86V41H87ZM96 40H97V39H96ZM96 40H95V41H96ZM124 40L127 41L126 38H124L123 41H124ZM147 40L149 41V39H146L145 41L148 42ZM156 40H157V39H156ZM159 40H158V41H159ZM178 40H177V42H178ZM181 40H182V39H180V41H181ZM232 40H233V39H232ZM232 40H231V41H232ZM253 40H254V41H253ZM259 40L262 41V42H260V43H263V40H264V39L261 40V39L259 38ZM259 40H258V41H259ZM5 41H6V40H5ZM14 41H15V40H14ZM16 41H15V42H16ZM19 41H21V40H19ZM24 41H26V40H24ZM44 41H45V43H46V40H44ZM63 41H61V42H63ZM76 41H79V40H76ZM86 41H85V43H86ZM99 41H101V40H99ZM99 41H97V42H95V43H93V44H94V45L96 44L97 46H99L100 43L102 44V41H101L99 44H97ZM105 41L107 42V40H104V43H106ZM115 41H118V40H115ZM138 41L141 43V41H140L139 39H138ZM169 41H170V40H169ZM212 41H211V43H212ZM228 41H229V40H228ZM15 42H14V43H15ZM34 42H36V41H33L32 43H34ZM47 42H48V41H47ZM57 42H58V41H57ZM65 42H67V41H65ZM65 42H64V43H65ZM71 42H72V41H71ZM71 42H69V43H71ZM74 42H75V40H74ZM87 42H88V41H87ZM108 42H109V41H108ZM108 42H107V45H108ZM119 42H118V43H119ZM124 42H125V41H124ZM142 42H144V41H142ZM146 42H145V43H146ZM177 42H176V43H177ZM204 42H205V40H204ZM204 42H203V40H201V43H199V41H198V43L201 44V45H204V44H203ZM209 42H210V41H209ZM216 42H217V41H216ZM232 42H233V41H232ZM255 42H254V43H255ZM4 43H5L4 45L6 46V44H8V41H6V42H4ZM17 43H18V42H17ZM17 43H15V44H17ZM22 43H23V42H22ZM36 43H37V42H36ZM52 43H55V42H52ZM64 43H62V44H64ZM83 43H84V42H83ZM83 43H82V44H83ZM89 43H91V41H90ZM110 43H111V42H110ZM110 43H109V44H110ZM127 43H128V41H127ZM140 43H139V45H141ZM145 43H142V45L144 44V47H146V45H147V44H145ZM155 43H156V41H155ZM155 43H154V44H155ZM162 43H163V42H161V44H162ZM187 43H188V42H187ZM190 43H192V42H190ZM198 43H197V44H198ZM213 43H212V44H213ZM218 43H219V42H218ZM223 43H224V42H223ZM228 43H230V41H229ZM243 43H244V42H243ZM247 43H251V42H247ZM10 44H13V42L9 43V46H10ZM15 44H14L13 46H16ZM20 44H21V43H19V45H20ZM47 44H48V43H47ZM55 44H56V43H55ZM55 44H54V45H55ZM57 44H60V41H59ZM62 44H61V45H62ZM71 44H73V42H72ZM86 44H88V43H86ZM93 44L91 43V45H88V46H89V49L93 48V47H91ZM129 44H131V42H130ZM134 44H135V42H134ZM154 44H153V45H154ZM157 44H158V47H159V46L162 47V45L160 44V42H159V43L157 42ZM165 44H166V43H165ZM165 44H163V45H165ZM178 44H179V43H178ZM184 44H185V43H184ZM230 44H231V43H230ZM244 44H245V43H244ZM257 44H256V45H257ZM4 45H1V44H0V47L3 48ZM19 45H18V49H19ZM21 45H22V44H21ZM24 45H25V48H26V45H27V44H24ZM40 45H42V44H40ZM40 45H38V47H39ZM49 45H50V41H49ZM49 45H47V46L49 47ZM64 45H65V44H64ZM77 45H78V44H77ZM94 45H93V46H94ZM107 45H105V46H103V47H101L102 45H100V47H98V48L96 47V48H97V49H100V48H101V50H102V48L107 47ZM110 45H112V43H111ZM113 45H114V44H113ZM115 45H116V43H115ZM117 45H118V44H117ZM117 45H116V47H117ZM120 45H121V43L119 44V46H120ZM153 45H152V46H153ZM166 45H167V44H166ZM182 45H183V44H182ZM191 45L194 46V48H195V49L191 48V49H192V50H191L192 52H193L194 50H197L198 47H199V46H198V47H197V46L195 47V45H196L195 43H194V45H193V43H192ZM191 45H190V46L188 45V46H189V47H192ZM205 45H206V44H205ZM213 45H214V47L216 46L215 43H214ZM240 45H241V44H240ZM252 45H254V46H251V47H250V44H249V47H246V52H244V53H245V58H244V57H243V58H244V59H248V61H245V62H244L242 59L240 60V61L244 62L245 64H247V66L249 65L248 67H250V64H248L247 62L250 63V62H251V61H250L251 59H254V60H255V59H258V60H259V59H260V55H261V53L259 54V50H260V49L257 50V47L255 46V44H252ZM262 45H263V44H262ZM9 46L7 45L8 48H9ZM11 46H12V45H11ZM30 46H32V44H31ZM47 46L45 47V48L48 50L47 52L45 51L46 49L44 48V46H43V47L40 46V47H42V49H44L43 51H45L46 54L48 55V52L52 53V52H51L52 49L49 51V49L47 48ZM51 46L53 47V44L50 45V48H51ZM56 46H58V45H56ZM83 46H84L85 48H87L86 45H84V44L81 45V47H83ZM124 46H125V45H124ZM134 46H135V48H136L135 50H138L137 47H136V44H135ZM137 46H138V42H137ZM148 46H149V44L147 45V47H148ZM172 46H173V45H172ZM180 46H181V45H180ZM208 46L210 47L211 44H210V43L207 44V48H208ZM241 46H242V45H241ZM243 46H244V45H243ZM7 47H4V50H5V48H7ZM21 47H23V45H22ZM33 47H35V46H33ZM40 47H39V50H40ZM59 47H60V46H59ZM61 47H62V46H61ZM73 47L76 48L77 46L75 45V46H73ZM78 47H79V46H78ZM78 47H77V49H78ZM84 47H83V48H84ZM90 47H91V48H90ZM113 47H115V46H113ZM116 47H115V48H116ZM138 47H139V46H138ZM141 47H143V46H141ZM141 47H140V48H141ZM150 47H151V46H150ZM150 47H149V50H148L149 52H150V49H151ZM186 47H187V46H186ZM186 47H185V48H186ZM189 47H187V48H188L189 51H190V48H189ZM200 47H201V46H200ZM205 47H206V46H205ZM211 47H212V49L214 48L213 46H211ZM211 47H210V49H209V57H204V59H205V58H206V59L209 58V59L213 62V59L216 61V58H218V52H217L218 50H216V48H218V46H216V47L214 48V49L216 50V51H214V52H213L214 49L212 50ZM219 47L222 48V46H219ZM225 47H226V46H225ZM259 47H260V45H259ZM2 48H1L0 50L3 51ZM8 48H7V51H6V52H2V54H3V53H4V54H5V53L7 54L8 51L11 52V49L9 50ZM75 48H72V49H75ZM79 48H80V47H79ZM96 48H95L94 50H96ZM107 48H108V47H107ZM107 48H105V49H107ZM115 48H114V49H115ZM118 48H121V46L118 47ZM128 48H129V47H128ZM164 48H165V46H164ZM167 48H168V46H167ZM176 48H177V47H176ZM185 48H184V49H185ZM187 48H186V50H188ZM242 48H243V47H242ZM263 48H264V47H263ZM263 48H262V49H263ZM12 49H13V47H12ZM14 49H17V47H15ZM20 49H21V48H20ZM72 49H71V50H72ZM77 49H76V50H77ZM81 49H82V48H80V50H81ZM122 49H123V48H122ZM146 49H148V48H146ZM146 49H144L143 52H145ZM158 49H160L159 52L161 53V51H162L161 48L159 47ZM180 49H181V51H183V50H182L183 48H180ZM200 49H201V48H199V50H200ZM219 49H220V48H219ZM222 49H223V48H222ZM222 49H220V50H222ZM226 49H228V48L226 47ZM236 49L238 50L237 53H236ZM28 50H29V48L26 50L27 52H24V53H25L24 55H23L22 52L25 51V50L22 49V50H21L22 52H21V51H17V53L21 52L20 54H22L25 58H23V56L20 55V54H19L20 56H17L18 54L16 55V54H14V52H13V54H12V56H11L10 58L12 59V58H13V55H16V56L19 57V59H20V57L22 56V59H23V60L25 59V61H27V58H26L25 55H26V53L28 54ZM36 50H37V48L35 49V51H36ZM69 50H70V49H69ZM78 50H79V49H78ZM78 50H77L76 52H78ZM86 50H87V49H86ZM94 50H92V51H91V50H87V51H88L89 53H91V52H93ZM103 50H104V49H103ZM108 50H109V49H107V51L105 50L106 53L108 52ZM117 50H118V49H117ZM120 50H121V49H120ZM125 50L127 51V50H129V49H127V47H126ZM130 50H131V49H130ZM142 50H143V49H142ZM202 50L205 51L204 49H202ZM207 50H208V49H207ZM207 50H206V51H207ZM243 50H244V48H243ZM12 51H14V50H12ZM35 51H34V52H35ZM37 51H38V50H37ZM53 51H54V50H53ZM55 51L58 53V51H57L56 49H55ZM60 51H61V50H60ZM64 51H66V50H64ZM64 51H61V52L64 53ZM73 51H75V50H73ZM73 51H72V52H73ZM90 51H91V52H90ZM98 51H100V50H96V53H97ZM111 51H112V49L110 50V57L113 59V58H115V56H114V54H113L114 57L111 56ZM123 51H124V50H123ZM126 51H124V52H126ZM133 51H134V50H133ZM139 51H140V50H139ZM152 51H154V50H152ZM165 51H167V50H165ZM173 51H174V50H173ZM189 51H185V53L188 52L189 55L191 56V54H190ZM260 51H261V50H260ZM10 52H8V53L11 54ZM15 52H16V50H15ZM40 52H42V51H40ZM40 52H35L34 54H36V53H40ZM45 52L42 53L43 56H44ZM56 52H55V53H56ZM61 52H59V55H61V54H60ZM72 52H71V53H72ZM88 52H87V53H88ZM103 52H104V51H103ZM112 52H114V50H113ZM116 52H117V51H116ZM131 52H132V51H131ZM131 52L129 51V53H131ZM143 52L137 54L136 51H135V53H136L138 56L141 54L142 56H140V57H141V59L144 60L148 55L145 56V54H146L147 51L145 52V54H144ZM149 52H148V54H149ZM154 52H157L156 49H155ZM154 52H153V53H154ZM159 52H158V54H159ZM179 52H180V51H179ZM195 52H196V51H195ZM197 52H198V51H197ZM197 52H196V57L198 56L199 59H200L201 57L203 58V56H204L205 53L202 52V53H203V54H202L201 52H199V55H203V56L199 57V55L197 54ZM220 52H221V51H220ZM222 52H224V51H222ZM262 52H264V51H262ZM31 53H32V52H31V50H30V55L33 54V53H32V54H31ZM55 53L53 52L52 54L56 55L57 53H56V54H55ZM67 53H68V51H66V54H67ZM71 53L69 52L70 55H71ZM99 53L102 54V52H98L97 55H98ZM108 53H109V52H108ZM108 53H107V54H108ZM129 53H128V54H129ZM132 53H133V52H132ZM180 53H182V52H180ZM200 53H201V54H200ZM2 54H1V52H0V56H1V58H0V61H1L0 64H1V65H0V66L3 67L2 63L6 65L7 63H4V61H5V59H7V58H5V55H4V57H2V56H3ZM34 54H33V56H31V57H32V60H33V61H34V59H35V61H36V57L38 58L39 54H36V55H37L36 57H35ZM73 54H74V53H72V55H73ZM76 54H77V53H76ZM92 54H93V53H92ZM101 54L98 55L99 60H100L102 57L104 58V56H108V55H109V54L106 55V54L104 53V55L102 54L103 56L101 57ZM126 54H127V53H126ZM128 54H127L126 56H128ZM133 54H134V53H133ZM133 54H129V55H132V59H131V57H130V59H131L132 61L134 60V61L136 62V60H135V58H134V57H136V56H133ZM136 54H135V55H136ZM143 54H144V57H145V58H143ZM156 54H157V53H156ZM156 54H153V55L155 56ZM158 54H157V55H158ZM194 54H195V53H194ZM219 54H220V53H219ZM262 54H263V53H262ZM7 55H8V54H7ZM7 55H6V56H7ZM28 55H29V54H28ZM30 55L27 56V57L31 58ZM40 55H41V54H40ZM54 55H53V57H55ZM59 55H58V56L56 55L57 58L59 57ZM62 55H63V54H62ZM74 55H75V54H74ZM89 55H90V54H89ZM89 55L86 56V59H87V57H88ZM115 55H116V54H115ZM120 55L122 56V52H121ZM124 55H125V54H123L122 59H121L120 56H118V54H117L118 57L116 56V61L118 62V58H120L119 60H120V61L122 60V63H123L122 65H124V63L126 64V63L128 62L126 65L129 64L131 70H132V68L134 69L135 72H134L133 70H132V71H133L135 74H136L137 71H138V73H139V70H140V71L143 70V69H141L140 66H139L140 69H139V67H138V69L134 68V67H136V66H134L133 64H132V65H133L134 67H133L132 65H130V63H132V62L129 63V61H125V60L123 61V59L126 58V56L124 57ZM150 55H151V53H150ZM153 55L148 56V57H152ZM157 55H156V56H157ZM159 55H160V54H159ZM183 55H184V53H183ZM186 55H188V54H186ZM186 55H185V56H186ZM223 55H224V54H223ZM263 55H264V54H263ZM9 56H10V55H8V58H9ZM45 56H46V55H45ZM48 56H49V55H48ZM48 56H47V57H48ZM51 56H52V55H51ZM65 56H66V55H65ZM83 56L85 57V55H83ZM92 56H94V57H92ZM138 56H137V57H138ZM154 56H153V57H154ZM175 56H176V54H175ZM178 56H180V55H178ZM205 56H206V55H205ZM207 56H208V55H207ZM220 56H221V55H220ZM243 56H244V55H243ZM17 57H16V58H17ZM33 57H35V58L33 59ZM39 57H40V56H39ZM47 57H45V58H47ZM68 57H69V56H68ZM72 57H73V56H72ZM91 57H92L94 60L96 59V58H95V57H96L95 52H94L93 55L90 56V58L88 57V59H91ZM110 57L107 59L108 61H105L106 58H104L105 60L103 59V60H101V61H103L102 63H104V61H105V63H104V66L106 67L105 69H107V67L109 66V67H108L109 70L107 69L106 72L109 71V72L111 73V72L114 70L113 68L117 67L118 64L121 65V62H119V63H118L117 65H115V67H114V64H116L117 62L115 63V60H114V61L112 60V65L110 66V65H108V63L111 61V58H110ZM123 57H124V58H123ZM137 57H136V58H137ZM180 57H181V56H180ZM182 57H183V56H182ZM192 57H194L193 53H192ZM192 57H191V59H192ZM221 57H222V56H221ZM221 57H219V58H221ZM223 57H224V56H223ZM262 57H263V56H262ZM3 58H5V59H4V60H1V59H3ZM16 58H13L12 60H14V59L16 60ZM43 58H44V57H43ZM57 58H56V59H57ZM70 58H71V56H70ZM75 58H77V57L75 56ZM78 58H79V57H78ZM127 58H128V59H126V60H129V56H128ZM138 58H139V57H138ZM138 58H137L138 62L142 61L141 59H138ZM154 58L156 59V57H154ZM157 58H158V56H157ZM176 58L179 59V57H177V56H176ZM185 58H188V56L185 57ZM185 58H184V59H185ZM198 58H197V59L193 58L192 60H193V61H195V60L197 61V60H198L197 62H199L200 60H199ZM17 59H18V58H17ZM40 59H42V58L40 57ZM40 59L38 58V60H40ZM51 59H52V57H51L50 59H49V57H48L47 59H45V60H44V61H45V64H46V60H48V63H49V61H50V64H51V61H52ZM59 59H60V60H59V63H60V65H62V63H61V61H62V60H61V59H62V56H61V58H59ZM63 59H64V58H63ZM80 59H81V62H83V61H82L83 58H80ZM80 59H79V60H80ZM86 59H85V60H86ZM109 59H110V60H109ZM150 59H151V58H150ZM150 59L147 58L146 61H150ZM155 59H154V60H155ZM169 59H170V58H169ZM169 59H168V63H169ZM171 59H172V58H171ZM204 59H203V60H204ZM209 59L206 60V63H205V65L208 64L207 68H206V67H202V65L204 64V61H205V60L203 61V60L201 59L203 62H202V63L199 62L200 64H202V65L200 66V68H201L202 72H204V73H205V70L208 69L209 65L211 66V64H209V63H210ZM230 59H229V60H230ZM263 59H264V58H263ZM263 59H262V60H263ZM15 60H14V61H15ZM54 60H55V58H54ZM54 60H53V61H54ZM66 60L68 61L69 59H66ZM70 60L72 61L73 58L70 59ZM77 60H78V59H77ZM79 60H78L77 62H78V63H81V62H79ZM94 60H93V64H94V65H95L96 63L98 64L99 61H97L96 63H94V62L96 61V60H95V61H94ZM152 60H153V59H152ZM165 60H167V59H165ZM172 60H173V59H172ZM172 60H171V61H172ZM188 60H189V58H188ZM223 60H224V59H223ZM223 60H221V61L223 62L222 64H223V69H224V68H226V67L224 66V63H226L227 58H226L224 61H223ZM234 60H236V59H233V62H234ZM258 60H257V62H258ZM8 61H9V59H8ZM8 61H5V62H8ZM10 61H11V60H10ZM10 61H9V63H10ZM17 61H20V60H17ZM40 61H41V60H40ZM53 61H52V63H53ZM71 61H68V62H69V63H68L69 65H70V62H71ZM74 61H75V60H73V62H74ZM89 61L91 62L92 60H89ZM157 61H158V59H157ZM163 61H164V60H163ZM176 61H177V60H176ZM189 61H190V60H189ZM193 61H192V62H189V63H192V64H193V63H196V64H193V65H194L195 67H198V66H199V63H197V62H193ZM207 61H209V62L207 63ZM221 61H220V62H221ZM237 61H238V60H237ZM237 61H235L234 63L236 64ZM260 61H261V60H260ZM263 61H264V60H263ZM21 62H22V61H21ZM54 62L56 63V64H54V65H58V64H57L58 61H54ZM63 62H64V61H63ZM87 62H88V61H86V63H87ZM113 62H114V64H113ZM135 62H134V64H135ZM143 62H144V63H143ZM152 62H153V61H152ZM152 62H150V63H152ZM155 62H156V61H154V63H155ZM180 62H182V61L180 60ZM185 62H186V61H185ZM187 62H188V61H187ZM218 62H219V61H218ZM231 62H232V61H231ZM233 62H232V64H233V66H234L235 64H234ZM252 62L255 63V61H253V60H252ZM252 62H251V63H252ZM257 62L255 63V65L257 64ZM13 63H14V62H13ZM13 63H10V65L13 64ZM15 63H17V62H15ZM27 63H28V64L30 63V59H28V62H26V65H28ZM48 63H47V65H49ZM65 63L67 64V62H65ZM74 63H75V62H74ZM78 63H75V64L78 65ZM86 63H85V64H86ZM99 63H101V62H99ZM140 63L142 64V66H143V65H148V64H150V63H148V62H147L148 64H145V61H142V62H140ZM158 63H159V62H158ZM160 63H161V62H160ZM165 63H166V62H165ZM183 63H184V61H183ZM183 63H182V64H183ZM213 63H214V62H213ZM216 63H217V61H216ZM260 63H261V62H260ZM19 64H20V63H19ZM19 64L17 63V66H18ZM33 64H36V63H35V62H34V63L32 62L31 65L28 66L27 68L21 66V64H20V68L23 67L22 69L25 68V69H28V70H29V69H31V66H34ZM37 64L40 65V63H39L38 61H37ZM45 64L43 63V66L46 68ZM68 64H67V65H68ZM85 64H84V65H85ZM88 64H89V63H88ZM136 64H137V62H136ZM141 64L138 63V65H141ZM162 64L164 65V63H162ZM166 64H167V63H166ZM166 64H165V65H166ZM170 64H172V63H169V65H170ZM182 64H181V65H182ZM192 64H191L190 67H192ZM197 64H198V65H197ZM217 64H219V63H217ZM217 64H216V65L213 64V65L217 67ZM220 64H221V63H220ZM222 64H221V65H222ZM245 64H244V65H245ZM258 64H259V63H258ZM7 65H9V64H7ZM7 65L5 66V67H6V70H7V67L10 66V65H9V66H7ZM13 65H14V64H13ZM13 65H12V67H13ZM22 65H24V63H22ZM26 65H25V66H26ZM51 65H52V64H51ZM63 65H64V64H63ZM63 65H62V66H63ZM80 65H82V63H81ZM84 65H83V67H81L82 69H83L84 67L87 66V65H86V66H84ZM100 65H101V64H100ZM126 65H125V66H126ZM156 65H157V64H156ZM158 65H160V64H158ZM172 65H173V64H172ZM172 65H171V69H172ZM178 65H179V64H178ZM184 65H185V64H184ZM186 65H188V64H186ZM186 65H185V66H186ZM196 65H197V66H196ZM205 65H204V66H205ZM226 65H227V63H226ZM236 65H242V66H244L242 63H241V64H238V62H237ZM236 65H235L234 67H233V66H231V67L237 69V68H236ZM255 65H253V66H255ZM261 65H262V64H261ZM261 65H256L257 67H255V68L253 67V68L255 69L256 72H261V71H262V67H261ZM263 65H264V64H263ZM15 66H16V65H15ZM43 66H42V63H41L40 67L43 68ZM49 66H50V65H49ZM49 66H48V67H49ZM58 66H59V65H58ZM62 66H61V67H62ZM65 66H66V65H65ZM73 66H74V65H73V63H72V67H73ZM78 66H79V65H78ZM95 66H96V65H95ZM97 66L99 67V65H97ZM97 66H96L95 68L98 70ZM125 66H124V67H125ZM131 66H132V67H131ZM153 66H154V65H153ZM153 66H152V67H153ZM188 66H189V65H188ZM229 66H230V63H229ZM229 66H228V69H230ZM245 66H246V65H245ZM10 67H11V66H10ZM10 67H9V68H10ZM36 67H37V66L35 65V69H37ZM40 67H38V68H40ZM50 67H51V66H50ZM53 67H55L54 69L57 68V70H60V69H61L60 66H59L60 69H58L59 67H56V66H52L51 68L53 69ZM70 67H71V66H70ZM72 67L69 68V67L66 66V68H69V69H72ZM75 67H76V65L73 67V71H74V72H75V70H76ZM111 67H112V69H113L112 71L110 70ZM118 67H120L119 69L122 70L121 67H123V66H118ZM126 67H127V66H126ZM143 67H144V66H143ZM143 67H142V68H143ZM156 67H157V66H156ZM158 67H159V66H158ZM160 67H161V65H160ZM162 67H164V66H162ZM162 67L159 68V69H163ZM166 67H168V66L166 65L165 68H166ZM195 67H194V68H195ZM219 67H221V66H219ZM219 67L216 68V69H219ZM237 67H238V66H237ZM239 67H240V66H239ZM3 68H4V67H3ZM41 68H40V70H42V73L44 72V74H45V73H46V72H45V68H43L44 70L41 69ZM51 68H50V69H51ZM62 68L64 69L65 67L63 66ZM66 68H65L66 71L64 70L63 73H59L58 71H56L55 74L58 72L57 75H56V78L59 76L58 74H64V73H66V72H67V69H66ZM95 68L92 69V70L94 71V73H96V74H94V76L99 74V73L97 74V72H95V71H97V70H95ZM127 68H128V67H127ZM127 68H126V69H127ZM130 68H129V69H130ZM148 68H149V67H148ZM154 68H155V67H154ZM154 68H153V69H154ZM168 68H169V67H168ZM178 68H179V66H178ZM186 68L188 69L189 67H186ZM194 68H192V69H194ZM205 68H206V69H205ZM221 68H222V67H221ZM233 68H232V69H233ZM244 68H245V67H244ZM11 69L13 70V68H11ZM17 69H19V68H17ZM17 69H16V70H17ZM22 69H21V71H23ZM25 69H24V71H27V70H25ZM32 69H34V68L32 67ZM32 69H31V73H32V74H36L34 77H37V76H38V75H37V72H38V71L35 72L36 70L34 69V70H35V71H34V70H32ZM69 69H68V73H69ZM78 69H79V68H78ZM84 69H85V68H84ZM84 69H83V70H84ZM119 69L117 70V68H116L115 71L117 70V72H118ZM124 69H125V68H124ZM124 69H123V70H124ZM129 69H128V70H129ZM150 69H151V68H149V70H150ZM159 69H158V70H159ZM181 69H182V68H181ZM183 69H184V68H183ZM187 69H186V70L184 69L185 71L183 70V71H184V73H183L184 76H185V73L187 72ZM203 69H204V71H203ZM210 69H211V68H210ZM226 69H227V68H226ZM226 69H225V70H226ZM228 69H227V70H228ZM241 69L243 70V68H241ZM246 69H249V68L246 67ZM246 69H245V71H246ZM9 70H10V69H9ZM85 70H86V69H85ZM85 70H84V71H85ZM89 70H90V69H89ZM92 70H90V73L93 72ZM103 70H104V68H103ZM123 70H122V71H123ZM128 70H127V71H128ZM136 70H137V71H136ZM155 70H156L155 72L158 71L157 69H155ZM164 70H165V69H164ZM164 70H163V71H164ZM166 70H167V69H166ZM166 70H165V71H166ZM174 70H176V69L174 68ZM189 70H190V69H189ZM189 70H188V73H189V72H191V73L194 72V71H192V70H191V71H189ZM194 70H197V69H194ZM219 70H220V69H219ZM225 70H224V71H225ZM238 70H239V69H238ZM238 70H237V72H239ZM249 70H252V69H249ZM13 71H14V70H13ZM21 71H20V73H21ZM32 71H34V72H32ZM46 71H48V68H47ZM61 71H63V70H61ZM71 71H72V70H71ZM73 71H72V72H73ZM87 71H88V70H86V72H87ZM98 71H99V70H98ZM104 71H105V70H104ZM104 71L102 72V74H103V73L105 74ZM129 71H130V70H129ZM145 71H146V70H145ZM161 71H162V70H161ZM199 71H200V70H199ZM206 71H207V70H206ZM208 71H209V70H208ZM217 71H218V70H217ZM224 71H222V72H224ZM234 71L236 72V70H234ZM245 71H244V72H245ZM255 71H254V72H255ZM7 72H8V71H7ZM18 72H19V70H17V72L15 71V72H14V75H15V74H18ZM28 72H30V71H28ZM28 72L26 73V74H28L27 76H31L32 74L30 75ZM49 72H50V70H49ZM49 72H48V74H51L50 76L52 77V76H53L52 73L54 72V70H53V72L51 71V73H49ZM72 72H70V74H71ZM80 72H81V70L78 71V73H80ZM117 72H115V73L112 72L113 75L115 74V76L113 77V78H115V79L117 78V77H116V75L118 74ZM119 72H120V71H119ZM130 72H131V71H130ZM147 72H148V71H147ZM155 72H153V74H154ZM158 72H159V71H158ZM172 72H173V71H172ZM174 72H176V71H174ZM177 72H179V70H178ZM177 72H176V73H177ZM180 72H182V71H180ZM180 72H179V73H180ZM209 72H210V71H209ZM218 72H219V71H218ZM229 72L231 73V70H229ZM232 72H233V71H232ZM241 72H242V71H241ZM254 72H252V73L255 74L256 72H255V73H254ZM12 73H13V72H12ZM20 73L18 74V76L20 75ZM24 73H25V72H24ZM40 73H41V71H39V75H40ZM68 73H67V74H68ZM75 73H77V71H76ZM78 73H77V74H78ZM83 73H84V72H83ZM83 73H82V74H83ZM88 73H89V71H88ZM121 73H123V72H121ZM125 73H126V71H125ZM128 73H129V72H128ZM128 73H127V74H128ZM138 73H137V75H138ZM140 73H141V72H140ZM148 73H149V72H148ZM167 73H169V72L167 71ZM170 73H171V72H170ZM179 73H178V74H179ZM196 73H197V72H196ZM198 73H199V72H198ZM198 73H197V74H198ZM204 73H203V74L201 73L202 76H204ZM227 73H228V72H227ZM5 74H6V73H5ZM10 74H11V73H10ZM44 74H43V76H44ZM53 74H54V73H53ZM55 74H54V75H55ZM67 74H66V76H67ZM70 74H68V75H70ZM100 74H101V72H100ZM104 74H103V75H104ZM108 74H109V73H108ZM129 74H130V73H129ZM135 74H134V75H135ZM160 74H161V72H160ZM163 74H165V73H163ZM163 74H162V77H164ZM171 74H173V73H171ZM178 74H177V76H178ZM181 74H182V73H181ZM201 74H200V75H201ZM209 74H210V73H209ZM212 74H213V73H212ZM215 74H216V73H215ZM235 74H236V73H235ZM245 74H246V72H245ZM248 74H249V73H248ZM248 74H246V75H248ZM253 74H251V76H252ZM260 74H261V73H260ZM260 74H259V75H260ZM11 75H12V74H11ZM11 75H10V76H11ZM22 75H23V73H22ZM71 75L78 76V75H76V74H74V73L71 74ZM85 75H89V74H85V73H84V76H85ZM105 75H106V74H105ZM109 75H110V74H109ZM109 75H108V76H109ZM111 75H112V74H111ZM113 75H112V76H113ZM125 75H126V74H125ZM131 75H132V72H131ZM134 75H133V77L129 76L130 79L133 78V79L135 80L136 78L134 77ZM141 75H142V73H141ZM141 75L139 74V77H140ZM145 75H146V74H144V77H142L143 75H142L141 77H142L143 79H145L146 77L149 78V76H150L149 74H148V76H145ZM151 75H152V73H151ZM156 75H157V74H156ZM195 75H196V74L194 73V77H195ZM198 75H199V74H198ZM198 75H197V76H198ZM213 75H214V74H213ZM220 75H222L221 71H220ZM224 75H226L225 72H224ZM232 75H233V74H232ZM232 75H231V76H232ZM243 75H244V74H243ZM1 76H5V75H4V72L2 73V75H1V73H0V78H1ZM7 76H8V74H6V77H7ZM12 76H13V75H12ZM18 76H16V79H17ZM24 76L26 77V75H24ZM45 76H46V75H45ZM45 76H44V77H45ZM47 76H48V75H47ZM75 76H74V77H75ZM84 76H82V77H83V78H82L83 80H84V78H86V77H84ZM94 76H93V77H94ZM101 76H102V75H101ZM101 76H100V78H101ZM108 76H107V79H108V78H112L111 76H109V77H108ZM121 76H122V74H121ZM135 76H136V75H135ZM152 76L154 77V75H152ZM152 76H150V77L153 78ZM159 76H160V75H159ZM159 76H158V77H159ZM168 76H169V74H168ZM174 76H176V75H174ZM181 76H182V75H181ZM181 76L179 77L180 79H181ZM184 76H182V77H183L182 79H184ZM186 76H188V75H186ZM186 76H185V77H186ZM191 76H192V75H191ZM191 76H190V77H191ZM205 76H206V73H205ZM211 76H212V75H211ZM211 76L208 75L207 78H211V81H212V80H213V78H212L213 76H212V77H211ZM217 76H218V74H217ZM217 76H216V77H217ZM14 77H15V76H14ZM14 77H13V79H14ZM22 77H23V76H22ZM25 77H23V78H25ZM32 77H33V75H32ZM40 77H41V76H39L38 78H40ZM63 77H64V76H63ZM71 77H72V76H71ZM71 77H69V78H68V77H65V78H68L69 80H72L73 77H72V79H70ZM80 77H81V75L79 76V78H80ZM98 77H99V76H98ZM103 77H104V76H103ZM103 77H102L101 79H99V80L102 81ZM105 77H106V76H105ZM123 77H124V74H123ZM123 77H122V78H123ZM126 77H127V75H126ZM136 77H137V76H136ZM139 77H137L136 81L139 80V79H138ZM141 77H140V78H141ZM171 77H172V76H171ZM190 77H189V79H190ZM199 77H200V76H199ZM220 77H221V76H220ZM227 77H228V76H227ZM249 77H250V75H249ZM253 77H254V76H253ZM256 77H257V78H256ZM256 77H254V78H256V79L259 78L258 75H257ZM263 77H264V75H263ZM7 78H8V77H7ZM10 78H12V77H10ZM28 78H29V77H28ZM28 78H27V79H28ZM38 78H37V79H38ZM52 78H53V77H52ZM52 78H51V79H52ZM56 78H55V76H54L53 79H56ZM60 78H61V76H60ZM60 78H59V79L57 78V81H58V82H60V81H64V80H65V78H62V79H64V80H60ZM75 78H76V77H75ZM75 78H74V79H75ZM94 78H96V77H94ZM113 78H112L111 80H114V83H115V84H118V83H119L120 85H118V86H122V87H123V86H125V85L127 84V80H128V79L126 80V82H124V83H126L125 85H124V84L121 85L120 82H123V81H122V80H123L122 78H119V81H120L121 79H122V80H121L120 82H118V83H117L116 80L113 79ZM124 78H125V77H124ZM151 78H149V80H151ZM154 78L156 79V77H154ZM160 78H161V77H160ZM160 78H158V80H159ZM166 78H167V77H165V81H167ZM179 78H178V79H179ZM200 78H201V77H200ZM204 78H205V77H204ZM222 78H223V77H222ZM224 78H225V77H224ZM229 78H230V74H229ZM229 78H227V79L225 78V79H226V80H231V79H229ZM231 78H232V77H231ZM251 78H252V77H251ZM261 78H262V77H261ZM4 79H5V78H4ZM4 79L1 78V80H4ZM8 79H9V78H8ZM21 79H22V78H21ZM44 79H46V78H43V79L41 78V79H40L41 82H42V80H44ZM47 79H48V78H47ZM47 79H46V80H47ZM51 79H49V80H51ZM96 79H97V78H96ZM104 79H105V78H104ZM107 79H105V81H107ZM143 79H141V80H143ZM162 79H163V78H162ZM169 79H170V77H169ZM189 79H188V80H189ZM191 79H192V78H191ZM194 79H195V78H194ZM196 79H197V78H196ZM218 79H219V78H218ZM232 79H233V78H232ZM1 80H0V81H1ZM32 80H36V79H32ZM49 80H48V81H49ZM66 80H67V79H66ZM66 80H65V81H66ZM85 80H86V79H85ZM93 80H95V79H93ZM93 80H92V81H93ZM97 80H98V79H97ZM99 80H98V81H99ZM141 80H140V82H141ZM145 80H146V79H145ZM149 80H148V81H149ZM160 80H161V79H160ZM163 80H164V79H163ZM170 80H171V79H170ZM185 80H186V79H185ZM185 80L183 81V83H185ZM202 80H203V79H202ZM221 80H222V79H221ZM233 80H234V79H233ZM233 80H231V81H233ZM15 81H17V80H15ZM25 81H26V79H25ZM25 81H24V79H23V81H21V82L23 83V82H25ZM28 81H31L30 78H29V80H27V82H28ZM52 81H53V80H52ZM52 81H50V82H52ZM54 81H55V80H54ZM67 81H68V80H67ZM105 81H104V82H105ZM117 81H118V79H117ZM131 81H133V80H130V82H131ZM151 81L153 82V80H151ZM151 81H150V82H151ZM154 81H155V80H154ZM165 81H164V82H165ZM174 81L178 82L177 77H176V79H175ZM186 81H187V80H186ZM207 81H208V79H207ZM211 81H210V83H209V86L212 85ZM217 81H218V80H217ZM223 81H225V80L223 79ZM223 81H219V82L221 83V82H223ZM231 81H230V82H231ZM239 81H240V80H239ZM246 81H247V80H246ZM11 82L14 83V81H12V79H11ZM11 82H10V83H11ZM19 82H20V81H19ZM21 82H20V83H21ZM27 82H26V83H27ZM32 82H33V81H32ZM55 82H56V81H55ZM55 82H54V83H55ZM83 82H85V84H86V81H83ZM88 82H91V80H90V81H87V83H88ZM95 82H96V80H95ZM107 82H108V81H107ZM109 82H110V81H109ZM109 82H108V86H107V83H103V82H101V84H102V85L105 84V85L109 88L110 85H111V86L113 85V82H111L112 84L110 83V85H109ZM140 82H137V83L139 84ZM142 82H143V81H142ZM144 82H146V81H144ZM157 82H158V81H157ZM160 82H161V81H160ZM169 82H170V81H169ZM192 82H194L193 79H192V81H190V83L192 84L191 87L194 85ZM208 82H209V81H208ZM215 82H216V81H215ZM226 82H227V81H226ZM230 82L228 81L227 83L230 84ZM236 82L238 83V81H235V83H236ZM248 82H249V81H248ZM259 82H261V80H260ZM259 82H258V83H259ZM263 82H264V80L262 79V83H263ZM6 83H9V82H6ZM12 83H11V85H10V84H8V85H10V87H11L12 85H14V84H12ZM15 83L18 84V82H15ZM22 83H21V87H23V86H22V85H23ZM26 83H25V84H26ZM37 83H39L40 85H42V84L40 83V81L36 82V85H35V83H30V82H29L30 85H27L28 83H27L26 85L30 88V86L32 87L33 84H34L35 86H37V85H38ZM46 83H48V82H45V84H44V82H43V84L46 85L47 87L50 86V85H47ZM63 83L66 84V82H63ZM91 83H92V82H91ZM99 83H100V82H99ZM128 83H129V82H128ZM133 83H135V82H132L131 84H133ZM147 83H149V82H147ZM147 83H146V85H147ZM161 83H163V82H161ZM161 83H159V85H160ZM166 83H168V81H167ZM170 83H172V81H171ZM188 83H189V82H188ZM190 83H189V84H190ZM194 83L197 84L196 80H195ZM199 83H201V80H200ZM204 83H205V82H203L202 85H203ZM223 83H224V82H223ZM231 83H232V82H231ZM249 83H250V82H249ZM262 83H260V84L262 85ZM0 84L3 85L2 83H0ZM17 84L15 85L16 87H18ZM50 84H52V83H50ZM55 84H56V83H55ZM92 84H95V83L93 82ZM96 84L98 85L97 82H96ZM115 84H114L113 86H115ZM141 84H142V83H141ZM143 84H144V83H143ZM179 84L181 85L180 81H179ZM221 84H222V83H221ZM225 84H226V83H225ZM5 85L9 88V86H8L7 84H5ZM26 85H25V86H26ZM40 85H38L37 89H35V90H40V89H39V86H40ZM83 85H84V84H83ZM83 85H80V86L83 87ZM128 85H129V84H128ZM146 85L144 84V87H146ZM148 85H149V84H148ZM152 85H153V84H152ZM161 85H162V84H161ZM161 85H160V86H161ZM168 85H169V84H168ZM170 85H171V84H170ZM174 85H177V84H174ZM227 85H228V84H227ZM235 85H236V84H235ZM240 85H241V83H240ZM240 85H239V87H240ZM249 85H250V84H249ZM249 85H248V86H249ZM6 86H5V89H6V92H7L8 89L6 88ZM15 86H13V87L15 88ZM19 86H20V84H19ZM27 86H26V88H28ZM61 86L64 87V89H62ZM65 86H66V85H65ZM65 86H64L63 84L60 85V86H59V87H60L59 90L61 91V89H62V91H63V90L66 91V92H67V90L69 91L70 88L67 89V90H65ZM103 86H104V85H103ZM103 86H100V88L102 89ZM106 86H104V87H106ZM118 86L116 85L115 87H113V88H112V91L109 92L110 94L108 93V95L106 94V96H105V95H104V96L102 95V96H103V97H108V98L110 97V98L114 99V97H116V95H115L116 92H115V90H113V89H114V88H117ZM154 86H157V85L155 84V82H154L153 88H154ZM172 86H173V85H172ZM187 86H189V85L187 84ZM187 86H186V89H187V88H190V89H191L190 86H189V87H187ZM196 86H198V85H196ZM218 86H219V85H218ZM236 86H238V85H236ZM1 87H2V86H1ZM3 87H4V85H3ZM43 87H44V86H43ZM43 87L40 86L41 89H42ZM47 87H44V88H47ZM51 87H52V85H51ZM51 87H49V88H51ZM98 87H99V86H98ZM107 87H106L105 91L107 90ZM126 87H127V86H126ZM126 87H125V88H126ZM132 87H133V86L131 85L130 89H131ZM134 87H136V86L134 85ZM134 87H133V88H134ZM138 87H139V88H143V89H145V88L142 87V86H141V87L138 86ZM138 87H137V88H138ZM150 87H152V86H150ZM157 87H158V86H157ZM164 87H165V86H164ZM168 87H169V89H170L171 86H168ZM175 87H176V86H175ZM180 87H181V86H180ZM180 87H179V88H180ZM203 87H204V86H203ZM223 87H224V86H223ZM225 87H226V86H225ZM225 87H224V88H225ZM239 87H238V88H239ZM256 87H257V85L255 86V88H256ZM11 88H12V87H11ZM18 88H19V87H18ZM29 88H28V89H29ZM34 88H36V87H34ZM53 88H55L54 85H53L52 89H53ZM57 88H58V87H57ZM77 88H78V87H77ZM84 88H85V87H84ZM93 88H94V87H93ZM100 88H99V92H100ZM118 88H119V87H118ZM118 88H117V89H118ZM120 88H121V87H120ZM120 88H119V89H120ZM153 88H152V89H153ZM159 88H160V87H159ZM173 88H174V87H172L171 89H173ZM181 88H183V86H182ZM193 88H194V87H193ZM215 88H216V87H215ZM224 88H222V89H224ZM238 88H237V89H238ZM5 89H2V90H5ZM9 89H10V88H9ZM16 89H17V88H16ZM19 89H21V88H19ZM19 89H17V90H19ZM28 89H27V90H28ZM75 89H76V88H75ZM85 89H87V88H85ZM95 89H96V88H95ZM117 89H116V90H117ZM123 89H124V88H122V90H123ZM126 89H127V88H126ZM130 89H129V90H130ZM134 89H135V88H134ZM143 89H142V90H143ZM162 89H164V88L162 87ZM165 89H166V88H165ZM171 89H170V92H172ZM194 89H195V91H196V89L198 90V88H194ZM194 89H193V90H194ZM210 89H211V87L209 88V91H210ZM212 89H213V88H212ZM219 89H220V88H219ZM229 89H231V88H229ZM232 89H233V88H232ZM234 89H235V88H234ZM239 89H241V87H240ZM11 90H12V89H11ZM11 90H10V91H11ZM14 90H15V89H14ZM21 90H22V91L25 90L24 87H23ZM27 90H25L24 92H22V91H18V92H21V93H23V95H24V93H25ZM31 90H33V92L35 91L33 88H31ZM50 90H51V89H50ZM50 90H49V91H50ZM55 90H56V89H55ZM57 90H58V89H57ZM79 90H80V89H79ZM82 90H83V89H82ZM82 90L79 91V92H81V95H80V94H79V95L82 96V98H85V97H87V96H88V97L90 96L89 94H88V95L86 94L87 96L85 95V97H83V94H85L86 92L88 93V91L86 90V92H85V91L83 90L84 93H82V92H83ZM103 90H104V89H103ZM131 90H132V89H131ZM131 90H130V91H131ZM135 90H136V89H135ZM140 90H141V89H139V91H140ZM148 90H150V89L148 88ZM174 90H175V88H174ZM177 90H179V89H177ZM183 90H184V88H183ZM200 90H201V89H200ZM225 90H226V88H225ZM249 90H250V89H249ZM249 90H248V92H249ZM15 91H16V90H15ZM29 91H30V89H29ZM46 91H47V90H46ZM62 91H61V92H62ZM64 91H63V92H64ZM71 91H72V89H71ZM73 91L75 92V90H73ZM77 91H78V90H77ZM97 91H98V90H97ZM109 91H110V90H109ZM113 91H114V94H113V95H115V96L111 95V93H112ZM130 91H127V93L130 92ZM181 91H182V90H181ZM188 91H189V90H188ZM190 91H192V89H191ZM198 91H199V90H198ZM206 91H207V90H206ZM209 91H208V92H209ZM215 91H216V90H215ZM229 91H230V90H229ZM233 91H235V90H233ZM233 91H231V95H232V92H233ZM246 91H247V90H246ZM246 91H245V92H246ZM250 91H251V90H250ZM11 92H12V91H11ZM11 92H10V93H11ZM18 92H17V93H18ZM31 92H32V91H31ZM63 92H62V93H63ZM74 92H73V93H74ZM92 92H93V91H92ZM118 92H119V90H118ZM118 92H117V93H118ZM135 92H136V91H135ZM137 92H138V90H137ZM143 92L146 93V91H143ZM147 92H149V91H147ZM156 92H157V91H156ZM170 92H168V93H170ZM179 92H180V91H179ZM183 92H184V91H182V93H183ZM201 92H202V91H201ZM239 92H240V91H239ZM255 92H256V91H255ZM7 93H8V92H7ZM12 93H14V92H12ZM15 93H16V92H15ZM17 93H16V97H19V98H20V96H18L19 93H18V94H17ZM47 93H48V92H47ZM75 93H76V92H75ZM75 93H74V95H76ZM94 93H95V92H94ZM102 93H103V91H102ZM104 93H105V92H104ZM119 93H121V92H119ZM119 93H118V95H119ZM132 93H133V92H132ZM140 93H141V92H140ZM180 93H181V92H180ZM185 93H187V92L185 91ZM189 93H190V92H188V94H189ZM191 93L194 94L193 92H191ZM197 93H198V92H197ZM212 93H213V92H212ZM216 93H217V91H216ZM246 93H247V92H246ZM253 93H254V92H253ZM261 93H263V92H261ZM29 94H30V93H29ZM32 94H33V93H32ZM32 94H30V95L32 96ZM71 94H72V93H71ZM71 94H70V97H69L68 99L71 98ZM90 94H92V93H90ZM121 94L123 95V93H121ZM121 94H120L119 96H121ZM125 94H126V93L124 92V95H125ZM135 94H136V93H135ZM148 94L150 95V93H148ZM161 94H162V93H161ZM192 94H189V95H191V96H192V99H193V95H192ZM241 94H242V92H241ZM243 94H244V93H243ZM256 94H257V93H256ZM263 94H264V93H263ZM23 95H21V98H22ZM26 95L28 96L27 93H26L24 96H26ZM30 95H29V97H30ZM33 95H34V94H33ZM35 95H36L37 98H39V97H38V94H36V92H35ZM98 95H99V94H98ZM109 95H111V96H109ZM118 95H117V98L119 97ZM127 95H131V93H129V94H127ZM138 95H139V94H138ZM138 95H136L137 98H138ZM142 95H143V94H142ZM157 95H158V94H157ZM159 95H160V94H159ZM159 95H158V97L161 96V95H160V96H159ZM162 95H163V94H162ZM168 95H169V94H168ZM174 95H175V94H173V96H174ZM176 95H177V94H176ZM179 95H180V94H179ZM215 95H216V94H215ZM217 95H218V94H217ZM236 95H237V94H236ZM244 95H246V94H244ZM253 95H254V94H253ZM0 96L4 97V94H3V95L1 94ZM24 96H23V97H24ZM52 96H53V95H52ZM52 96H51V97H52ZM59 96H60V95H59ZM59 96H58V97H55V99H58ZM76 96H77L76 100L79 99V98H78V97H79V96H78V92H77V95H76ZM76 96H74V97H76ZM95 96H96V95H95ZM112 96H113V97H112ZM125 96H126V95H125ZM197 96H200V95H197ZM207 96H208V95H207ZM233 96L235 97V95H233ZM246 96H247V95H246ZM248 96H249V95H248ZM14 97H15V96H14ZM16 97H15V98H16ZM29 97H27V99L30 100L31 97H30V98H29ZM32 97H34V96H32ZM36 97H35V98H36ZM40 97H41V96H40ZM123 97H124V96H123ZM140 97H141V96H140ZM158 97H155V98H158ZM166 97H167V96L165 95V97H163V98L165 99ZM169 97H170V95H169ZM186 97H187V94H186ZM201 97H202V96H200L199 98H201ZM234 97H233V98H234ZM240 97H241V96H240ZM260 97H261V96H260ZM19 98H18V99L16 98V100H21V99H19ZM37 98H36V100H37ZM41 98H42V97H41ZM60 98H64V97H60ZM90 98H91V97H90ZM93 98H94V96H93ZM97 98L99 99L98 96H97ZM97 98H95V99H97ZM110 98H109V99H110ZM160 98H162V96H161ZM160 98H158V99H160ZM171 98H172V95H171ZM177 98H179V97H177ZM177 98H175L176 101H177ZM219 98H221V97H219ZM226 98H228V97H226ZM235 98L237 99L238 97H235ZM247 98H248V97H247ZM263 98H264V96L262 97V99H263ZM0 99H1V97H0ZM4 99H5V97H4ZM7 99H8V98H7ZM24 99H25V98H24ZM31 99H32V98H31ZM51 99H53V98H51ZM51 99H50V100H51ZM55 99H53V100H54L53 103H56V102H55ZM68 99H65V100L67 101V103H68V101L70 102V100H68ZM80 99H81V98H80ZM98 99H97V101H95V102L98 103ZM103 99H105V98H103ZM123 99H124V98H123ZM138 99H139V98H138ZM141 99H142V98H141ZM153 99H154V98H153ZM175 99H174V100H175ZM239 99H240V98H239ZM241 99H243V98H241ZM241 99H240V100H241ZM260 99H261V98H260ZM25 100H26V99H25ZM39 100H40V98H39ZM43 100H44V99H43ZM43 100H42V101H43ZM50 100H49V101H50ZM60 100H62V99H59V100H57V101L60 102ZM65 100H64V101H65ZM73 100H74V98H73ZM73 100L71 99V102H72ZM76 100H75V101H76ZM83 100H84V99H83ZM86 100H87V99H86ZM86 100H85L84 102H81V103H86V104H87L88 101L86 102ZM90 100H91V102H92L94 99L92 100V98H91ZM106 100H108V99L106 98ZM110 100H111V99H110ZM110 100H109L108 102H110ZM114 100H115V99H114ZM114 100H113V101H114ZM127 100H128V99H127ZM130 100H131V99H130ZM130 100H128L127 103H129ZM132 100H134V96H133V99H132ZM154 100H155V99H154ZM168 100H170V99H168ZM172 100H173V99H172ZM180 100H181V99H180ZM229 100H230V99H229ZM251 100H253V99H252V96H251ZM263 100H264V99H263ZM12 101L16 102L14 98H13ZM23 101H24V100L22 99V102H21L20 104H18V105L20 106V107H18V108H22V105L25 103V105H23V106H24V107L26 106L27 109L29 108V111H30L31 108H34V109H35L34 112H36V108H38V110H39V108H41V107L43 106L42 103L46 102V101L41 102V107H39V104H38V105L36 104L37 106L35 105V103H34L35 100L33 99V102H32V100H31V103H30V104H33V103H34L33 106H35V107H31V108H30L31 105H30L29 103H26V102L23 103ZM26 101H27V100H26ZM78 101H79V100H78ZM78 101H77V102H78ZM80 101H82V100H80ZM80 101H79V102H80ZM100 101L102 102V100H100ZM103 101H104V100H103ZM113 101H111L113 104H111V103H110V104H111L112 106H113V105L115 106L116 103L114 104V102H119V99H118V101H116V100H115L114 102H113ZM136 101H137V100H136ZM140 101H141V100H140ZM143 101H144V100H143ZM157 101H158V100H157ZM185 101H186V100H185ZM225 101L228 103V101H227L226 99H225ZM255 101H256V100H255ZM2 102H3V100H2ZM35 102H36V101H35ZM37 102H38V101H37ZM37 102H36V103H37ZM50 102H51V101H50ZM77 102H75V103H77ZM91 102L89 101L88 103H91ZM108 102H106L107 105H108ZM123 102L125 103V101H123ZM134 102H135V100H134ZM151 102H152V105H153L154 102H153V101H151ZM155 102H156V100H155ZM166 102H167V101H166ZM169 102H170V101H169ZM197 102H198V101H197ZM204 102H205V101H204ZM17 103H18V102H17ZM47 103H48V102H47ZM60 103H61V105H59V106H62V104L64 105V102L62 103V101H61ZM60 103H59V104H60ZM67 103H65V106H68V105L70 104V103H69V104H67ZM72 103H73V102H72ZM72 103H71L70 105H74V103H73V104H72ZM92 103H94V102H92ZM92 103H91V104H92ZM97 103H96V104H97ZM103 103H104V102H103ZM120 103H121V102H120ZM124 103H122V104H124ZM136 103H137V102H136ZM140 103H141V102H140ZM149 103H150V102H149ZM198 103H199V102H198ZM241 103H242V102H241ZM245 103H247V102L245 101ZM257 103H259V102L257 101ZM263 103H264V102H263ZM13 104H14V103H13ZM13 104H12V105H13ZM21 104H22V105H21ZM26 104H29V107H28V105H26ZM57 104H58V102H57ZM57 104H56V105H57ZM66 104H67V105H66ZM104 104H105V103H104ZM104 104H100V105H101V107H102V105H103V107L106 108L107 105L104 106ZM166 104H167V103H166ZM170 104H171V102H170ZM230 104H231V103H230ZM238 104L240 105V103H238ZM254 104H256V103H254ZM260 104H261L262 106L264 105V104H262L261 102H260ZM6 105H7V104H5L4 106H6ZM10 105H11V104H10ZM12 105H11V106H12ZM44 105H45L44 107H45V109H46V112L50 113V117H51V115H52V116L54 115V114H52V113H55V111L57 112V110H55V111L53 112V109L51 110V112H49L50 109H51L52 107H50L49 111H47L48 109H47L46 107H48L49 103H48V105H47L46 103H44ZM46 105H47V106H46ZM51 105H52V104H50L49 106H51ZM70 105L68 106L70 109H72V107H73V108L76 107L75 105L72 106V107H70ZM77 105H80V104H77ZM82 105H84V104H82ZM94 105H95V103H94ZM94 105H93V106H94ZM100 105H98V106L100 107ZM116 105H117V104H116ZM134 105H135V104H134ZM157 105H158V103H157ZM164 105H165V104H164ZM168 105H169V103H168ZM168 105H167V106H168ZM172 105H176V103H174V104H172ZM207 105H208V104H207ZM216 105H217V104H216ZM216 105H215V107H216ZM228 105H229V104H228ZM251 105H252V104H251ZM4 106H3V107H4ZM14 106H16V104L13 105L12 108H15ZM52 106H53L54 109H55V106H54V105H52ZM59 106H58V107H59ZM80 106H81V105H80ZM80 106H79V110L83 112V110L86 109V106H88V105H84V106H82V108L85 107L84 109H80V108H81ZM93 106H92V107H93ZM109 106H110V105H109ZM109 106H108V107H109ZM112 106H111V107H112ZM117 106H118V105H117ZM122 106H123V105H122ZM122 106H121V107H122ZM124 106H125V104H124ZM124 106L122 107V108H123V111H125V110H124ZM126 106H127V105H126ZM126 106H125V109H126ZM141 106H142V105H141ZM149 106H150V105H149ZM149 106H147V107H149ZM154 106H156V105L154 104ZM167 106L165 105V108H166ZM195 106H196V105H195ZM195 106H194V107H195ZM205 106H206V105H205ZM209 106H210V104H209ZM233 106H234V105H233ZM262 106H261V107L259 106V108H262ZM0 107H1V110H3V109H2V105H0ZM6 107H7V106H6ZM6 107H5V109H6ZM9 107H10V106H9ZM44 107H43V108H44ZM58 107L56 106L57 109H62L61 107H60V108H58ZM62 107H63V106H62ZM108 107H107V108H108ZM152 107H153V106H152ZM152 107H151V108H152ZM157 107H159V106H157ZM174 107H176V106H174ZM192 107H193V104H192ZM230 107H231V106H230ZM240 107H241V106H240ZM243 107H244V106H243ZM7 108H8V107H7ZM10 108H11V107H10ZM18 108H15V109H18ZM43 108H41V110H42ZM48 108H49V107H48ZM64 108H65V107H64ZM115 108H116V106L114 107V109H115ZM127 108H128V107H127ZM161 108H162V107H161ZM161 108H160V110H161ZM182 108H183L182 111H184V107H182ZM209 108H210V107H209ZM238 108H239V107H238ZM238 108H237V109H238ZM248 108H249V107H248ZM251 108H252V107H251ZM256 108H257V107H256ZM259 108H258V109H259ZM15 109L12 110V112L15 111ZM27 109H26V110H27ZM34 109H33V110H34ZM70 109H68V108L66 109V110H68V111L66 112V114H68V112H70ZM77 109H78V108L76 107V109H75V113L77 112L78 115H76V114H75V115H76V116H79V117H80L81 115H84V112L87 113L86 110L91 112V109L88 110V108H87V109L83 112V114L79 115L80 112H78ZM100 109H101V108H100ZM108 109L110 110V108H108ZM116 109H117V108H116ZM149 109H150V107L148 108V110H149ZM154 109H156V108H154ZM173 109H175V108L172 107L171 111H172ZM217 109H218V108H217ZM225 109H226V108H225ZM237 109H236V110H237ZM258 109H256V111H257ZM1 110H0V111H1ZM18 110H20V109H18ZM38 110H37V111H38ZM63 110H64V109H63ZM63 110H62V111H63ZM76 110H77V111H76ZM95 110H98V107H97V109H95ZM103 110H104V109H103ZM103 110L101 109L100 112L103 113L106 109H105L104 111H103ZM133 110H135V109H133ZM152 110H153V109H152ZM152 110H151V111H152ZM156 110H157V109H156ZM168 110H170V109H168ZM177 110H178V109H177ZM177 110H176V111H177ZM201 110H202V109H201ZM209 110H210V109H209ZM209 110H208V112H209ZM242 110H243V109H242ZM250 110H251V109H250ZM16 111H17V110H16ZM20 111H21V110H20ZM20 111H19V112H20ZM42 111H43V110H42ZM42 111H41V112H42ZM73 111H74V109H73ZM92 111H94V108H93ZM107 111H108V110H107ZM107 111H105V112L107 113ZM112 111L114 112L113 109H112ZM119 111H120V110H119ZM136 111H137V110H136ZM173 111H174V110H173ZM193 111H194V110H193ZM197 111H198V109H197ZM203 111H204V109H203ZM223 111H224V110H223ZM237 111H238V110H237ZM253 111H255V110L253 109ZM263 111H264V110H263ZM12 112H11V113H12ZM21 112H22V111H21ZM21 112H20V113L17 112V113H18V114H22ZM44 112H45V111H43V113H40V111H39V112H36L35 115H34V113H33V117L36 119V118H37V117H36V114H40V115L43 114L44 116H47L48 113H45V114H46V115H45ZM90 112H89V113H90ZM96 112H97V111H96ZM113 112H112V113H113ZM115 112H116V110H115ZM140 112H141V111H140ZM140 112H139V113H140ZM177 112H178V111H177ZM184 112H185V111H184ZM190 112H191V111H190ZM198 112H199V111H198ZM200 112H201V111H200ZM200 112H199V113H200ZM205 112H206V111H205ZM215 112H216V110H215ZM232 112H233V109H232ZM240 112H241V111H240ZM250 112H251V111H250ZM14 113H15V112H14ZM23 113L25 114V111H24V110H23ZM27 113H28V110H27ZM63 113H64L63 115L66 117V115H65V111H63ZM89 113H88L87 115H90V114H91V113H90V114H89ZM92 113H93V112H92ZM108 113H109V111H108ZM108 113H107V114H108ZM110 113H111V112H110ZM120 113H122V112H120ZM123 113L126 114V112H123ZM133 113H134V116H135L136 113H135L134 111H133ZM154 113H155L156 115H157V113L159 114V110L157 111V113H156V112H154ZM175 113H176V112H175ZM194 113H195V112H194ZM201 113H202V112H201ZM213 113H214V112H213ZM223 113H224V112H223ZM226 113H227V112H226ZM248 113H249V112H248ZM260 113H261V112H260ZM263 113H264V112H263ZM29 114L32 116V109H31V112H30ZM29 114H28V115H29ZM55 114H56V113H55ZM57 114H58V113H57ZM57 114H56V115H57ZM61 114H62V112H61ZM69 114H70L71 116H70V115L67 116V117H68L67 120H70L69 118H71V117L73 116V112H72V113H69ZM96 114H98V112H97ZM107 114H105L106 117H107ZM117 114H118V112H117ZM142 114H143V113H142ZM142 114H141V115H142ZM144 114H147V113L145 112ZM149 114H150V113H149ZM170 114H171V113H170ZM170 114H169V115H170ZM177 114H178V113H177ZM180 114H182V113H180ZM180 114H179V115H180ZM192 114H193V113H192ZM206 114H207V113H206ZM210 114H212V113H210ZM229 114H230V113H229ZM250 114H251V113H250ZM257 114H259V113L257 112ZM1 115H4V114H2V112H1L0 116H1ZM28 115H27V116H28ZM92 115H93V114H91L90 117H91ZM105 115L103 114V116H105ZM115 115H116V113H114V116H115ZM119 115H120V114H119ZM126 115H127V114H126ZM126 115H125V116H126ZM132 115H133V114H132ZM136 115H137V114H136ZM147 115H148V114H147ZM156 115H155V119H156ZM179 115H178V116H179ZM215 115H216V114H215ZM246 115H247V114H246ZM6 116H7V115H6ZM18 116H19V115H18ZM20 116H21V118H24V117H22V115H20ZM31 116H30V117H31ZM37 116L39 117V115H37ZM48 116H49V114H48ZM64 116H63V117L61 116V117L64 119V118H65ZM85 116H86V114H85ZM101 116H102V114H101ZM103 116L101 117L102 119H103ZM108 116L110 117L111 115L109 114ZM153 116H154V115H153ZM153 116H152V117H153ZM158 116H159V115H158ZM158 116H157V117H158ZM166 116L168 117V114H167ZM182 116H183V114H182ZM182 116H181V117H182ZM195 116H196V115H195ZM201 116H202V115H201ZM210 116H211V115H210ZM213 116H214V114H213ZM218 116H219V115H218ZM218 116H216V117L218 118ZM228 116H229V115H228ZM241 116H242V115H241ZM249 116H250V115H249ZM10 117H11V116H10ZM16 117H17V116H16ZM16 117H14V118H16ZM30 117H29V120L31 119ZM41 117H42V116H41ZM41 117H40V119H41ZM79 117H77L78 119H76L75 117H73V119H71V120L73 121V120L76 119V121H77V120H79ZM83 117H84V116H83ZM86 117H87V118H90L89 116H86ZM96 117H98V116L95 115V116L93 117V119H95ZM122 117L124 118V116H122ZM135 117L137 118V116H135ZM144 117H145V116H144ZM147 117L150 118L149 116H147ZM147 117H146V118H147ZM160 117H161V115H160ZM181 117H180V118H181ZM197 117H198V116H197ZM216 117H215V118H216ZM231 117H232V115H231ZM244 117H245V116H244ZM257 117H258V116H257ZM261 117H262V119L264 118V116H261ZM0 118H1V117H0ZM17 118H18V117H17ZM21 118L16 119V120H20ZM47 118H48V117H47ZM47 118H45L44 121H45ZM51 118L53 119V118H57V117H56V116H53V117H51ZM51 118H50V120H52ZM58 118H60V117L58 116ZM58 118H57V119H58ZM74 118H75V119H74ZM98 118H99V117H98ZM130 118H132V117L130 116ZM148 118H147V119H148ZM162 118H163V117H162ZM170 118H171V116H170ZM174 118H175V117H174ZM189 118H190V117H189ZM207 118H208V117H207ZM209 118H210V117H209ZM233 118H234V117H233ZM246 118H247V117H246ZM1 119H2V118H1ZM7 119H8V118H7ZM38 119H39V118H37V119L35 120V121H36V123L34 122L35 124L38 123V122H37ZM40 119H39V121H41V120L43 119V117H42L41 120H40ZM99 119H100V118H99ZM110 119H111V118L108 119V117H107L106 120H108V122H110V121H109ZM117 119H119V116L117 117ZM121 119H122V118H121ZM134 119H135V118H134ZM139 119H140V118H139ZM152 119H153V118H152ZM167 119H168V118H167ZM167 119H166V120H167ZM176 119H177V117H176ZM194 119H195V118H194ZM201 119H202V118H201ZM227 119H228V118H227ZM237 119H238V116H237ZM244 119H245V118H244ZM253 119H254V118H253ZM256 119H257V118H256ZM260 119H261V118H260ZM26 120H27V118H26ZM26 120H23L24 123L27 122ZM31 120H32V122H33V118H32ZM71 120H70V122H69L70 125H68L69 123L66 124V122H65V124L67 125V127L69 126L70 129H71L70 126H72V125H71ZM81 120H82V117H81ZM84 120H85V122H84ZM84 120H82V121H83L84 123H86V119H84ZM88 120H89V119H87V123L91 120V124H93V123H92V118H90L89 121H88ZM103 120H105V119H103ZM119 120H120V119H119ZM145 120H146V119H145ZM150 120H151V119H150ZM207 120H208V119H207ZM222 120H223V119H222ZM263 120H264V119H263ZM263 120H262V121H263ZM12 121H14V120H11L10 123H11ZM23 121H22V122L17 121V122H19V124H17V126H16V124H15V126L18 127L19 130H22L21 128H22L23 126L26 125V124H23V125H21V128H19L20 123H23ZM25 121H26V122H25ZM53 121L57 123V120L55 121V119H53ZM53 121H48V119H47V121H45V122H50V125H51V122L54 123ZM60 121H61V118H60V120H59V123H57V124L60 125V123H61ZM79 121H80V120H79ZM79 121H78V122H79ZM82 121H81L80 123H77V125L79 124V128H81L80 125H81V123H83ZM99 121H101V120H99ZM99 121H98V119H97V122H99ZM121 121H122V120H121ZM125 121H126V119H125ZM141 121H142V120H141ZM152 121H153V120H152ZM178 121H179V120H178ZM184 121H185V120H184ZM184 121H183V122H184ZM188 121H190V120H188ZM193 121H194V120H193ZM199 121H200V120H199ZM212 121H213V120H212ZM216 121H217V120H216ZM228 121H229V119H228ZM103 122H104V121H103ZM106 122H107V121H106ZM106 122H104L103 124L105 125ZM108 122H107V124H108ZM113 122L115 123V120H113ZM113 122H112V123H113ZM116 122H118V121H116ZM145 122H146V121H145ZM157 122H158V121H157ZM162 122H163V121H162ZM194 122H195V121H194ZM207 122H209V121H207ZM210 122H211V121H210ZM2 123H3V122H2ZM10 123H9V125H11ZM13 123H15V122H13ZM40 123H44V122H40ZM62 123H63V124H62ZM62 123H61V125H63L62 128H64V130L67 129V127L65 128L64 121H63ZM73 123H74V121H73ZM101 123H102V122H101ZM147 123H148V122H147ZM151 123H152V122H151ZM159 123H160V122H159ZM166 123H167V122H166ZM184 123H187V121L184 122ZM205 123H206V122H205ZM226 123H227V122H225V124H226ZM234 123H235V122H234ZM239 123H240V122H239ZM243 123H244V122H243ZM245 123H247V122H245ZM248 123H249V122H248ZM248 123H247V124H248ZM0 124H1V123H0ZM4 124H5V123H4ZM44 124H45V123H44ZM47 124H48V123H47ZM57 124H56V125H57ZM96 124H97V123H96ZM121 124H123V123L121 122ZM125 124H126V123H125ZM131 124H132V123H131ZM133 124H134V123H133ZM140 124H141V123H140ZM140 124H139V125H140ZM154 124H155V121H154ZM154 124H153V125H154ZM223 124H224V123H223ZM247 124H246V126H247ZM259 124H260V123H259ZM263 124H264V122H263ZM1 125H2V124H1ZM9 125H8V126H9ZM18 125H19V126H18ZM39 125L41 126V124H39ZM59 125H58V126H59ZM61 125H60V126H61ZM73 125H74V124H73ZM75 125H76V124H75ZM75 125H74V126H75ZM85 125H88V124H84V126H85ZM93 125H94V124H93ZM93 125H92V126H93ZM108 125H109V124H108ZM110 125H111V123H110ZM110 125H109V127L111 128ZM113 125H115V124H113ZM116 125H118V123H117ZM153 125H152V126H153ZM156 125H157V124H156ZM167 125H168V124H167ZM220 125H221V124H220ZM220 125H217V126H220ZM234 125H235V124H234ZM242 125H244V124H242ZM251 125H252V123H251ZM4 126H6V125H4ZM4 126H3V128H4ZM8 126H7V127H8ZM13 126H14V125H13ZM33 126H34V125H33ZM35 126H36V125H35ZM35 126H34V127H29V126H28L29 128H28V127H27V128H28V130H29V129H31V128H32V129L35 128ZM51 126H52V125H51ZM60 126H59V127H60ZM81 126H82V125H81ZM100 126H101V125H100ZM100 126H98V125L95 126V125H94V126H93V127H94V129H93L94 131H91V130H90V132H87V131H89V129H87V127H86V129H87V131H85L86 133H85V132H82V133H85V134L88 133V134H90L91 132H95V130H96V133L98 134V132H97L98 130H97L96 127L99 128ZM102 126H103V125H102ZM102 126H101V127H102ZM130 126H131V125H130ZM152 126H151V127H152ZM184 126H185V125H184ZM197 126H198V125H197ZM202 126H204V124H203ZM208 126H209V125H208ZM226 126H227V125H226ZM226 126H225V127H226ZM230 126H231V125H230ZM232 126H233V125H232ZM244 126H245V125H244ZM258 126H259V125H258ZM261 126H262V125H261ZM7 127H5L4 131H2V132H6L5 130H6ZM9 127H11V126H9ZM44 127H45V126H44ZM93 127H92V128H93ZM105 127H106V125H105ZM105 127L103 126L104 130H105ZM158 127H160V126L158 125ZM164 127H165V126H164ZM168 127H169V126H168ZM182 127H183V126H182ZM214 127H215V126H214ZM238 127H239V126H238ZM249 127H250V126H249ZM255 127H256V125H255ZM263 127H264V126H263ZM263 127H262V128H263ZM11 128L14 129L13 127H11ZM11 128H9V130H10ZM27 128H25V129H27ZM36 128H37V126H36ZM36 128H35V129H36ZM51 128L54 129V127H51ZM60 128H61V127H60ZM72 128H73V126H72ZM79 128H78V130H79ZM88 128H89V127H88ZM92 128L90 127V129H92ZM95 128H96V129H95ZM103 128H101V129L103 130ZM106 128L108 129V132H109V128H108V126H107ZM112 128H113V126H112ZM115 128H117V127H115ZM135 128H136V127H135ZM137 128H138V127H137ZM154 128H156V127H154ZM161 128H162V127H161ZM176 128H177V127H176ZM187 128H188V127H187ZM187 128H186V129H187ZM196 128H197V127H196ZM204 128H205V126H204ZM219 128H221V127H219ZM231 128H234V126L231 127ZM236 128H237V126H236L235 129H234V130H235V132H234L235 134H236L237 130L240 131V128H239V129H238V128L236 129ZM257 128H258V127H257ZM18 129H14V130H17V131H18ZM45 129H46V128H45ZM70 129H68V130H70ZM73 129H76V130H77V126H76V128L74 127ZM83 129H85V127H84ZM83 129L80 130V131L77 130V131H78V132H77L78 137L83 136V137H82V139H84L83 141L85 142V139H86V141L89 142V140L87 139V138H88V135L85 136V134L82 135L81 133H79V132L83 131ZM99 129H100V128H99ZM124 129H125V128H124ZM150 129H151V128H150ZM165 129H166V128H165ZM193 129H194V127H193ZM205 129H206V128H205ZM205 129H204V130H205ZM207 129H208V128H207ZM217 129H218V128H217ZM221 129H223V128H221ZM228 129H229V128H228ZM228 129H226V132L228 131ZM246 129H247V128H246ZM250 129H251V128H250ZM250 129H248V130L250 131ZM254 129H255V128H254ZM9 130H8V128H7V131H9ZM23 130H24V128H23ZM23 130H22V131H23ZM43 130H44V129H43ZM43 130H41V131H43ZM47 130H48V129H47ZM47 130H46V133H47V135H48V133H49L50 131L47 132ZM49 130L52 131V129H50V128H49ZM59 130H60V129H59ZM59 130H58V131H59ZM76 130H73V131H76ZM110 130H111V129H110ZM114 130H115V129H114ZM121 130H122V129H121ZM121 130L118 129L117 131H121ZM184 130H185V128H184ZM224 130H225V128H224ZM255 130H256V129H255ZM22 131H20V133H21ZM24 131H25V130H24ZM24 131H23V132H24ZM33 131L35 132V130H33ZM38 131H40V130H38ZM60 131H61V130H60ZM70 131H71V130H70ZM70 131H67V130H66V131H64V132H65V133H66V132L69 133ZM111 131H112V130H111ZM115 131H116V130H115ZM115 131H114L113 133H115ZM154 131H155V130H154ZM154 131H153V132L151 131L152 133H150V134H154ZM157 131H158V129H157ZM168 131H169V130H168ZM239 131H238V132H239ZM244 131H245V130H243V132H244ZM9 132H11V131H9ZM9 132H8V133H9ZM13 132H14V131H13ZM29 132H30V130H29ZM56 132H57V131H56V129H55V133H56ZM161 132H162V130H161ZM185 132L188 133V130L185 131ZM215 132H216V131H215ZM226 132H224V134H226ZM229 132H230V130H229ZM238 132H237V133H238ZM241 132H242V130H241ZM241 132H240V133H241ZM243 132L241 133L242 135L244 134ZM246 132H248V131H246ZM246 132H245V133H246ZM252 132H253V131H252ZM255 132H257V130H256ZM261 132H262V131H261ZM261 132H260V133H261ZM0 133H1V128H0ZM6 133H7V132H6ZM20 133H19V137H20V135H21ZM24 133H26V132H24ZM24 133H23V135H24ZM32 133H33V132H32ZM43 133H44V131H43ZM43 133H42V134H43ZM65 133H64V134H65ZM71 133H73V134H71ZM71 133H70V135H73V137L71 136V138H76V137H74V133H75V132H72V131H71ZM96 133H95V134H96ZM103 133L106 134V133H107V130H106V132L104 131ZM103 133H102V134H103ZM113 133L110 132V134H112V135L114 136L115 134H113ZM119 133H120V132H119ZM122 133H123V132H122ZM127 133H128V132H127ZM146 133H147V132H146ZM157 133H158V132H157ZM162 133H163V132H162ZM234 133H233L231 136H234ZM10 134H11V133H10ZM10 134L8 135V137L10 136ZM12 134H13V133H12ZM26 134H28V133H26ZM33 134H34V133H33ZM35 134H36V133H35ZM35 134H34V135H35ZM37 134H38V132H37ZM40 134H41V133H40ZM52 134H53V131H52ZM64 134H62L61 137H62ZM77 134H75V136H76ZM80 134H81V135H80ZM95 134H94V136H95ZM100 134H101V133H100ZM110 134H109V135H110ZM141 134H142V133H141ZM160 134H161V133H159V136H160ZM204 134H205V133H204ZM206 134H207V133H206ZM249 134H250V132H249ZM251 134H252V133H251ZM257 134H258V132H257ZM263 134H264V133H263ZM263 134H262V135H263ZM2 135H4V134H2ZM34 135H33V136H34ZM50 135H51V134H50ZM65 135H67V134H65ZM68 135H69V134H68ZM91 135L93 136V134H90V137H91ZM106 135L108 136V133H107ZM116 135H117V134H116ZM125 135H126V134H125ZM125 135H124V136H125ZM128 135H130V133H129ZM128 135H127V136H128ZM131 135H132V134H131ZM145 135H146V134H145ZM155 135H156V134H155ZM162 135H163V134H162ZM167 135H168V134H167ZM175 135L178 136V134H175ZM222 135H223V133H222ZM227 135H228V134H226L225 137H226ZM242 135H240L241 138L243 137ZM252 135H255V134H252ZM4 136H6V134H5ZM4 136H3V137H4ZM12 136H15V135H12ZM84 136H85V138H84ZM94 136H93L92 138H94ZM98 136L100 137L99 134H98ZM117 136H118V135H117ZM117 136H114V137H117ZM120 136H122V135H120ZM120 136H119L118 138H120ZM133 136H134V134H133ZM211 136H212V135H211ZM236 136H237V135H236ZM238 136H239V135H238ZM238 136H237V137H238ZM247 136H248V135H247ZM259 136H260V135H258V137H259ZM16 137H17V136H16ZM28 137H29V136H28ZM36 137H37V136H36ZM46 137H47V136H46ZM50 137H51V136H50ZM50 137L48 136V140H49V141H52V139H49ZM58 137H59V136H58ZM61 137H60V138H61ZM63 137H64V136H63ZM63 137H62V140H65V142L61 140L62 142L58 141V143L60 142V145L63 144V143H64V144H65V143L68 144L69 141L66 142V139H67L69 136H67L66 139H65V138L63 139ZM78 137H77V138H78ZM90 137H89V138H90ZM96 137H97V135L95 136V139H96ZM141 137L143 138V136H141ZM165 137H166V136H165ZM181 137H182V135H181ZM208 137H209V135H208ZM220 137H221V136H220ZM225 137L223 136L224 139H226ZM237 137H236V138H237ZM244 137H245V136H244ZM250 137H251V136H250ZM260 137H261V136H260ZM260 137H259V138H260ZM263 137H264V136H263ZM0 138H2V137H0ZM21 138H22V137H21ZM31 138H32V136H31ZM34 138H35V137L32 138V141L34 140ZM41 138L43 139L44 136L42 137V135H41ZM41 138L39 137L38 139H41ZM71 138H68V139L71 141ZM77 138H76V139H77ZM97 138H98V137H97ZM109 138H111V137H109ZM148 138L150 139L149 136H148ZM153 138H154V137H153ZM157 138H159V137H157ZM170 138H171V137H170ZM187 138H188V137H187ZM212 138H213V136H212ZM221 138H222V137H221ZM232 138H234V137H232ZM238 138H239V137H238ZM4 139H5V138H3V140H4ZM6 139H8V138L6 137ZM6 139H5V140H6ZM10 139H11V138H10ZM18 139H19V138H18ZM18 139H17V140H18ZM22 139H23V138H22ZM25 139H26V136H25ZM53 139L55 140L56 138H53ZM82 139H79V138H78L77 140H80V141H78L77 143L82 142ZM116 139H117V138H116ZM122 139L124 140V138H122ZM178 139H179V138H178ZM234 139H235V138H234ZM251 139H252V138H251ZM261 139H263V138H261ZM261 139H260V140H261ZM5 140H4V142H5ZM8 140H9V139H8ZM26 140H28V138H27ZM26 140H25V141H26ZM30 140H31V139H30ZM44 140H45V139H44ZM58 140H59V139H58ZM74 140H75V139H73L72 142H75V143H76L77 140H76V141H74ZM102 140H103V139H102ZM119 140H121V139H119ZM139 140H140V139H139ZM159 140H160V142H161V141L163 142V140H161V139H159ZM164 140H167V139H164ZM171 140H172V139H171ZM175 140H176V138H175ZM210 140H211V137H210ZM256 140H257V139H256ZM260 140H259V141H260ZM11 141H13V140H11ZM14 141H16V140H14ZM28 141H29V140H28ZM28 141H27V142H28ZM46 141H47V140H45V142H46ZM92 141H95V140H91V141L89 142V144H90V143L92 144ZM98 141H100L99 138H98ZM98 141H96V142L98 143ZM177 141L180 142V140H177ZM211 141H212V140H211ZM225 141H226V140H225ZM238 141H239V140H238ZM242 141H243V140H242ZM6 142H8V141L6 140ZM6 142H5V143H6ZM27 142H26V143H27ZM30 142H31V141H30ZM38 142H39V141H38ZM52 142H53V141H52ZM52 142H49L52 146H53V144H54V145H57V144H55V143H57V141H56V142L54 141L55 143H53V144H52ZM72 142H69V144L72 143ZM137 142H138V141H137ZM142 142H143V144L147 143V142H144V140H143ZM149 142H150V141H149ZM156 142H157V140H156ZM166 142H167V141H166ZM170 142H171V141H170ZM170 142H169V143H170ZM213 142L216 143L215 141H213ZM220 142H221V139H220ZM229 142H230V141H229ZM246 142H247V141H246ZM257 142H258V141H257ZM261 142H262V141H261ZM0 143H1V142H0ZM2 143H3V142H2ZM12 143H13V142H12ZM14 143H15V142H14ZM75 143H73V144L75 145ZM85 143H86V142H85ZM106 143H107V142H106ZM124 143H125V142H124ZM126 143H127V142H126ZM138 143H139V142H138ZM157 143H159V141H158ZM172 143H173V142H172ZM172 143H171V144H172ZM175 143H176V142H175ZM182 143H183V142H182ZM205 143H206V142H205ZM205 143H204V144H205ZM221 143H222L221 146L224 148L223 141H222ZM227 143H228V142H227ZM236 143H237V140H236ZM244 143H245V142H244ZM3 144H4V143H3ZM8 144H9V146H10L11 143H6V145H8ZM16 144H17V146L14 147V150H15V148H18V147H19V148L22 147L23 150H27V149H28V146H26L27 144L24 145V146L27 147V149H26V147H24L25 149L23 148V146H22L23 144H22V145H19L18 142H17ZM24 144H25V143H24ZM35 144H36V143H35ZM35 144H34V145H35ZM73 144H72V148H71V147H70V148H71V152L74 154V153H76L78 150H76V148H74L76 152H74V151L72 150V149H73ZM80 144H81V143H80ZM91 144H90L89 147H91ZM99 144L101 145L102 143L100 142ZM107 144H108V143H107ZM107 144H106V145H107ZM112 144H113V143H112ZM112 144H111V145H112ZM115 144H116V143H115ZM115 144H114V145H115ZM154 144H155V143H154ZM160 144H161V143H160ZM162 144H163V143H162ZM162 144H161L160 146H162ZM173 144H174V143H173ZM180 144H181V143H180ZM180 144H178V145H180ZM208 144H209V143H208ZM218 144H219V142H218ZM225 144H226V143H225ZM230 144H231V142H230ZM241 144H243V143H241ZM259 144H260V143H259ZM0 145H1L2 148L4 149L3 145H2V144H0ZM6 145L4 144V146L8 148V146H6ZM82 145H83V144H81L80 146L83 147ZM86 145L88 146V144H86ZM94 145H95V142H94ZM129 145H130V144H129ZM163 145L165 146V142H164ZM166 145H167V144H166ZM189 145H190V143H189ZM210 145H212V144H210ZM213 145H214V144H213ZM237 145H238V144H237ZM239 145H240V141H239ZM253 145H254V143H253ZM1 146H0V147H1ZM11 146H13V144H12ZM20 146H21V147H20ZM37 146H39V144H37ZM40 146H41L40 148H41V150H42L43 147H44V145L42 144V145H40ZM42 146H43V147H42ZM57 146H58V145H57ZM66 146L69 147L68 145H66ZM76 146H77V148H78L79 150L81 149V147L79 146V144L75 145L74 147H76ZM78 146H79L80 148H79ZM95 146H97V144H96ZM116 146H117V145H116ZM154 146H155V145H154ZM158 146H159V145H158ZM158 146H157V147H158ZM164 146H163V147H164ZM171 146H172V145H171ZM175 146H176V145H175ZM242 146H243V145H242ZM245 146H246V148H247V145H245ZM245 146H243V147H245ZM254 146H255V145H254ZM254 146H253V147H254ZM257 146H258V145H257ZM263 146H264V145H263ZM29 147H30V145H29ZM46 147H47V146H46ZM48 147H49V145H48ZM48 147H47V149L49 150V152L46 151L47 154L44 153V152H43V153H40V154H41V155L46 154V155L48 156L49 153L52 152L51 149H49ZM59 147H60V146H59ZM84 147H85V145H84ZM102 147H104V146H102ZM106 147H107V146H105V149H106ZM142 147H143V146H142ZM169 147H170V145H169ZM173 147H174V145H173ZM173 147H172V148H173ZM176 147H177V146H176ZM188 147H189V146H188ZM188 147H187V148H188ZM197 147H198V146H197ZM197 147H195L194 149H196ZM213 147H214V146H213ZM240 147H241V146H240ZM253 147H252V148H253ZM7 148H5V149H7ZM50 148H51V147H50ZM54 148L56 149V146H54ZM61 148H62V147H61ZM61 148H59V149L57 148V149L60 150ZM63 148H65V147L63 146ZM92 148H94L93 145H92ZM92 148H90V149H92ZM98 148H99V145H98ZM165 148H166V147H165ZM167 148H168V145H167ZM191 148H192V147H191ZM207 148H208V147H207ZM219 148H220V147H219ZM235 148H236V146H235ZM238 148H239V147H238ZM255 148H257V147H255ZM3 149H2V151H3ZM5 149H4V152H6ZM9 149H12V148L9 147ZM9 149H7V152L10 151ZM29 149H30V148H29ZM34 149H35V148H34ZM34 149H33V152L35 151ZM65 149H68V148H65ZM85 149H86V147H85ZM85 149H83V150H85ZM87 149H88V150H87ZM87 149H86V152L89 151V148H87ZM100 149H101V148H100ZM100 149H99V150H100ZM107 149L109 150V148H107ZM119 149H120V148H119ZM137 149H138V148H137ZM154 149H155V148H154ZM160 149H161V148H160ZM160 149H156V150H159V151H160ZM162 149H163V148H162ZM184 149H185V147H184ZM201 149H202V148H201ZM226 149H227V148H226ZM240 149H242V148H240ZM258 149H259V148H258ZM258 149H257V151H258ZM8 150H9V151H8ZM18 150L20 151L21 149H18ZM18 150H15V151L18 152ZM30 150H32V147H31ZM95 150H96V147H95ZM101 150H104V148H102ZM101 150H100V152H101ZM108 150H107V151H108ZM112 150H113V149H112ZM134 150H136V149H133L132 151L134 152ZM151 150H152V149H151ZM170 150H171V148H170ZM204 150H205V148H204ZM208 150H209V149H208ZM217 150H218V149H217ZM222 150H224V149H222ZM238 150H239V149H238ZM11 151H12V150H11ZM27 151H28V150H27ZM38 151H39V148H38ZM54 151H55V150H54ZM54 151H53V152H54ZM60 151H61V152H64V151H62V149H61ZM68 151H69V150H68ZM68 151H67V152H68ZM91 151H92V153H93V149L90 150V152H91ZM129 151H130V150H129ZM129 151H128V152H129ZM143 151H144V150H143ZM148 151H149V150H148ZM182 151H183V150H182ZM184 151L186 152V150H184ZM188 151H189V150H188ZM190 151H191V150H190ZM199 151H200V148H199ZM199 151H198V149H197V152H199ZM214 151H215V150H214ZM240 151H241V150H240ZM257 151H256V152H257ZM0 152H1V150H0ZM4 152H3V153H4ZM7 152H6V153H7ZM28 152H29V151H28ZM40 152H41V151H40ZM56 152H59V151H56ZM71 152H70V154H71ZM79 152H80V153H79ZM79 152H78L79 154H83L85 151H82V153H81V151H79ZM96 152H97V151H96ZM103 152H104V151H103ZM105 152H106V151H105ZM112 152H113V151H112ZM114 152H115V149H114ZM128 152H127V153H128ZM135 152H136V151H135ZM161 152H163V151H161ZM164 152H166V151L164 150ZM167 152H168V149H167ZM167 152H166V153H167ZM169 152H171V151H169ZM191 152H192V151H191ZM209 152H210V151H209ZM224 152H225V150H224ZM234 152H235V150H234ZM242 152H243V151H242ZM242 152H241V153H242ZM246 152H247V151L244 150V153H246ZM249 152H250V150H249ZM251 152H252V151H251ZM1 153H2V152H1ZM1 153H0V155H1ZM6 153H5V155H7V156H14V155H10L11 152H10V154H8V153L6 154ZM12 153L14 154V151H12ZM25 153H26V151H25ZM34 153H35V152H34ZM37 153H38V152H37ZM59 153H60V152H59ZM78 153H77V154H78ZM88 153H89V152H88ZM94 153H95V152H94ZM131 153H132V152H131ZM140 153H141V151L139 152V154H140ZM148 153H149V152H148ZM156 153H157V152H156ZM172 153H173V150H172ZM210 153H211V152H210ZM212 153H213V149H212ZM217 153H219V152H216V154H217ZM220 153H221V152H220ZM257 153H258V152H257ZM18 154H19V153H18ZM26 154H27V153H26ZM26 154H24V155H26ZM29 154H30V153H29ZM52 154H53V153H51V155H52ZM62 154H63V153H62ZM70 154H69V155H70ZM77 154H74V155H77ZM79 154H78V155H79ZM84 154H85V153H84ZM95 154H96V153H95ZM116 154H117V153H116ZM121 154H122V153H121ZM123 154H124V153H123ZM132 154L135 155L136 153H132ZM132 154H130V155H132ZM139 154H138V156L141 157L142 155L140 156ZM152 154H153V152H152ZM186 154H187V152H186ZM216 154H215V152H214L213 155H216ZM247 154H248V153H247ZM251 154H252V153L248 154V156L251 155ZM255 154H256V153H255ZM19 155H22V154L20 153ZM30 155H31V154H30ZM37 155H39V153H38ZM41 155H40V156H41ZM51 155H49V157H50L49 159H51V157H52V159H53V156L56 155V154H54L53 156H51ZM57 155H58V154H57ZM57 155H56V157H59L61 154H60L59 156H57ZM64 155H66V154L64 153L63 156H64ZM69 155H68V153H67L68 158H69ZM78 155H77L75 161H78V159H80L81 157H83V155H82V156L79 158ZM89 155H90V153L88 154V156H89ZM103 155H104V154H103ZM103 155H102V156H103ZM106 155H107V154H106ZM106 155H104L105 157H104V156H103V157L106 158ZM113 155H115V154H113ZM127 155H128V154H127ZM154 155H155V153H154ZM184 155H185V154H184ZM191 155H192V153H191ZM191 155H189L188 157H185V156H187V155H185L184 158H186V159L188 158V160H189V157H190ZM199 155H200V154H199ZM203 155H204V154H203ZM203 155H202V157H203ZM211 155H212V154H211ZM238 155H239V154H238ZM240 155H241V154H240ZM240 155H239V157H240ZM242 155H243V154H242ZM3 156H4V154H3ZM3 156L1 155L0 157H3ZM7 156H6V159L8 158ZM17 156H18V155H17ZM40 156H37V157H40ZM47 156L44 155V156H42V157H47ZM84 156L86 157V154H85ZM91 156L95 157V156L92 155V154H91ZM97 156H98V153H97ZM121 156H123V155H121ZM138 156L136 155V157H138ZM164 156H165V154H164ZM168 156H169V154H168ZM200 156H201V155H200ZM200 156H199V158H200ZM225 156H226V154H225ZM24 157H26V156H24ZM24 157H23V160H24ZM34 157H35V159H36V154H35ZM42 157H40V158L42 159ZM54 157H55V156H54ZM72 157H73V156H72ZM85 157H84V158H85ZM93 157H92V158H93ZM99 157H101V154L99 155ZM108 157H109V156H108ZM117 157H118V156H117ZM119 157H120V155H119ZM126 157H127V156H126ZM129 157H130V156H129ZM129 157H127V160H129V159H133V157H132V158H129ZM136 157H135V159L137 160ZM153 157H154V156H153ZM177 157H178V156H177ZM177 157H176V158H177ZM192 157H193V156H192ZM213 157H214V156H213ZM229 157H230V156H229V154H228V158H229ZM244 157H245V156H244ZM19 158L21 159V161H22V163H23L22 156H20ZM30 158H33V157H30ZM30 158H29V159H30ZM64 158H65V160L68 159V158L66 159L65 156H64ZM64 158H63V159H64ZM70 158H71V157H70ZM84 158H82V159L84 160ZM96 158H98V157H96ZM104 158H103V159H104ZM115 158H116V156H115ZM121 158H124V156L121 157ZM121 158H120V159H121ZM128 158H129V159H128ZM144 158H146V157H144ZM170 158H171V157H170ZM214 158H215V157H214ZM226 158H227V157H226ZM263 158H264V157H263ZM8 159H9V158H8ZM16 159H17V161H18V158H17V157H16ZM25 159H26V158H25ZM35 159L33 158L34 163L37 162V161H35ZM41 159H40V160H41ZM56 159H57V158H56ZM63 159H62L63 163L66 162V161L63 160ZM73 159H74V157H73ZM86 159L88 160V158H86ZM86 159H85V163H87ZM90 159H91V158H90ZM99 159H101V158H99ZM103 159H101V160H103ZM107 159H108V162H109L110 160L112 161V158H111V157H110V158H107ZM140 159H141V158H140ZM177 159H178V158H177ZM191 159H192V158H191ZM212 159H213V158H212ZM215 159H216V158H215ZM215 159H214V160H215ZM218 159H219V158H218ZM229 159H230V158H229ZM250 159H251V158H250ZM10 160H11V159H10ZM10 160H9V161H10ZM13 160H14V159H13ZM13 160L11 161V163H12V162H15V161H13ZM33 160H32V161H33ZM36 160H37V159H36ZM42 160H44V159H42ZM46 160H47V162L49 163L50 160H48V158H47ZM54 160H55V158H54ZM58 160H60V158H59ZM68 160H69V159H68ZM71 160H72V159H71ZM94 160H95V159H92L91 161L93 162ZM97 160H98V159H97ZM104 160H105V159H104ZM114 160H115V159H114ZM142 160H145V159H142ZM175 160H176V159H175ZM181 160H183V159L181 158ZM188 160H187V162H188ZM239 160H241V159H239ZM0 161H1V160H0ZM3 161H4V157H3V160L0 162V165L3 164V163H2ZM29 161H30V160H29ZM32 161H30V162H32ZM38 161H39V159H38ZM44 161H45V160H44ZM51 161H52V160H51ZM55 161H56V160H55ZM69 161H70V160H69ZM75 161H74V164L76 163ZM106 161H107V160H106ZM124 161H125V160H124ZM133 161H134V160H133ZM153 161H154V160H153ZM168 161H170V160H168ZM176 161H178V160H176ZM176 161H174V162H176ZM192 161H194V160H193V159H192V160H189V167H192V166H190V162H192ZM196 161H197V160H196ZM202 161H203V160H201V164L203 163ZM210 161H211V160H210ZM241 161H242V160H241ZM5 162H8V161H5ZM26 162H27V161H26ZM39 162H40V161H39ZM41 162H42V161H41ZM56 162H57V161H56ZM56 162H55V163H56ZM58 162H59V161H58ZM60 162H61V160H60ZM60 162H59V163H60ZM72 162H73V161H71V163H72ZM79 162H81V161L79 160V161L77 162V165L79 164L78 166H77V165H75V166L73 165L72 167L75 168V167L77 166V168H75V169H78V167L81 168L80 166H81L84 162H83L81 165H80ZM88 162H89V161H88ZM96 162L98 163L99 161H96ZM103 162H104V161H103ZM128 162H129V161H128ZM148 162H150V161L148 160ZM163 162H164V160H163ZM163 162H161V163H163ZM185 162H186V161H185ZM205 162H206V161H205ZM208 162H209V161H208ZM216 162H217V161H216ZM233 162H234V161H233ZM1 163H2V164H1ZM18 163H20V161H19ZM32 163H33V162H32ZM42 163H43V162H42ZM42 163H40V166H43V165H44V163H43V164H42ZM51 163H52V162H51ZM53 163H54V162H53ZM55 163H54L52 166L50 165L49 169L52 168V167H54ZM66 163L69 165L70 162L67 161ZM66 163H65V164H66ZM71 163H70V164H71ZM97 163H95V164L98 165ZM126 163H127V162H126ZM158 163H159V162H158ZM158 163H157V164H158ZM176 163H177V162H176ZM192 163H193V162H192ZM199 163H200V162H199ZM226 163H227V162H226ZM249 163H250V162H249ZM23 164H24V163H23ZM23 164H21V165H23ZM29 164H31V163H29ZM29 164H26V166L28 165V167H29ZM41 164H42V165H41ZM45 164H46V163H45ZM56 164H57V163H56ZM95 164H94V166H95ZM99 164H101V163L99 162ZM102 164H103V163H102ZM102 164H101V167H102ZM109 164H110V162L107 163V165H109ZM127 164H128V163H127ZM154 164H155V163H154ZM187 164H188V163H187ZM187 164L184 163V166H182V167H185V165H187ZM212 164H213V163H212ZM234 164H235V162H234ZM237 164H238V163H237ZM237 164H236V165H237ZM241 164H242V163H241ZM262 164H263V163H262ZM3 165H4V164H3ZM3 165H2V166H3ZM6 165H8V163H6ZM9 165H10V164H9ZM9 165H8V166H9ZM21 165H19V168H20L19 171L21 170V172H23V170H22V168H21V167H22ZM35 165H38V164L36 163ZM35 165H33V166H35ZM57 165H58V164H57ZM60 165H61V164H60ZM60 165H58V166H60ZM63 165H64V164H62V165L60 166L61 169H62V166H63ZM84 165H85V164H84ZM88 165H89V163H88ZM88 165H87V167H88ZM113 165H114V164H113ZM117 165H118V164H117ZM133 165H134V163H133ZM141 165H142V163H141ZM158 165H159V166H161V165L165 166L164 163L161 164V165H160V164H158ZM172 165H173V162L171 163V166H172ZM192 165H193V164H192ZM203 165H204V164H202L201 166H203ZM210 165H211V163H210ZM248 165H249V164H248ZM2 166H0V170H1V167H2ZM8 166H6V167H8ZM11 166H13V164H11ZM16 166H17V164H16ZM16 166H13V167H16ZM20 166H21V167H20ZM23 166H24V165H23ZM46 166H49V165L46 164ZM69 166H70V165H69ZM69 166L65 165L66 168H63V170L66 169L65 171H68V172H69L68 169L71 168V166H70V168H68ZM82 166H83V165H82ZM85 166H86V165H85ZM105 166H106V165H105ZM105 166H104V164H103V167H104V168H105ZM111 166H112V165H111ZM142 166H143V165H142ZM142 166H141V167H142ZM147 166H148V165H147ZM193 166H194V165H193ZM195 166H197V165H195ZM195 166H194V168L192 167L193 170H194V169H197V167L195 168ZM216 166H217V164L214 165V167H216ZM6 167H3V168H5V169H4V173L8 171V170L5 171L6 169H8V168H6ZM9 167H10V166H9ZM13 167H12L11 170H13ZM36 167H38V166H36ZM36 167H34V168H35L36 171H37V169H38L39 167H38V168H36ZM55 167H56V166H55ZM55 167H54V168H55ZM60 167H59V168H60ZM87 167H85V168H87ZM101 167H98V168H101ZM106 167H110V166H106ZM128 167H130V166H127L126 168H128ZM165 167H166V166H165ZM182 167H181V168H182ZM187 167H188V166H186V171L188 172ZM203 167H204V166H203ZM208 167H209V166H208ZM211 167H212V166H211ZM238 167L240 168L241 166H238ZM24 168H25V167H24ZM26 168H27V167H26ZM44 168H46V167H44ZM67 168H68V169H67ZM74 168H71V169H74ZM92 168H93V167H92ZM121 168H122V167H121ZM169 168H170V167H168V168H166V169H169ZM192 168H189V169L191 170ZM200 168H201V167H200ZM226 168H227V167H226ZM9 169H10V168H9ZM14 169H16V168H14ZM17 169H18V168H17ZM35 169H34V170H35ZM40 169H41V168H40ZM42 169H43V168H42ZM49 169L46 168L45 170L48 172ZM56 169H58V168H56ZM56 169H55V170H56ZM61 169H58V170H61ZM88 169H91V167H88ZM95 169H96V168H95ZM112 169H113V167H112L111 169H109V170H112ZM117 169H118V168H117ZM119 169H120V168H119ZM119 169H118V170H119ZM123 169H125V168H122V171H123ZM139 169H140V168H139ZM141 169H143V168H141ZM148 169H149V168H148ZM151 169H153V168H151ZM154 169H155V168H154ZM177 169H178V168H177ZM210 169H211V168H210ZM220 169H221V168H220ZM240 169H241V168H240ZM32 170H33V169H32ZM32 170H29V172H28V171H27V172L30 174V172H31ZM58 170H57V173H59ZM79 170H81V169H79ZM79 170H78V172H79ZM82 170H83V174H84V171H85L86 173L89 172V170L87 171V169H84V166H83V169H82ZM82 170H81V171H82ZM92 170H94V169H92ZM92 170H91V171H92ZM96 170H98V169H96ZM100 170H101V169H100ZM103 170H104V169H103ZM106 170H107V169H106ZM106 170H104V175H107V174L105 173ZM118 170H117V171H118ZM125 170H126V169H125ZM125 170H124V172L128 171V170H126V171H125ZM155 170H156V169H155ZM158 170H160V168H159ZM183 170H185V169H183ZM204 170H205V169H204ZM204 170H203V171H204ZM213 170H214V169H213ZM241 170H242V169H241ZM1 171H2V170H1ZM1 171H0V172H1ZM9 171H10V170H9ZM9 171H8V172H9ZM14 171H16V170H14ZM14 171H13V172H14ZM36 171H34V172H36ZM39 171H40V173H39L40 176H38L39 174H37V173H36V174H37V176H38V179H39V177H40V179H41V178H43L44 176H43V173H41V170H38L37 172H39ZM51 171H54V169H52ZM51 171L48 172V173L44 171V174L46 173V174L48 175V174L52 173ZM65 171L62 172L63 175L66 174V173H68V172H65ZM81 171H80V172H81ZM107 171H108V170H107ZM107 171H106V172H107ZM112 171H113V170H112ZM115 171H116V170H115ZM130 171H134V170H131V169H130ZM140 171H141V170H139V172H140ZM142 171H143V170H142ZM144 171L146 172V168H145ZM147 171H148V170H147ZM149 171H150V170H149ZM165 171L167 172V171H169V170H165ZM181 171H182V169H181ZM186 171H185V172H186ZM194 171L196 172V170H194ZM198 171H199V170H198ZM206 171H207V170H206ZM208 171H210V170H208ZM208 171H207V173H208ZM243 171H244V170H243ZM24 172H25V170H24ZM54 172H56V171H54ZM70 172H71V171H70ZM78 172H77V173H78ZM95 172H96V171H95ZM95 172H94V173H95ZM98 172H99V171H98ZM100 172H101V171H100ZM124 172H122V173H124ZM128 172H129V171H128ZM135 172L137 173V171H135ZM135 172H134V173H135ZM139 172H138V174H139ZM145 172H144V173H145ZM163 172H164V171H162V173H163ZM170 172H171V171H170ZM187 172H186V173H187ZM195 172H194V174H195ZM201 172H202V171H201ZM214 172H216V171H214ZM214 172H212V173H214ZM231 172H232V171H231ZM237 172H238V170H237ZM1 173H3V172H1ZM4 173H3V175H1V176H3V177L5 176V177H6L7 174H9V173H5V175H4ZM10 173H11V171H10ZM16 173H17V171H16ZM32 173H33V172H32ZM32 173H31V175H33ZM62 173H61V175H62ZM92 173H93V172H92ZM94 173H93V174H94ZM107 173H108V172H107ZM110 173H111V172H110ZM115 173H116V172H115ZM126 173H127V172H126ZM140 173H142V172H140ZM146 173H147V172H146ZM152 173H153V172H152ZM154 173H155V172H154ZM154 173H153V174H154ZM188 173L191 174V173H193V171L191 170V172H188ZM199 173H200V172H199ZM207 173H206V174H207ZM225 173H226V172H225ZM250 173H251V172H250ZM11 174H13V173H11ZM25 174H27V173L25 172ZM25 174L23 173V177L25 176ZM29 174H27V175H29ZM36 174H35V175H36ZM59 174H60V173H59ZM71 174H72V172H71ZM71 174H70V175H71ZM73 174H75V172H74ZM79 174H80V173H79ZM83 174H80V175H83ZM87 174H88V173H87ZM87 174H86V175H87ZM101 174H103V173L101 172ZM116 174H117V173H116ZM120 174H121V173H120ZM127 174H128V173H127ZM129 174H131V172H130ZM148 174H149V173H148ZM157 174H158V173H157ZM160 174H161V172H160ZM168 174H169V172H168ZM171 174H173V173H171ZM175 174H176V171H175ZM175 174H173L172 176H174ZM177 174H178V172H177ZM182 174H183V173H182ZM184 174H185V173H184ZM184 174H183V175H184ZM190 174H189V176H190ZM201 174H202V173H201ZM217 174H218V173H217ZM233 174H234V173H233ZM235 174H237V173H235ZM240 174H241V173H240ZM240 174H239V175H240ZM17 175H18V174H17ZM17 175H16V176H17ZM19 175H20V172H19ZM27 175L23 178L24 181H25V178H26V179L28 178ZM35 175L33 176L34 178H35ZM57 175H58V174H57ZM63 175H62V177H57V178H58V179L61 178V181H62V178L65 179V176L63 177ZM67 175H68V174H67ZM70 175L67 176V177L70 178ZM80 175H79V176H80ZM86 175H83V176H86ZM89 175H90L91 177H94L95 174L92 176L91 172H89ZM89 175H88V176H89ZM96 175H97V174H96ZM99 175H100V174H99ZM117 175H118V174H117ZM121 175H122V174H121ZM145 175H147V174H145ZM155 175H156V174H155ZM164 175H165V174L163 173V176H162V177H164ZM169 175H170V174H169ZM169 175H168V176H169ZM180 175H181V174H180ZM187 175H188V174H187ZM203 175H204V174H203ZM210 175H211V173H210ZM42 176H43V177H42ZM49 176H50V177H49V178H50L49 181H51V180H52V177H54L55 175L52 173V176H51V174H50ZM77 176H78V175L74 176V178H75V177H76V179H77V178H79V179L81 178V176H80V177H77ZM83 176H82V178H84ZM90 176H89L88 178H90ZM97 176H98V175H97ZM108 176H109V175H108ZM123 176H124V175H123ZM127 176L129 177V175H127ZM132 176H133V174H132ZM140 176H141V175H140ZM142 176H143V175H142ZM149 176H150V178H153V179L155 178V177H152V176H153L152 174L149 175ZM159 176H160V175H159ZM192 176H193V175H192ZM208 176H209V175H208ZM213 176H215V175L213 174L212 177H213ZM3 177H2V178H3ZM5 177H4V178H5ZM11 177H12V176H11ZM17 177H18V176H17ZM17 177H16V178H17ZM98 177H99V176H98ZM98 177H97V179H98ZM101 177H102V175H101ZM109 177H110V176H109ZM120 177H122V176H120ZM120 177H119V178H120ZM130 177H131V176H130ZM133 177H134V176H133ZM157 177H158V175H156V178H157ZM162 177H159V179L162 178ZM183 177H184V176H183ZM185 177H186V176H185ZM193 177H194V179H198L197 175H196V176L194 175ZM193 177H192V178H193ZM196 177H197V178H196ZM209 177H210V176H209ZM231 177H232V176H231ZM7 178L10 179L8 176L5 178V181H4V179H3V181H4L5 183L7 182L6 180H8ZM16 178H13V179H15V181H16ZM21 178H22V177H21ZM29 178H31V176H30ZM29 178H28V180H29ZM44 178H46V177H44ZM55 178H56V177H55ZM55 178H54V179H55ZM57 178H56V179H57ZM71 178H73V177L71 176ZM71 178H70V179H71ZM86 178H87V177H86ZM88 178H87V179H88ZM103 178L105 179L106 176H105V177L103 176ZM110 178H111V177H110ZM112 178H113V177H112ZM122 178H123V177H122ZM122 178H121V179H122ZM126 178H127V177H126ZM135 178H136V177H134V180H135ZM141 178H142V177H141ZM148 178H149V177H148ZM148 178H147V179H148ZM150 178H149V179H150ZM164 178H165V177H164ZM166 178H169V177H166ZM166 178H165V179H166ZM215 178H216V177H214L213 179H215ZM233 178H234V176H233ZM233 178H232V179H233ZM18 179H19V181L21 182L20 177L17 178V180H18ZM31 179H32V178H31ZM47 179H48V178H47ZM56 179H55V180H56ZM64 179H63V180H64ZM70 179H68V180L70 181ZM87 179H86V180H87ZM91 179H93V178H91ZM114 179H115V177H114ZM116 179H117V176H116ZM129 179H130V178H129ZM131 179H132V177H131ZM142 179H143V178H142ZM142 179H141V180H142ZM159 179H158V181H159ZM169 179H171V177H170ZM185 179H186V178H184V180H182V181H184V184H186V183H185V182H186ZM187 179H189V177H188ZM190 179H191V178H190ZM194 179H192V180L194 181ZM216 179H217V178H216ZM232 179H231V180H232ZM11 180H12V179H11ZM32 180H34V179H32ZM32 180L28 181V185L30 186V188H29V187H28V188L25 187L24 184H23V187L27 188V189H26L27 191H29L28 189H31V187H34V186H35L34 184H36V186H37V184H39V183H35V180H36V178H35V180L33 181L34 184L31 183V184L33 185V186H31V184H29V182H32ZM41 180H43V179H41ZM55 180H54V181H55ZM66 180H67V179H66ZM82 180H83V179H82ZM86 180H85V178H84L83 181L85 182ZM106 180H107V179H106ZM108 180H109V179H108ZM108 180H107V182H106V181H103V182H105V184L107 185ZM110 180H112V179H110ZM110 180H109V181H110ZM134 180L132 179V180H130L129 182L134 181ZM143 180H145V179H143ZM162 180H163V179H161V181H162ZM171 180H172V179H171ZM235 180H236V179H235ZM243 180H245V182H246L248 179H247V180H246V179H243ZM253 180H254V179H253ZM261 180H262V179H261ZM13 181H14V180H13ZM37 181H38V180H37ZM43 181H46V180H43ZM43 181H41V182L43 183ZM49 181H46V182H48V183L50 184L53 180H52L51 182H49ZM54 181H53V182H54ZM57 181H58V180H57ZM80 181H81V180H80ZM87 181H88V182L90 181V182H92V183L95 182V183H96L95 186H94L95 188H96L97 186H99V187H100V186H103L102 184H100V181H99V180H98V181H99L98 183H99L100 185L97 184V180H96V181H94V180H93V181H91V180H87ZM112 181H113V180H112ZM115 181H116V180H114V182H115ZM122 181H123V180H122ZM125 181H126V180H125ZM150 181H151V180H150ZM150 181H149V182H150ZM161 181H160V182H161ZM163 181H164V180H163ZM163 181H162V182H163ZM167 181H168V180H167ZM193 181H192V182H193ZM204 181H205V180H204ZM211 181H212V179H211ZM215 181H216V180H215ZM262 181H263V180H262ZM262 181H261V182H262ZM9 182H10V180L8 181V183H9ZM16 182L18 183V181H16ZM20 182L17 184V186L20 184ZM26 182H27V181H26ZM26 182H25V184H26ZM38 182H40V180H39ZM41 182H40V183H41ZM53 182H52V184L55 185V183H53ZM55 182H56V181H55ZM62 182H63V181H62ZM62 182H61V183L58 182V183L62 184ZM78 182H79V181H76V183H78ZM84 182H82V183H84ZM101 182H102V181H101ZM103 182H102V183H103ZM118 182H120V180H118ZM129 182H128V183H129ZM134 182L136 183V181H134ZM134 182H132V183H134ZM156 182H157V181H156ZM165 182H166V180H165ZM175 182H176V181H175ZM192 182H191V183H192ZM197 182H198V180H197ZM197 182H195V183H197ZM206 182H207V181H206ZM233 182H234V181H233ZM233 182H232V183H233ZM248 182H249V181H247L246 183H248ZM250 182H251V181H250ZM0 183H3V182H0ZM23 183H24V182H23ZM44 183H45V182H44ZM44 183L41 184L42 187H44L45 185H48V184H46V183H45V185H44ZM58 183H57V184H58ZM65 183H67V181L65 182V180H64V184L61 185L62 187L59 186V189H60V187L63 188L64 185L66 186ZM69 183H70V182H69ZM72 183H73V182L71 181L70 184L72 185ZM74 183H75V182H74ZM74 183H73V185H72L73 187H74ZM86 183H87V182H86ZM86 183H84V184H85V185H84L85 188H86V186H87ZM116 183H117V181H116ZM120 183H121V182H120ZM126 183H127V182H126ZM135 183H134V184H135ZM146 183H147V182H146ZM150 183H151V182H150ZM157 183H158V182H157ZM169 183H170V182H169ZM172 183H173V181H172ZM188 183H189V182H188ZM188 183H187L186 185H190V186H192V187L194 186L193 184H195V183H192V185H191V184H188ZM209 183H210V182H209ZM214 183H216V182H214ZM6 184H7V183H6ZM11 184H13V183H11ZM11 184L9 183V187H8V188H10V187L13 188V187H14V185L11 186ZM21 184H22V183H21ZM21 184H20V185H21ZM57 184H56V185H57ZM67 184H68V183H67ZM78 184H79V183H78ZM80 184H81V182H80ZM87 184H88V183H87ZM110 184H112V183H108V188H109V190H111L110 188L112 187V189H113L112 192H113V191L115 192V190H114V188H113V186L115 185V183H114V185H112L111 187H109ZM117 184H118V183H117ZM121 184H122V183H121ZM123 184H125V183H123ZM134 184H132V186H133ZM137 184H138V183H137ZM144 184H145V183H144ZM148 184H149V183H148ZM148 184H146V185H148ZM152 184H153V183H152ZM152 184H149V185L152 186ZM154 184H155V183H154ZM158 184H159V183H158ZM163 184H164V182H163ZM170 184H171V183H170ZM198 184H199V183H198ZM201 184H202V183H201ZM216 184H217V183H216ZM261 184H262V183H261ZM261 184H260V185H261ZM263 184H264V183H263ZM4 185H5V184H4ZM4 185L1 184L2 190H1V188H0V190H1L2 192L4 191L3 189L5 188V187L3 188ZM15 185H16V184H15ZM26 185H27V184H26ZM56 185H55V186H56ZM88 185H89V184H88ZM90 185H92V184L90 183ZM90 185H89V186H90ZM93 185H94V183H93ZM93 185H92V186H93ZM96 185H97V186H96ZM118 185H119V184H118ZM128 185H131V183L128 184ZM139 185H140V183H139ZM159 185H160V184H159ZM161 185H162V184H161ZM166 185H167V184H166ZM171 185H172V184H171ZM186 185H185V186H186ZM206 185H207V184H206ZM208 185H209V184H208ZM220 185H221V184H220ZM229 185H230V186H233V184H230V183H229ZM239 185H240V184H239ZM7 186H8V185H7ZM21 186H22V185H21ZM38 186H39V185H38ZM52 186H53V185H52ZM55 186H54V187H55ZM57 186H58V185H57ZM57 186H56L55 188L58 190V187H57ZM67 186L69 187L70 185H67ZM79 186H80V185H79ZM79 186H78V187L76 186V187H77V190H78V188H80ZM81 186H83V185H81ZM84 186H83V187H84ZM92 186H90L89 189H90V190L93 189V191H94V187L92 188ZM120 186H121V185H120ZM126 186H127V185H126ZM137 186H138V185H136V187H137ZM151 186H149L150 189H153V188H151ZM169 186H170V185H169ZM173 186H174V185H173ZM185 186H184V187H185ZM190 186H189V189H191ZM201 186H202V185H201ZM211 186H213V185L211 184ZM218 186H219V185H218ZM224 186H225V185H224ZM249 186H250V185H249ZM42 187H40V188L43 189ZM45 187H46V186H45ZM49 187H50V185H49ZM68 187H67V188L65 187V188L68 189ZM73 187H72L71 189H73ZM76 187H75V188H76ZM87 187H88V186H87ZM114 187H115V189L117 188L116 185H115ZM122 187H123V186L119 187V189L122 188ZM140 187H141V186H140ZM144 187H145V186H144ZM153 187H154V186H153ZM159 187H160V186H159ZM174 187H175V186H174ZM187 187H188V186H187ZM187 187H186V189H188ZM195 187H196V184H195ZM195 187H194V188H195ZM206 187H207V186H206ZM245 187H246V186H245ZM252 187H253V185H252ZM252 187H251V188H252ZM262 187H263V186H261V187L259 188L260 191H261ZM12 188H11V189H12ZM14 188H15L16 191H17V188H19V191H20V187H14ZM35 188H36V187H34V189H35ZM38 188H39V187H38ZM38 188H36L37 191H38ZM40 188H39V190L41 191ZM51 188H52V187H51ZM51 188H48V189L46 188V191H48L49 194H51V196H53V194H54V192H55L56 190H55V191H54V190H51L52 192L54 191L53 193H51L50 190H49V189H51ZM81 188H82V187H81ZM100 188H101V187H100ZM100 188L97 187L98 191H102V189L99 190ZM104 188H105V187H104ZM156 188H157V185H156ZM171 188H172V187H171ZM179 188H180V186H179ZM181 188H182V187H181ZM196 188H197V187H196ZM196 188H195V189H196ZM212 188L214 189V186H213ZM232 188H235V186H233ZM249 188H250V187H249ZM32 189H33V188H32ZM32 189H31V190H32ZM36 189H35V192H36ZM52 189H54V188H52ZM63 189H64V188H63ZM89 189H88V190H89ZM117 189H118V188H117ZM117 189H116V190H117ZM128 189H130V188H128ZM136 189H137V188H136ZM141 189H142V188H141ZM143 189H144V188H143ZM148 189H149V188H148ZM154 189H155V188H154ZM162 189H163V188H162ZM166 189H167V186H166ZM175 189H176V187H175ZM195 189H194V191L189 190V191H191V192H188V193L191 195V196L189 195L191 198H192L193 194H195L194 192L198 190V188H197V190H195ZM209 189H210V186H209ZM209 189H208V190H209ZM229 189H230V187H229ZM257 189H258V187H257ZM5 190H7V188H6ZM21 190H23V189L21 188ZM44 190H45V188H44ZM69 190H70V188H69ZM69 190H68V191H69ZM79 190H80V189H79ZM79 190H78V191H79ZM82 190H83V188H82ZM84 190H87V188L84 189ZM88 190H87L86 192L83 191L82 196H81L80 192H79V193L77 192V193L80 195L79 197H78V196H77V197H78V198H80V197L83 198V197L85 196V195L83 196V194L89 193ZM125 190H126V189H125ZM145 190H147V187L145 188ZM155 190H156V189H155ZM192 190H193V189H192ZM201 190H202V189H201ZM217 190H219V189H217ZM227 190H228V189H227ZM230 190H231V189H230ZM230 190H228V191H230ZM244 190H245V189H244ZM255 190H256V189H255ZM9 191H10V190H9ZM23 191H25V189H24ZM32 191H33V190H32ZM32 191H31V192H32ZM40 191H39V192H40ZM42 191H43V190H42ZM42 191H41V192H42ZM46 191H45V193H46ZM68 191L65 190L64 193L66 194V192H68ZM74 191H76V190L73 189V191H72L73 193H71V194L69 193V194H70V195L74 194ZM91 191H92V190H91ZM91 191H90V192H91ZM93 191H92V192H93ZM118 191H119V190H118ZM121 191H123V189H122ZM135 191H136V190H135ZM135 191H134V192H135ZM139 191H140V190H139ZM148 191H149V190H148ZM158 191H159V189H158ZM160 191H161V190H160ZM162 191H164V190H162ZM171 191H172V190H171ZM182 191H183V190H182ZM185 191H186V190H185ZM221 191L223 192V190H221ZM234 191H235V190H234ZM234 191H233V192H234ZM236 191H237V190H236ZM236 191H235V192H236ZM263 191H264V190H263ZM2 192H1V193H2ZM4 192H5V191H4ZM7 192H8V191H7ZM31 192H30V193H31ZM33 192H34V191H33ZM33 192H32L31 194H33ZM39 192H38V193H39ZM41 192H40L39 194H40V195L43 194V195H42V196H43L42 198H41V196H39V194L36 195V194L34 193V194L36 195L37 198H35V197H31L32 200H33V198H34V199H37V200L39 199L38 201H42L41 199L44 198V195H45V194H44V192H42V194H41ZM57 192H58V191H56V193H57ZM59 192H61V191L59 190ZM70 192H71V191H70ZM81 192H82V191H81ZM84 192H85V193H84ZM112 192H110V193L112 194ZM114 192H113V193H114ZM123 192H124V191H123ZM123 192H122V193H123ZM129 192H132V187H131V191L129 190ZM129 192H127V193H129ZM134 192H133V193H134ZM143 192H144V191H142V194H143ZM155 192H156V191H155ZM175 192H176V191H175ZM175 192H174V193H175ZM183 192H184V191H183ZM183 192H182V193H183ZM192 192H193V194H192ZM197 192H198V191H197ZM215 192H217V191H215ZM226 192H227V191H226ZM226 192H225V193H226ZM231 192H232V191H231ZM245 192L248 193L246 190H245ZM256 192H258V191H256ZM261 192H262V191H261ZM261 192H260V193H261ZM9 193H10V192H9ZM9 193H7V196H8ZM17 193H18V191H17ZM17 193H15L17 199H16L14 196H13L14 198H13V197H12V198L10 197V198H8V199H9V200H10V199H11V200H12V199H13V200L16 199L17 202H18V199L21 200V198H20V197L18 198ZM21 193H22V192L20 191L19 194H21ZM23 193H24V192H23ZM23 193H22V194H23ZM56 193H55L54 195L57 196ZM61 193H62V192H61ZM61 193H59V195H58V196H60V197L62 196L61 198H64L63 196L66 197V195H67V197H68V193H67L66 195H64V194L60 195ZM75 193H76V192H75ZM77 193H76V194H77ZM94 193L96 194V192H94ZM98 193H100V192H98ZM104 193H106L105 195H106V196L108 195V197H109V194H110V193H108L107 190H106ZM115 193H116V192H115ZM118 193H119V192H118ZM118 193H117V194H118ZM120 193H121V192H120ZM127 193H124V194L128 195ZM146 193H147V192H146ZM164 193H165V192H164ZM184 193H186V192H184ZM188 193H186V194H188ZM199 193H200V192H199ZM199 193H198V195H199ZM201 193L203 194L202 191H201ZM236 193H237V192H236ZM236 193H235V194H236ZM258 193H259V192H258ZM2 194H3V193H2ZM12 194H14V193H12ZM22 194H21V195H22ZM25 194H27V193L25 192ZM31 194L28 193V195H30V196H31ZM49 194H48V193L46 194L45 199L48 198V200H49V199H51V198H52V199L54 198V196H53V197H50ZM100 194H101V193H100ZM102 194H103V193H102ZM117 194H115V195L118 196ZM142 194L139 193L138 195H141V196H142ZM155 194H156V193H155ZM157 194H158V193H157ZM157 194H156V195H157ZM161 194H162V192H161ZM177 194H178V192H177ZM186 194H183V195H186ZM217 194H218V193H217ZM241 194H242V193H241ZM255 194H257V193H255ZM261 194H262V193H261ZM0 195H1V194H0ZM3 195H4V194H3ZM3 195H1V196H3ZM9 195L11 196V193H10ZM21 195H20V196H21ZM23 195H24V194H23ZM28 195H25V196L27 197ZM47 195H48V196H47ZM90 195L92 196V195H94V194H93V193H90L88 196H90ZM115 195H114V196H115ZM130 195H131V194H130ZM147 195H148V194H147ZM152 195H153V191H152ZM152 195H151V196H152ZM156 195H153V196L156 197ZM164 195H166V194H164ZM168 195H170V194H168ZM198 195H197V197H195V196H194V197H195V198L201 197L200 195H199V196H198ZM225 195L227 196V194H225ZM228 195H229V194H228ZM262 195H263V194H262ZM262 195H260V196H262ZM4 196H6V194H5ZM4 196H3V197H4ZM7 196H6V198H7ZM25 196H24V197H25ZM32 196H34V195H32ZM38 196H39V197H38ZM58 196H57V197H58ZM74 196H75V195H74ZM86 196H87V195H86ZM95 196H97V195H95ZM99 196H100V195H98V197H99ZM102 196H103V197H102ZM102 196H101V197L104 198V195H102ZM106 196H105V197H106ZM112 196H113V195H111V197H112ZM114 196H113V197H114ZM128 196H129V195H128ZM151 196H150V199L152 200L154 197L151 198ZM157 196H158V195H157ZM161 196H162V195H161ZM166 196H167V195H166ZM177 196H179V195H177ZM177 196H176V197H177ZM203 196H204V195H203ZM207 196H208V194H207ZM212 196H213V195H212ZM250 196H251V195H250ZM257 196H258V195H257ZM257 196H256V197H257ZM24 197H22V198H24ZM26 197H25V199H26L25 201H26L27 203H29V201L33 202L32 200L27 201V200H28L27 198H29V197H27V198H26ZM60 197H59V198H60ZM72 197H73V196H72ZM75 197H76V196H75ZM93 197H94V196H93ZM113 197H112V198H113ZM118 197H119V196H118ZM120 197H121V196H120ZM129 197H130V196H129ZM146 197H147V196H146ZM164 197H165V196H164ZM186 197H187V196H186ZM186 197H185V198H186ZM190 197H189V198H190ZM215 197H216V196H215ZM227 197H228V196H227ZM1 198H2V197H0V201H1V202L7 203V205L10 203V202H6L5 200H1ZM31 198H29V199H31ZM40 198H41V199H40ZM91 198H92V197H91ZM91 198H90V199H89V198H86V200L88 199L89 202L86 201V200H85V202L90 203V204H92V203L94 204V202H92V201L90 202ZM95 198H96V197H95ZM95 198H94V199H95ZM102 198H100V199H102ZM112 198H111V199H112ZM123 198H124V197H123ZM125 198H126V197H125ZM133 198H134V197H133ZM138 198H139V197H138ZM144 198H145V197H144ZM156 198H157V197H156ZM162 198H163V197H162ZM170 198H171V197H170ZM185 198H184V199H185ZM204 198H205V196H204ZM206 198H207V197H206ZM235 198H236V197H235ZM261 198H262V197H261ZM2 199H3V198H2ZM4 199H5V197H4ZM8 199H7V200H8ZM45 199H43V201H44ZM68 199H73V198H70V196H69ZM74 199H75V198H74ZM74 199H73V202L75 203ZM109 199H110V198H109ZM114 199L116 200L115 197H114ZM118 199H119V198H118ZM136 199H137V197H136ZM136 199H135V200H136ZM140 199H141V198H140ZM142 199H143V197H142ZM146 199H148V198H145V200H146ZM179 199H180V198H179ZM187 199H188V198H187ZM246 199H247V198H246ZM9 200H8V201H9ZM13 200H12V201H13ZM20 200H19V201H20ZM37 200H34V201H36L35 204L38 203ZM48 200H45V201L48 202ZM54 200L56 201V200H58V199L55 198ZM60 200H62V199H60ZM64 200H65V198H64ZM81 200H82V199H79V200H77V201L79 202V201H81ZM92 200H93V198H92ZM103 200H104V199H103ZM119 200H121V199H119ZM119 200H117V201H119ZM130 200H131V199H130ZM177 200H178V197H177ZM185 200H186V199H185ZM189 200L192 201L193 199H189ZM189 200H188V201H189ZM237 200H238V199H237ZM258 200H259V199H258ZM260 200H261V199H260ZM262 200H263V199H262ZM12 201H11V202H12ZM22 201H23V200H22ZM22 201H20V203H21ZM51 201H52V200H51ZM51 201H50V202H51ZM66 201L68 202V200H66ZM83 201H84V198H83ZM99 201H100V200L97 199V203H99ZM105 201H106V199H105ZM107 201H110V200L107 199ZM107 201H106L107 206H108V207H111L112 205L110 206L109 204H110L113 200L110 201L109 204L107 203ZM117 201H116V203H117ZM124 201H126V199H124ZM127 201H128V199H127ZM142 201H143V200H142ZM160 201H161V200H160ZM171 201H172V199H171ZM174 201H175V200H174ZM180 201H181V199H180ZM180 201H179V202H180ZM197 201H198V203L201 204L200 199H199V200L197 199ZM197 201H196V202H197ZM212 201H213V199H212ZM235 201H236V200H235ZM1 202H0V205L2 206ZM17 202L14 203V206H12L13 204H12V205L9 204V206L15 207V205H16V207L18 208L19 205L17 206V204H18L19 202H18V203H17ZM26 202H25V203H26ZM52 202H53V201H52ZM60 202H61V201H60ZM60 202H58V201H57V202H54V203H52L53 205H52L51 203H47V204H51V206H54V205H56V203H57V204L59 203L58 205H60ZM62 202H63V201H62ZM62 202H61V203H62ZM70 202L73 203L72 201H70ZM70 202H68V204H69ZM81 202H82V201H81ZM101 202H102V201H101ZM101 202H100V203H101ZM103 202H104V201H103ZM130 202H131V201H130ZM135 202H136V201H135ZM140 202H141V200H140ZM144 202H145V201H144ZM149 202H151V201H149ZM152 202H153V201H152ZM158 202H159V201H158ZM193 202H194V200H193ZM218 202H219V201H218ZM245 202H246V201H245ZM12 203H13V202H12ZM16 203H17V204H16ZM39 203H40V202H39ZM42 203H43V202H42ZM79 203H80V202H79ZM82 203H83V202H82ZM114 203H115V201H114ZM114 203H113V204H114ZM116 203H115V205H114L115 207H117V206H116ZM118 203H119V202H118ZM124 203H125V202H124ZM124 203H123L122 201L120 202L121 205L124 204ZM177 203H178V202H177ZM188 203H190V202H188ZM211 203H213V202H211ZM222 203H223V202H222ZM226 203H227V202H226ZM246 203H247V202H246ZM22 204L25 206L24 203H21L20 206H21ZM30 204H32V205H30V206L33 207V203H30ZM40 204H41V203H40ZM40 204H39V206H40ZM44 204H45V203H44ZM44 204H43V205H44ZM47 204H45V205H47ZM63 204H65V202H64ZM63 204H61V205H63ZM77 204H78V203H77ZM106 204H104V205L106 206ZM111 204H112V203H111ZM142 204H143V203H142ZM150 204H153L152 206H154V205L156 204V200H155V204H154V203H150ZM180 204H181V203H180ZM183 204H184V202H183ZM191 204H192V202H191ZM191 204H190V205H191ZM205 204H206V203H205ZM205 204H204V205H205ZM216 204H217V203H216ZM220 204H221V203H220ZM7 205H5V206L8 208ZM26 205H29V204H26ZM70 205H71V204H70ZM73 205H74V204H73ZM78 205H79V204H78ZM78 205H74V206H76L78 209H80L81 207H79ZM85 205H87V204L85 203ZM88 205H89V204H88ZM88 205H87V207L90 209V208H91V207H90L91 205H89V206H88ZM94 205L97 206V207H96L97 209L99 208V207H98L99 204H94ZM94 205H93V206H94ZM104 205H103V206H104ZM121 205L118 204V207H120ZM125 205H126V204H124L123 206L126 207ZM128 205H129V204H128ZM134 205H135V204H134ZM139 205H141V204L139 203ZM139 205H136V206L139 207ZM147 205H149V204H147ZM166 205H168V203H167ZM166 205H165V206H166ZM184 205H186V204H184ZM198 205H199V204H198ZM201 205H203V204H201ZM210 205H211V204H210ZM213 205H214V204H213ZM223 205H224V203H223ZM243 205H244V204H243ZM245 205H246V204H245ZM258 205H259V203H258ZM51 206L48 205V208H47V209H48V210H47L48 212L45 211V210H46L45 208H46L47 206H46V207H45V206H41V207H42L43 210L45 209L43 212H47V213H49V212H50L49 210H52V209L55 208V206H54V208H52ZM68 206H69V205H68ZM80 206H81V205H80ZM99 206H100V205H99ZM101 206H102V203H101ZM103 206H102V207H103ZM114 206H112V207H114ZM123 206H121V207L124 208ZM130 206H131L130 209H132V204H131ZM145 206H146V204L144 205V207H145ZM150 206H151V205H150ZM157 206H159V205H157ZM188 206H189V205H188ZM206 206H209V205L206 204L204 207L206 208ZM211 206H212V205H211ZM220 206H221V205H220ZM224 206H225V205H224ZM2 207H3V208H6V207H4V204H3ZM16 207H15V208H16ZM26 207H27V206H25V208H26ZM61 207H64V206H61ZM65 207H66V204H65ZM76 207H74V208H76ZM84 207H85V206H84V204H83V207H82V208H84ZM102 207H100V208H101V210L103 211L104 209H102ZM118 207H117V208H118ZM127 207L129 208V206H127ZM133 207H134V206H133ZM148 207H149V206H148ZM163 207H164V206H163ZM191 207H192V206H191ZM194 207H196V206H194ZM202 207H203V206H202ZM202 207H201V209H202ZM216 207H217V205H216ZM231 207H232V206H231ZM237 207H239V205H237ZM252 207H253V206H252ZM0 208H1V207H0ZM7 208H6V209H7ZM15 208H14V209H15ZM17 208H16V210H18V209L21 210L20 207H19L18 209H17ZM21 208H22V206H21ZM27 208L30 209V211H31V210L34 211V208L36 209V208H38V207H34V208L31 209V207L29 208V206H28ZM49 208H51V209H49ZM56 208H57V207H56ZM58 208H59V207H58ZM68 208H69V209L72 208V209L70 210V212H72V211H74V213L77 212V211H75V210L73 209V206H72V207H67V210H68ZM77 208H76V209H77ZM92 208H94V207H92ZM100 208H99V210H100ZM104 208H105V207H104ZM117 208H116V209H117ZM135 208H136V207H135ZM139 208H140V207H139ZM146 208H147V207H146ZM146 208H145V209H146ZM149 208L151 209V207H149ZM152 208H153V207H152ZM186 208H187V207H186ZM186 208H185V209H186ZM198 208H199V207H198ZM209 208H210V207H209ZM250 208H251V206H250ZM255 208H256V207H255ZM1 209H2V208H1ZM6 209H5V210H6ZM10 209H11V207H10ZM10 209H9V210H10ZM12 209H13V208H12ZM23 209H24V207H23ZM28 209H27V210H28ZM40 209H41V208H40ZM40 209H38V210H40ZM59 209H60V208H59ZM63 209L66 210V208H63ZM85 209H86V211H87V208H86V207L84 208V210H85ZM94 209H95V208H94ZM108 209L110 210V208H107V209L105 208V210H108ZM125 209H126V208H124V210H125ZM140 209H141V208H140ZM150 209H149V212H150ZM158 209H159V208H158ZM175 209H176V207H175ZM178 209H179V208H178ZM188 209H189V207H188ZM190 209H191V211H193L192 208H190ZM190 209H189V210H190ZM212 209H216V208H212ZM217 209H219V207H217ZM245 209H246V208H245ZM38 210H36V211H38ZM67 210H66V211H67ZM80 210H81V209H80ZM82 210H83V209H82ZM84 210L81 211V213H80V211L78 210L77 215H78V214H82V213L84 212ZM92 210H93V209H92ZM105 210H104V211H105ZM118 210H119V209H118ZM122 210H123V209H121V211H122ZM126 210H127V209H126ZM126 210H125V211H126ZM128 210H129V209H128ZM134 210H135V209H134ZM134 210H133V212H130V211H131V210H130V211H129V212H130L129 214L132 215V213H134ZM136 210H137V209H136ZM136 210H135V212L138 211V210H137V211H136ZM151 210H152V209H151ZM183 210H184V207H183ZM189 210H188V211H187V209L185 210L186 212H188V215H189ZM207 210H208V208H207ZM238 210H239V209H238ZM3 211H4V210H3ZM23 211H24V212H23ZM23 211H22V212H23L24 214H23V217H22V218L25 219V221H26L28 218L26 219V218L24 217L25 212H26V214H27L28 216H30V215L28 214V212L31 214V212L33 213V211H31V212H30V211H26V209L23 210ZM36 211H35V213H36ZM52 211H53V210H52ZM54 211H56V209H55ZM68 211H69V210H68ZM86 211H85L84 213H87V212L90 211V210H88L87 212H86ZM110 211H113V210H110ZM114 211H116V210H114ZM121 211H120V214H121ZM125 211H124V212H125ZM142 211H143V209H142ZM146 211H147V209H146ZM160 211H161V210H160ZM165 211H166V210H165ZM170 211H172V210H170ZM174 211H175V210H174ZM195 211H196V209H195ZM202 211H203V210H202ZM204 211H205V209H204ZM209 211H211V209H210ZM1 212H2V211H1ZM1 212H0V213H1ZM5 212H6V211H5ZM8 212H9V211H8ZM13 212H15V211H13ZM18 212H19V211H18ZM40 212H41V210H40ZM40 212H39V213H40ZM93 212H94V211H93ZM95 212H96V211H95ZM97 212H98V211H97ZM99 212H100V211H99ZM106 212H109V211H106ZM157 212H158V210H157ZM196 212H197V211H196ZM206 212H207V211H206ZM212 212H213V211H212ZM231 212H232V211H231ZM6 213H7V212H6ZM6 213H3V214L6 215ZM15 213H16V212H15ZM15 213H14V214H15ZM19 213H20V212H19ZM39 213H38V214H39ZM47 213H46V215H47V217H48V214H47ZM50 213H52V212H50ZM53 213H54V212H53ZM58 213H59V212H58ZM67 213H68V212H67ZM72 213H73V212H72ZM72 213H71V214H72ZM74 213H73V214H74ZM84 213H83V214H84ZM89 213H90V212H89ZM101 213H102V212H101ZM101 213L96 214V216H95V217H97L96 219L93 218L94 216H93L92 218L95 219L96 221H98L99 218L102 219L101 217H98V215L102 216L103 213H102V214H101ZM114 213H115V212H114ZM116 213H117V211H116ZM118 213H119V212H118ZM118 213L116 214L117 216L119 215ZM140 213H142V212H140ZM145 213H146V212H145ZM191 213H193V212H191ZM191 213H190V214H191ZM197 213H200V212H197ZM201 213L203 214L204 212H201ZM208 213H209V212H208ZM234 213H235V212H234ZM250 213L253 214V212H250ZM256 213H257V212H256ZM261 213H262V212H261ZM41 214H42V213H41ZM41 214H39V217L41 216ZM55 214L58 215L56 212H55ZM71 214H70V216L68 215L69 218L72 216ZM83 214H82V216H83ZM91 214H92V212H91ZM91 214H89V215H91ZM111 214H113V213H111ZM124 214H128V212H127V213L125 212V213H123L122 215H124ZM129 214H128V215H129ZM138 214H139V212H138ZM150 214H151V212H150ZM150 214H148V215H150ZM154 214H155V213H154ZM209 214H210V213H209ZM212 214L214 215L215 212H214V213H211V215H212ZM217 214H218V211H217ZM217 214H216V215H217ZM223 214H224V212H223ZM241 214H242V213H241ZM10 215H11V214H10ZM15 215H16V214H15ZM44 215H45V213H44ZM49 215L52 216V217L55 216L54 214H49ZM64 215H66V213H65ZM64 215H63V216H64ZM87 215H88V213H87ZM89 215H88V217H89ZM94 215H95V213H94ZM103 215H105V212H104ZM107 215H109V214H107ZM113 215H114V216H113ZM113 215H112L113 218L116 217V219H117V216H116L115 214H113ZM130 215H129V216H130ZM135 215H136V214H135ZM144 215H146V214H144ZM144 215H143V216H144ZM152 215H153V214H152ZM157 215H158V213H157ZM186 215H187V214H186ZM188 215H187V216H188ZM199 215H201V214H199ZM207 215H208V214H207ZM211 215H210V216H211ZM239 215H240V214H239ZM259 215H260V214H259ZM17 216H19V215H17ZM42 216H43V214H42ZM63 216H61V217H63ZM66 216H67V215H66ZM75 216H76V215H75ZM84 216L86 217V214H85ZM119 216H120V215H119ZM119 216H118V219L122 218V217L119 218ZM133 216H134V215H133ZM133 216H131V217H129V218H132ZM139 216H141V215H139ZM143 216H142V219H143ZM146 216H147V215H146ZM153 216H154V215H153ZM190 216H191V215H190ZM193 216H194V213H193ZM208 216H209V215H208ZM221 216H222V215H221ZM226 216H227V215H226ZM233 216H234V215H233ZM261 216H262V215H261ZM0 217H2V216H0ZM6 217H9V215L6 216ZM6 217H5V218H6ZM15 217H16V216H15ZM45 217H46V216H45ZM61 217H60V219H61ZM72 217H73V216H72ZM72 217H71V219H72ZM76 217H77V216H76ZM88 217L86 218V220L88 219L87 222H85V219L82 217V219H83V221H84L85 224H87L88 221L91 220V219L88 218ZM90 217H91V216H90ZM103 217H104V216H103ZM106 217H107V216H105V218H106ZM110 217H111V215H110ZM126 217H127V215H126ZM134 217H135V216H134ZM154 217H155V216H154ZM196 217H197V216H196ZM199 217H200V216H199ZM216 217H218V216H216ZM222 217H223V216H222ZM230 217L232 218V216H230ZM234 217H235V216H234ZM237 217H238V216H237ZM247 217H248V216H247ZM251 217H252V215H251ZM254 217H255V216H254ZM254 217H253V218H254ZM258 217H259V216H258ZM263 217H264V214H263ZM5 218L3 217L2 219L4 220ZM10 218L13 219L11 216L9 217V219H10ZM16 218L19 220L20 217H16ZM40 218H41V217H40ZM50 218H51V217H50ZM57 218H58V221H59L60 223H63L62 221L64 220L63 218H65V217L62 218L63 220H62V219L60 220V219H59V216H58ZM74 218H75V217H74ZM79 218H80V217H79ZM124 218H125V216H124ZM127 218H128V217H127ZM127 218H126V219H127ZM140 218H141V217H140ZM171 218H172V217H171ZM188 218H189V217H188ZM193 218H194V217H193ZM193 218H192V220H193ZM201 218H202V217H201ZM223 218H225V221H226V217H223ZM223 218H222V219H223ZM245 218H246V217H245ZM255 218H256V217H255ZM259 218H260V217H259ZM261 218H262V217H261ZM2 219L0 218L1 221H2ZM11 219H10V222H8V218H7V222L11 224V226H10V224H9V226H7V227H8V228L10 227V229H11L12 226H13V225H12L13 223H11V221H12ZM17 219H16V220H17ZM23 219H22V220H23ZM38 219H39V218H38ZM42 219L45 220L46 218H42ZM42 219H41V220H42ZM52 219H53V218H52ZM52 219H49V218H48V222L50 223V226H49V225H48V226H49L50 229H52V230H51L52 232L49 231L50 229H49L48 227H47V229H49V230H47V229H46V230H47L48 232H51L52 234H54V233H55V230H58V229H56V227H58V226L61 225V224H59V223L56 221L57 219H56V217H55L53 220L56 219V220H55V221L57 222L56 224H59L58 226H57V225L55 226V225L53 224L55 221L52 222V221H53ZM67 219H68V218L66 217L65 220H67ZM82 219H79V220L82 221ZM97 219H98V220H97ZM103 219H104V218H103ZM103 219H102V220H103ZM106 219H107V218H106ZM111 219H112V218H110V220H111ZM133 219H135V218H132V221H133ZM145 219H146V218H145ZM197 219H198V218H195V220H197ZM204 219H205V218H204ZM206 219H207V218H206ZM206 219H205V220H206ZM232 219H233V218H232ZM247 219H248V218H247ZM249 219H250V218H249ZM50 220H51V221H50ZM76 220H77V219H76ZM76 220H72V221H75V222H76ZM79 220H78V221H79ZM104 220H105V219H104ZM112 220H113V219H112ZM112 220H111V221H112ZM114 220H115V219H114ZM120 220H121V219H120ZM120 220H119V221H120ZM123 220H124V219H123ZM127 220H128V219H127ZM129 220H130V219H129ZM135 220H136V219H135ZM140 220H141V219H140ZM143 220H144V219H143ZM149 220H150V219H149ZM152 220H153V219H152ZM187 220H188V219H187ZM195 220H194V223H195ZM201 220H202V219H201ZM230 220H231V219H230ZM230 220H229V221H230ZM238 220H239V219H238ZM238 220H237V221H238ZM241 220L244 221V220H243V217H242ZM251 220H252V219H251ZM251 220H250V221H251ZM263 220H264V219H263ZM5 221H6V220H5ZM5 221H4V222H5ZM25 221H22V222L25 223ZM27 221H28V220H27ZM39 221H40V219H39ZM39 221H37V222H39ZM81 221H79V222H81ZM100 221H101V220H100ZM106 221H107V220H106ZM116 221H117V220H115L114 222H116ZM130 221H131V220H130ZM132 221H131V222H132ZM138 221H139V220H138ZM141 221H142V220H141ZM145 221H147V220H144L143 222H145ZM171 221H172V220H171ZM183 221H185V220L183 219ZM214 221H215V220H214ZM220 221H221V220H220ZM248 221H249V220H248ZM7 222H6V223H7ZM13 222H16V221H14V219H13ZM40 222H41V221H40ZM40 222H39V223H40ZM42 222L44 223V221H42ZM45 222H46V224H49L46 220H45ZM51 222H52V224H51ZM75 222H74V224H73V222H71V224H73V227H75V224L78 225V226H76V227H79V225H80L81 223L77 224V223H75ZM124 222H125V221H124ZM127 222L129 223V221H127ZM163 222H164V221H163ZM197 222H198V221H197ZM201 222H202V221H201ZM234 222H236V221L234 220ZM238 222H239V221H238ZM6 223H2V224L5 225ZM8 223H7V225H8ZM16 223L18 224V221H17ZM23 223L20 224V222H19V224H20L19 226H22ZM64 223H65V222H64ZM69 223H70V222H69ZM89 223H90V221H89ZM89 223L87 224V227H88V228H86V229H85V226H82V227H84V229L80 228L81 226L79 227V229H80V233H82V234L84 233L82 230H85V232H86V230H87V231H88V230L91 231V229H89V227H90L89 225H90L92 222H91L90 224H89ZM105 223H106V222L104 221V224H105ZM107 223L114 224V223H112V222H108V221H107ZM120 223L123 224V222H120ZM135 223H136V221H135ZM141 223H142V222H141ZM141 223H139V224H141ZM148 223H150V222L148 221ZM148 223H147V225H148ZM159 223H161V222L159 221ZM186 223H187V222H186ZM194 223H193V224H194ZM199 223H200V222H199ZM17 224H16V225H17ZM65 224H66V223H65ZM85 224H82V225H85ZM94 224H96V222H95ZM94 224H93V226H94ZM100 224H102V226H103V223H100ZM116 224H117V223H116ZM137 224H138V223H137ZM189 224H190V223H189ZM202 224H203V223H202ZM202 224H199V225H202ZM204 224H208V223H204ZM209 224H210V223H209ZM226 224H227V223H226ZM252 224H254V222H253ZM252 224H251V225H252ZM262 224H263V223H262ZM0 225H1V224H0ZM16 225H15V223H14V227H13V228H14V231H15V229H16V231H17V229H18V228H16ZM24 225L27 226L28 224L25 223ZM29 225H30V224H29ZM38 225L43 226L41 223L38 224ZM51 225H54V226H55V227L52 226V227L55 228L54 230H53V228H51ZM67 225H69V224H67ZM67 225H66V226H65V225H64V226H60V227H61V228H62V227L71 228V227H67ZM119 225H120V224H119ZM123 225H124V224H123ZM125 225H126V224H125ZM127 225H128V224H127ZM131 225H132V224H131ZM161 225H162V224H161ZM196 225H198V223H197ZM1 226H2V225H1ZM19 226L17 225V227H19ZM41 226L38 227V229L34 231V235H36V233L38 234V232H36V231L42 230V228H44L46 225H45V223H44V226H43V227H41ZM69 226H71V225H69ZM93 226H91V228H93ZM102 226H99V223H98L97 226L95 225V227H96V229H97V232H98V230H100L99 227H102ZM104 226H105V225H104ZM106 226H107V224H106ZM109 226H110V225H109ZM115 226H116V225H115ZM115 226H113V227L115 228ZM129 226H130V224H129ZM132 226H133V227H132V228H133L132 231H135V230H136V229L134 230V228H136L135 225H132ZM143 226H145V224H144ZM168 226H169V225H168ZM173 226H174V225H173ZM187 226H188V225H186V227H187ZM190 226H191V225H190ZM192 226H193V225H192ZM234 226L236 227V225H233V228H234ZM238 226H239V225H238ZM241 226H242V225H241ZM23 227L25 228V230H22V231H23L24 234H25V232H26V228H27L28 226H27V227L22 226V229H23ZM97 227H98V228H97ZM110 227H112V226H110ZM113 227H112V228H113ZM116 227H117V226H116ZM121 227H122V225H120V228H121ZM127 227H128V226H127ZM130 227H131V226H130ZM130 227H129V228H130ZM137 227H138V226H137ZM146 227H147V226H146ZM150 227H151V226H150ZM156 227H157V226H156ZM169 227H170V226H169ZM239 227H240V226H239ZM244 227H245V224H244ZM249 227H250V226H249ZM255 227H256V226H255ZM5 228H6V227L4 226V228H3V232H4V233L7 231V229H6V231H4ZM19 228L21 229V227H19ZM31 228H32V227H31ZM58 228H59V227H58ZM108 228H109V227H108ZM108 228H107L106 230L110 232V230H108ZM118 228H119V226H118ZM129 228H127V229L129 230ZM148 228H149V226H148ZM159 228H160V227H159ZM193 228H194V227H193ZM237 228H238V227H237ZM237 228H235V230H236ZM240 228H241V227H240ZM242 228H243V227H242ZM259 228H260V227H259ZM10 229H9V230H10ZM27 229H28V228H27ZM29 229H30V228H29ZM73 229H74V228H73ZM77 229H78V228H77ZM77 229H75V231H77ZM79 229H78V230H79ZM81 229H82V230H81ZM101 229H102L103 231H105L104 227L101 228ZM116 229H117V228H115L114 230H116ZM121 229H122V228H121ZM127 229H126V230H127ZM155 229H157V228H154V230H155ZM221 229H222V228H221ZM245 229H246V228H245ZM245 229H243V230H245ZM247 229H248V228H247ZM31 230H32V229H31ZM61 230H62V229H61ZM61 230H60V228H59L58 231L61 232ZM69 230H71V232H72V229H69ZM93 230L95 231L94 228H93ZM102 230H101V231H102ZM126 230H123L122 232H123V233H124V231L127 232L128 230H127V231H126ZM148 230H149V229H148ZM172 230H173V229H172ZM174 230H175V229H174ZM184 230H185V229H184ZM248 230H249V229H248ZM248 230H247V231H248ZM0 231H1V229H0ZM16 231H15V232H12V233H13V234H14V233L16 234ZM22 231H21V232H22ZM42 231H44V229H43ZM58 231H57V232H58ZM90 231H88V232H90ZM94 231H92V232H94ZM101 231H99V234H97V235H100ZM103 231H102L101 235L103 234ZM107 231L104 232V233H107V236H108V235H109V234H108L109 232H107ZM111 231H112V229H111ZM158 231H159V230H157V232H158ZM161 231H162V230H161ZM204 231H205V230H204ZM240 231H241V230H240ZM3 232H2V233H3ZM9 232H11V230L8 231L7 233L10 234ZM19 232H20V230H19ZM27 232H28V230H27ZM32 232H33V231H32ZM39 232H40V231H39ZM44 232L46 233V231H44ZM44 232H40V233L42 234V233H44ZM53 232H54V233H53ZM57 232H56V233H57ZM60 232H58V233H60ZM112 232L114 233L115 231H112ZM122 232L120 231L119 233H122ZM130 232H131V231H130ZM148 232H149V231H148ZM165 232H166V231H165ZM167 232H168V230H167ZM169 232H170V231H169ZM169 232H168V233H169ZM236 232H237V231H236ZM2 233L0 234V236L2 235ZM4 233H3V234H4ZM7 233H5V234H7ZM17 233H18V231H17ZM40 233H39V236L44 237L45 234H42V235H41ZM68 233H69V232H68ZM68 233H67V234H68ZM77 233H79V232H77ZM90 233H91V232H90ZM94 233H96V232H94ZM94 233H92V234H94ZM131 233H133V232H131ZM137 233H138V232H137ZM142 233H143V232H142ZM208 233H209V232H208ZM251 233H252V232H251ZM15 234H14V235H15ZM18 234H19L18 237L21 236V235L23 236L22 233H21V235H20V233H18ZM82 234H81V237H82V236L84 237V234H85V233H84L83 235H82ZM92 234H90V235H92ZM110 234H111V233H110ZM128 234H129V231H128ZM128 234H127V236H128ZM184 234H185V232H184ZM196 234H197V233H196ZM202 234H203V232L201 233L200 236H202ZM225 234H226V233H225ZM14 235H13V237H15L17 234H16L15 236H14ZM27 235H28V233H27ZM31 235H32V234H31ZM34 235H33V236H34ZM71 235H75V234H71ZM76 235L79 237L78 234H76ZM85 235L89 237V235H87V233H86ZM101 235H100V236H101ZM111 235H112V234H111ZM111 235L109 236L110 238H111ZM113 235H114V234H113ZM113 235H112V236H113ZM117 235L119 236L118 233H116V236H117ZM120 235H122V234H120ZM135 235L137 236L136 233H135ZM140 235H141V234H140ZM142 235H143V234H142ZM145 235H146V233H145ZM153 235H154V234H153ZM193 235H194V234H193ZM257 235H258V234H257ZM7 236H8V235H7ZM10 236H12V234L8 236L9 238H12V237H10ZM86 236H85V237H86ZM93 236H95V238H96V234H95V235H92V237H93ZM102 236H105V234H103ZM107 236H106V237H107ZM122 236H124V235H122ZM211 236H212V235H211ZM249 236H250V234H249ZM3 237L6 238L5 235H3ZM3 237H2V238H3ZM28 237H29V236H28ZM42 237H40V238H42ZM48 237H49V235H48ZM57 237H58V236H57ZM78 237H77V238H78ZM81 237H80V238H81ZM85 237H84V238H85ZM106 237H105V238H106ZM119 237H120V236H119ZM134 237H135V236H134V234H133V237H132V238H134ZM149 237H150V236H149ZM152 237H153V236H152ZM169 237H170V236H169ZM194 237H196V236L194 235ZM205 237H208V236H205ZM209 237H210V236H209ZM212 237H213V236H212ZM250 237H251V236H250ZM258 237H259V236H258ZM23 238H24V237H22L21 240H22ZM25 238H27V236H26ZM36 238H38V236H37ZM45 238L47 239V237H45ZM50 238H51V237H50ZM55 238H56V237H55ZM55 238H54V239H55ZM64 238H65V237H64ZM72 238L74 239V237H72ZM75 238H76V236H75ZM77 238H76V239H77ZM80 238H79V241H80V243H81L82 240H81ZM95 238H93V239H95ZM98 238H99V236H98ZM105 238L103 237V239H105ZM112 238H115V237H112ZM121 238H122V237H121ZM124 238H125V237H124ZM129 238H130V236L128 237V240H129ZM141 238H142V237H141ZM141 238L139 239V237H138V239H139L140 241H141ZM143 238H144V237H143ZM158 238H159V237H158ZM183 238H184V237H183ZM185 238H186V237H185ZM245 238H246V236H245ZM0 239H1V238H0ZM12 239H16V237H15V238H12ZM12 239H11V240H12ZM29 239H32L31 236H30ZM34 239H35V237H34ZM34 239H32V240H34ZM51 239H52V238H51ZM51 239H50V240H48V239L45 240L44 243H46V241L49 242L48 244H50L51 242L54 243L55 240L51 241ZM56 239H57V238H56ZM60 239H61V238H60ZM73 239H72V240H73ZM91 239H92V238H91ZM96 239H97V238H96ZM147 239H148V238H147ZM165 239H168V237L165 238ZM165 239H164V240H165ZM203 239H204V238H203ZM227 239H228V238H227ZM229 239H230V238H229ZM1 240H3V239H1ZM6 240H8V238H7ZM27 240H28V239H26V240L24 239L25 243H26ZM35 240H36V239H35ZM35 240H34V241H35ZM38 240H40V239H37V241H38ZM57 240H58V239H57ZM67 240H71V238H70V239L67 238ZM77 240H78V239H77ZM89 240H90V239H89ZM89 240H88V241H89ZM108 240L111 241V239H108ZM112 240H114V239H112ZM128 240H127V241H128ZM132 240H133V239H132ZM145 240H146V239H145ZM145 240H144V242H145ZM210 240L212 241L211 238H210ZM225 240H226V238H225ZM249 240H250V239H249ZM3 241H5V239H4ZM8 241H10V240H8ZM8 241H7V242H8ZM14 241H15V240H14ZM24 241H21V243H19V244L23 245L22 242L24 243ZM30 241H31V240H30ZM30 241H28V242H30ZM34 241H33V242H34ZM40 241H42V239H41ZM50 241H51V242H50ZM79 241H78V242L76 241V242H77V243H76V242L73 240L72 242H75V243L78 245V244H80ZM98 241H99V240H98ZM104 241L107 242V239L104 240ZM109 241H108V242H109ZM118 241H120V240L118 239L115 243H117ZM130 241H131V240H130ZM130 241H129V242H130ZM158 241H159V240H158ZM179 241H180V240H179ZM228 241H229V240H228ZM246 241H247V240H246ZM253 241H254V240H253ZM0 242H2V241H0ZM18 242H20V241H18ZM18 242H16L17 244H15V243H13V244H14L15 246H18V247H19ZM38 242H39V241H38ZM57 242H58V241H56V242H55L56 244H55V243H54V244L57 245ZM64 242H66V241H64ZM83 242H85V239H84ZM86 242H87V241H86ZM86 242H85V243H86ZM113 242H114V241H113ZM134 242H135V241H134ZM142 242H143V240H142ZM155 242H156V241H155ZM182 242H183V241H182ZM224 242H225V241H224ZM237 242H238V241H237ZM239 242H240V240H239ZM2 243H4V242H2ZM8 243H9V242H8ZM44 243H43V244H44ZM66 243H68V242H66ZM98 243L100 244V243H101V240H100V242H98ZM103 243H105V242H103V240H102V243H101V244L103 245ZM115 243H114V244H115ZM123 243H124V240H123ZM125 243H126V241H125ZM130 243H132V242H130ZM152 243H153V242H152ZM159 243H160V242H159ZM198 243H199V242H198ZM260 243H261V242H260ZM9 244H11V243H9ZM13 244H11V245H13ZM29 244H30L31 246H32L33 244L36 245L35 248L37 247L38 249H39V247H40V246H39V247L37 246L38 244H40V243H37V242H36V243L34 242L33 244H32V242H31V243H29ZM43 244H42V245H43ZM46 244H47V243H46ZM54 244H53V245H54ZM70 244H71V243H70ZM81 244H82V243H81ZM87 244H88V243H87ZM87 244H86V246H85L84 251H85V250L87 251V249H88V248L86 249ZM90 244H91V243H90ZM94 244H95V243H94ZM106 244H107V243H106ZM109 244H111V242H110ZM109 244H107V245H109ZM120 244H121V242H120ZM120 244H119V246H120ZM127 244H129V243H127ZM133 244H135V243H133ZM166 244H167V243H166ZM230 244H231V243H230ZM238 244H239V243H238ZM246 244H247V243H246ZM0 245H1V244H0ZM5 245H6V244H5ZM7 245H8V244H7ZM26 245H27V243H26ZM42 245H41V246H42ZM53 245L50 244V245H46V246L49 247L48 249H50V247L53 246ZM55 245H54V246H55ZM59 245H61V243H60ZM73 245H74V243H73ZM83 245H85V244H83ZM83 245H82V246H83ZM95 245H96V244H95ZM107 245L103 246L102 249H104V247H106ZM116 245H117V244H116ZM124 245H125V244H124ZM161 245H162V244H161ZM247 245H248V244H247ZM15 246H9L10 248L7 247V246H6V247L9 248L8 250H11V251H12V250L14 249ZM24 246H25V245H24ZM24 246H23V248H21L22 246H20V249H24V248H25ZM57 246H58V245H57ZM89 246H90V245H89ZM89 246H88V247H89ZM92 246H93V243H92ZM96 246H97V245H96ZM96 246H94V250H96V249L99 247V246H98V247H96ZM117 246H118V245H117ZM119 246H118V247H119ZM133 246H134V245H133ZM152 246H153V245H152ZM163 246H164V245H163ZM181 246H182V245H181ZM213 246H214V245H213ZM0 247L3 249L4 246H0ZM6 247H5V249H6ZM11 247H12L13 249H11ZM18 247L15 248V249L18 250ZM26 247H27V246H26ZM42 247H43V246H42ZM42 247H41V248H42ZM47 247H45V248L47 249ZM58 247H59V246H58ZM95 247H96V249H95ZM118 247H116V248H118ZM126 247H127V246H125L123 249H125ZM138 247H139V245H138ZM138 247L136 246V249H137ZM168 247H169V246H168ZM29 248H30V247L28 246V249H29ZM41 248H40V249H41ZM51 248H52V247H51ZM61 248L63 249L62 245H61ZM61 248H58V249H61ZM83 248H84V246H83ZM90 248H91V250L93 249V247H90ZM100 248H101V246H100ZM116 248H115V249H116ZM128 248H130V247H128ZM158 248H159V247H158ZM182 248H183V247H182ZM184 248H185V247H184ZM194 248H195V247H194ZM208 248H209V247H208ZM210 248H211V246H210ZM222 248H223V247H222ZM242 248H243V244H242ZM247 248H248V247H247ZM249 248H250V247H249ZM249 248H248V250H249ZM257 248H259V247H257ZM2 249H1L0 251H4V250H2ZM20 249H19L18 251L21 253L22 250H20ZM26 249H27V248H25L24 251H25ZM38 249H37V250H38ZM46 249H45L43 252H46V253H47V257H48V258H49V257L51 258L50 255H52V258L54 259V256H53V254L55 253V252L53 251L54 247H53V249H50V250H52L53 254L51 253L50 250L47 252ZM56 249H57V247H56ZM56 249H55V250H56ZM62 249H61V250H62ZM106 249H107V248H106ZM112 249L114 250V248H112ZM196 249H197V247H196ZM243 249H245V248H243ZM34 250H35L34 252H36V249H34ZM42 250H43V249H41L40 251L36 252V254L42 252ZM78 250L80 251V250H83V249L81 248V249H78ZM89 250H90V249H89ZM91 250H90V251H91ZM94 250L91 251V252L96 253V252H94ZM98 250H99V252H100V249H99V248L97 249V251H98ZM118 250H119V249H118ZM132 250H135V249H132ZM141 250H142V249H141ZM145 250H146V249H145ZM224 250H225V249H224ZM231 250H232V249H231ZM254 250H255V249H254ZM11 251H9V252H10V253L15 252V251H12V252H11ZM24 251H23V252H24ZM27 251H28V250H27ZM27 251L25 252L26 254H27ZM58 251H59V250H58ZM58 251H56V253H57ZM63 251H64V250H63ZM63 251H62V252H63ZM71 251L73 252L74 250L72 249ZM79 251H77V252H78V254L76 255L77 258L79 257V256H78L79 254H81L79 258H83L82 256H83L84 251H83V253H79ZM122 251L125 252V250H122ZM5 252H7V250H5ZM43 252H42V253H43ZM110 252H111V251H110ZM116 252H118V251H116ZM116 252H114V255H116V254H115ZM119 252H120V251H119ZM135 252H136V251H135ZM157 252H158V251H157ZM210 252H211V251H210ZM223 252H224V251H223ZM7 253H8V252H7ZM16 253L18 254L17 251H16ZM16 253L14 254V256H15V255L17 256ZM25 253H24V254H25ZM49 253H51V254L48 256ZM56 253H55V254H56ZM65 253H66V252H65ZM88 253H89V252H88ZM121 253H122V252H121ZM129 253H130V250H129ZM154 253H155V252H154ZM185 253H186V252H185ZM24 254H23V256H24ZM26 254H25V256H24L25 258L27 257ZM36 254H33V256H34V255L36 256ZM40 254H41V253H40ZM40 254H39V255H40ZM55 254H54V255H55ZM58 254H59V252H58ZM58 254H56V256H57ZM75 254H76V249H75ZM75 254L73 253V255H75ZM85 254H86V253H85ZM98 254H99V256H101V255H105V253H104V254L102 253L101 255H100V253H98ZM106 254H107V252H106ZM109 254H110V253H108L107 255H109ZM111 254H112V252H111ZM201 254H202V253H201ZM206 254H207V253H206ZM245 254H246V253H245ZM0 255H1V253H0ZM4 255H5V254L3 253L1 256H2L3 258H5ZM8 255H9V253H8ZM8 255L6 254L5 256H8ZM11 255L13 256V254H11ZM11 255H9L8 257H12ZM43 255H44V256H42V255H41V256L44 257V260H45L46 254L43 253ZM66 255H67V254H65V256H66ZM68 255H69V254H68ZM68 255H67V256H68ZM88 255H89V254L84 255V257H85V256H88ZM90 255H92V254H90ZM96 255H97V253H96ZM96 255H93V256H95L94 258H96ZM112 255H113V254H112ZM124 255H126V254H124ZM124 255H122V257H123ZM136 255H137V254H135V256H134V255L132 254V256H134L135 258L138 257V256H136ZM141 255H142V254H141ZM141 255H140V256H141ZM146 255H147V254H146ZM158 255H159V254H158ZM211 255H212V254H211ZM246 255H248V253H247ZM252 255H253V254H252ZM16 256H15V257H16ZM37 256H38V255H37ZM37 256H36V257H37ZM41 256H40V257H41ZM93 256H91L92 258H90V260L87 259V258H88V257H87V258H86V261L89 260V263H90V262H91V259H93ZM97 256H98V255H97ZM99 256H98L97 259H99ZM110 256H111V255H110ZM110 256H109V257H110ZM120 256H121V255H120ZM120 256H119V257H120ZM129 256H130V254H129ZM150 256H151V255H150ZM2 257H1V259H0L1 264L3 263V261H2V260H3ZM18 257H20V256H18ZM21 257H22V256H21ZM21 257H20V259H21ZM60 257H61V256H60ZM101 257H102V256H101ZM103 257H104V256H103ZM109 257H107V258H109ZM111 257H113V256H111ZM125 257H126V256H125ZM6 258H7V257H6ZM6 258H5V259H6ZM25 258H24V260H26ZM58 258H59V257H58ZM131 258H132V257H130V259H131ZM141 258H142V257H141ZM146 258H147V257H146ZM154 258H155V257H154ZM11 259L13 260V258H11ZM11 259H10V260H11ZM14 259H17V258H14ZM30 259H32V258H30ZM37 259L39 260V256L37 257ZM46 259H47V258H46ZM53 259H49V260L52 261ZM59 259H60V258H59ZM59 259H58V260H59ZM62 259H65V258H62ZM101 259H102V258H101ZM101 259H100V260H101ZM105 259H106V258H105ZM105 259H102V260H104V261H103V264H104V262L107 260V259H106V260H105ZM113 259H114V257H113ZM133 259H134V258H133ZM178 259H180V258H178ZM216 259H218V257H217ZM7 260H9V258H7ZM7 260H4V262L7 261ZM12 260H11V262L14 263V262H13L14 260H13V261H12ZM21 260H22V259H21ZM24 260H22L23 263H24ZM28 260H29V259H28ZM55 260H57V257L55 258ZM55 260H53V261H55ZM72 260H74V259H72ZM72 260H71L70 262H72ZM79 260H80V259H79ZM79 260H78V261H79ZM82 260L85 261L84 258L81 259V262H82ZM93 260H94V259H93ZM93 260H92V261H93ZM95 260H96V259H95ZM109 260H110V258H109ZM148 260H149V259H148ZM163 260H164V259H163ZM228 260H229V259H228ZM249 260H250V261H248L247 263H250V262L252 261L251 259H249ZM22 261H21V262L19 261V263L16 261V262H17L16 264H22ZM29 261H31V260H29ZM42 261H43V258L41 259V262H42ZM47 261H48V259H47ZM47 261H46V262H47ZM53 261H52V262L48 261V263H49V264H50V263H51V264H52V263L55 264L56 261H55V262H53ZM63 261H64V262L66 261V263H67V259H66V260H63ZM75 261H77V260H75ZM75 261H74V262H75ZM78 261H77V262H78ZM97 261H98V260H97ZM115 261H116V263H117V260H115ZM121 261H122V260H121ZM129 261H130V260H129ZM129 261H128V262H129ZM144 261H145V259H144ZM223 261H224V260H223ZM32 262H33V260H32ZM59 262L61 263L62 260H60ZM59 262H58V264H59ZM79 262H80V261H79ZM79 262H78V263H79ZM81 262H80V264H82ZM94 262H95V261H93V264H94ZM99 262H100V261H98L97 263L99 264ZM113 262H114V260H113L111 263H113ZM133 262H134V261H133ZM137 262H138V261H137ZM12 263H11V264H12ZM28 263H29V262H28ZM34 263H35V262H34ZM89 263H87V264H89ZM91 263H92V262H91ZM91 263H90V264H91ZM106 263H109V262L106 261ZM134 263H135V262H134ZM144 263H145V262H144ZM144 263H142V264H144ZM167 263H168V262H167ZM167 263H166V264H167ZM252 263H253V262H252ZM6 264H8V263L6 262ZM9 264H10V263H9ZM14 264H15V263H14ZM24 264H25V263H24ZM26 264H27V261H26ZM38 264H39V261H38ZM46 264H47V263H46ZM56 264H57V263H56ZM61 264H63V262H62ZM69 264H71V263H69ZM74 264H77V263H74ZM83 264H84V263H83ZM85 264H86V262H85ZM101 264H102V263H101ZM109 264H110V263H109ZM113 264H115V263H113ZM149 264H150V263H149Z\"/></svg>",
  "mask_w": 264,
  "mask_h": 264
}]
</instances>
